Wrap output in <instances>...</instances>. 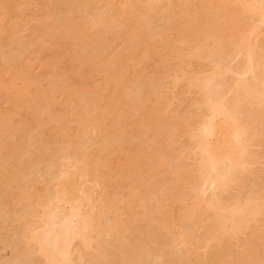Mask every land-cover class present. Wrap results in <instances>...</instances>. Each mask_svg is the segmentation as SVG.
<instances>
[{"label":"rangeland","instance_id":"1","mask_svg":"<svg viewBox=\"0 0 264 264\" xmlns=\"http://www.w3.org/2000/svg\"><path fill=\"white\" fill-rule=\"evenodd\" d=\"M19 1L21 2V4L19 3ZM47 0H0V53L2 54V53H6V56L7 57H4L5 56V54H2V55H4V56H2L1 54H0V63L2 62H4V64L3 65H5V60H3V59H6L7 60V62H8V65H7V62H6V65L5 66H2L3 68H7L8 70L6 71V70H4L1 66H0V74H1V78H4V79H7L8 81L7 82H5L4 80H1V78H0V83H1V85H0V168H1V170H0V173L2 174V175H0V197L1 198H5V195L7 194V193H9V192H4V191H8L9 190V188H10V190H12L11 192H10V194L11 193H14L13 195L11 194V196L10 195H8V198H14V199H11V200H9L8 198H5L6 199V201H7V199H8V201L7 202H9L10 204H7L6 205V203H5V200H3L2 199V201H0V217H2V218H0V224H1V222L3 223V221H6V220H8V221H6V223H8V224H10V225H8L9 227H7V234H8V237H7V240L6 241H4V239H3V241L2 240H0L1 242H0V263L1 264H44V262H45V264H47L48 262L45 260V259H43V258H45V257H43L42 255H39V254H41V252H40V244L38 243V241H36L37 239V237L39 238H42L44 235H46L45 237H46V239H47V241L49 242H47V244L49 245H47L46 244V246H48V247H50V248H48L47 247V249H48V251L50 250V249H52V251L54 250V252H57L59 249L58 248H60L61 246H64V247H66V246H68V248L70 249V250H68V248L66 247V250L69 252V253H67V254H69V256H68V258H69V260H67L68 261V263H67V261L65 262V263H67V264H99L100 263V260H101V264H105L106 263V260H107V263L108 262H110L111 260H110V257H114V258H111L112 259V262H113V259H115L114 260V262H115V264H127V262H129L130 261V259H133V260H131V262L132 261H134V262H132L133 264H136V263H138V264H166V260H167V262L170 260V264L172 263V261H174V262H176L175 264H185V261H187L188 260V258H187V256L185 255L184 256V253H186L187 251H185V250H188L189 248V250L191 251V249L192 250H194V249H197V250H195L194 251V253H198V254H195V257H196V260H194V261H199V264H202L201 262H203V264L206 262L207 263V261H213V259H214V253H217L218 251H221L220 253L221 254H223L224 255V253L226 252L227 253V251H228V253L227 254H229V255H225L224 257H223V259H225V261H230L232 258V261H228L227 263L228 264H230V263H233V264H260L261 262H262V264H264V255H262V253H264V252H260L261 250H260V247L259 248H257L256 247V245L254 244V243H252V242H255V243H257V241H259V240H261V243H259L260 244V246H261V248H263L264 249V232H261V233H259L260 231H261V229L259 230V231H257V228L259 229V228H261L262 226H264L263 224H264V221L262 222V219L264 220V205H261L260 204V201L259 202H257L256 201V199H255V201H254V199L253 200H251V198H249L248 200L250 201V202H253L254 201V204H250V205H248V203H247V199H246V197L248 198L249 196H251V197H258V195L257 196H255V194H261L262 195V192H263V194H264V190H262V189H264L263 187H264V101L263 100H261V99H264L263 97H264V94H262L261 93V91H264V18H263V11H262V9H264L263 8V5H264V0H253L255 3L257 2V4L255 5L254 3H252V4H254L255 6H258L259 8L257 9V11H261L260 12V14L261 15H263L262 17H259L258 15H260L259 13L257 14L256 12H255V14L253 13V11H256V9L255 10H253L252 11V9H251V12L249 11V8H248V6H246L245 7V4H248L249 5V3H245V2H247V1H245L244 3H242V0H237V2H235L236 0H216V2H217V4H220V3H222V6L220 7V8H222V12H220V14H223L224 16H225V14L227 15L229 12L231 13V11L233 12L234 11V9L237 11V14H235L236 16H234V18L233 17H231V15H229V19L231 20V22L233 21V19H238V21L236 22V20H234L237 24H239L240 23V25L241 26H239V27H243V28H238V30H240V31H238V30H236L237 29V24L235 23V22H233V23H235V30H236V32H235V30H230L229 29V26H230V23H228V24H226V26H227V28H225V30H223L224 32H226L227 31V35L229 34V37H228V39L226 38V40L224 41V36L222 35V38H223V40L222 39H220L221 38V34L223 33V31L222 30H220L222 33L221 34H218V36L216 37V38H213L214 36H216L217 34H215V35H213L218 29H217V27L218 26H216L215 24V26L214 27H211L210 26V24L212 23V22H209V21H207V19L208 20H211V16H213L212 15V13H210L209 12V14H211V16L208 14V10H207V12H205V13H207L206 15L205 14H202L203 16L202 17H200V18H202V19H200V22H198V21H196L197 19H199V18H195L196 20H194V18H193V20H190L188 17H189V15H186V12H183L182 14H180L178 11H179V7H180V5L182 4H180V0H173L174 2H172L171 3V5L174 7L175 5H176V3L178 2V4H177V7H176V9H175V7H174V13L176 12V10H178L177 11V13H175V15L177 16V19H179L181 16H182V18H181V27H179V25L177 24L178 22L175 20V22H177V23H175L176 25H177V27H178V29H179V31H177V32H179V37L178 38H176L175 37V34L177 33L173 28L175 27H173V25H175L173 22H171L172 20H173V18L171 17V16H173L171 13H172V7L168 4V7L166 8L165 6H163V4H165V2L167 1V0H160L162 3H159L160 1L159 0H143V1H141L140 2V0H130V7L131 8H129V7H127L128 6V3H127V0L124 2V3H122L123 2V0H98V2H97V0H94V3H93V0H90L89 2H88V0H84L83 1V6H82V3H81V5H80V2H82V0H77V2L79 1V3L77 4L76 3V1L75 2H73L72 4H74V3H76V5H80L81 7L79 8H77V6H75V5H73V6H71V5H68L71 1L69 0V3H68V0H66V2H65V4H64V2H60V1H62V0H57L56 2H55V0H48L49 1V4H47L48 6L50 5V1H51V3H52V1H54V5H53V7H55L56 6V4H58V3H60V5L62 4V5H64V7H63V10H61V8L60 9H58V8H56V11H52L53 9H51V8H53V7H48V8H46V6H45V9L42 7L43 5H46L45 4V2H46ZM65 1V0H64ZM74 1V0H73ZM96 1V2H95ZM101 1H103V2H101ZM112 1V2H111ZM118 1H119V3H118ZM134 1V2H133ZM139 2L140 4H142L143 6H145V7H142V5H141V8H142V10H141V8L138 6V4H136L135 2ZM163 1H164V3H163ZM172 1V0H171ZM193 1L195 2V3H193ZM190 0V1H185V3H187V2H189L190 4H188L189 5V7H188V5H187V8H189V9H192V7L194 8L195 7V5L197 6V4H200V2H201V0H200V2L199 3H197V1H199V0ZM204 2H206L207 1V3H209V1L211 2H215V0H203ZM203 1H202V3L200 4L201 6L202 5H204V3H203ZM218 1H219V3H218ZM241 1V2H240ZM262 1V2H261ZM10 2V3H9ZM25 2V3H24ZM85 2H87V3H85ZM90 2H92V4H90L89 5V3ZM128 2H129V0H128ZM132 2V3H131ZM215 2V3H216ZM223 2H225L226 4H223ZM248 2H249V0H248ZM258 2H259V4H258ZM12 3H13V5H12ZM14 3H18V4H14ZM27 3V4H26ZM48 3V2H47ZM66 3H68V4H66ZM107 3H111V4H109V5H111V6H108V4ZM113 3L115 4V6H113ZM126 3H127V5H126ZM22 4L24 5V4H26V6L24 5L23 7H26V8H23V7H21L22 6ZM41 4V5H40ZM86 4V5H85ZM117 4V5H116ZM134 5V7H135V5H137L136 7H138V9H135L134 10V12H133V10H132V7L133 6H131V5ZM139 4V5H140ZM173 4H175V5H173ZM242 4V5H241ZM10 5V6H9ZM67 7H71V10H73V8H74V10L76 9V12H74V10L73 11H70V9L68 10L67 8H66V6ZM119 5H120V7H119ZM121 5H123V6H121ZM126 6V8L128 9H130V11L133 13H131L130 11H129V9L127 10L126 8V11H129L130 13V15L131 16H129V15H126L127 14V12H126V14H124L125 13V11H123L124 9H122V8H124L125 6ZM160 5H162V8H160L161 6ZM166 5V4H165ZM226 6L227 8H229V12H228V9L226 8V7H224V8H226L227 9V11H226V13L224 12V10H226V9H224L223 10V6ZM259 5H261V6H259ZM52 6V5H51ZM75 6V7H74ZM98 6V7H97ZM113 6V7H112ZM148 6V7H147ZM153 6V7H152ZM160 6V7H159ZM182 6V5H181ZM204 6H206V5H204ZM203 6V7H204ZM216 6H220V5H216ZM251 6V1H250V5H249V7ZM9 7V8H8ZM10 7H11V9H10ZM41 7V8H40ZM59 7V6H58ZM120 8V9H118V8ZM150 7H152V8H154V7H156L155 9L156 10H150L151 8ZM163 7H165L164 9H163ZM234 7H236V8H234ZM245 7V8H244ZM254 7V6H253ZM22 8V9H21ZM140 8V9H139ZM158 8H159V10L160 9H162L163 10V12H165L164 14H163V12L161 13V11L162 10H158ZM207 8H209L208 6H207ZM211 8V7H210ZM209 8V9H210ZM231 8H233L232 10H231ZM246 8H248V10H246ZM255 8V7H254ZM61 10V11H63L64 13L62 14V13H60V14H58L57 16H55L54 14H57V12H58V10ZM66 9H67V11H66ZM114 9H115V11H114ZM146 9V10H145ZM186 9V8H185ZM212 9V8H211ZM211 9H210V11H211ZM44 10V11H43ZM46 10V11H45ZM49 10V11H48ZM119 10V11H118ZM121 10V11H120ZM150 11L149 13L147 12V11ZM169 10V11H168ZM52 11V12H51ZM66 11V12H65ZM69 11L70 12H74V14L72 13V15L71 14H68L69 13ZM122 11H123V13H122ZM151 11H155V13H153V12H151ZM171 11V13H169ZM112 12H115V13H112ZM117 12L119 13V14H117ZM157 12V13H156ZM160 12V13H159ZM246 12V13H245ZM51 13V14H50ZM67 14V17L69 18V20L66 18H63V17H61V15H66ZM108 13V14H107ZM122 13V15L124 16H122V18H120V19H123V20H120L118 17H121L120 16V14ZM148 13V14H147ZM173 13V14H174ZM229 13V14H230ZM76 14V15H75ZM111 14H114V16H115V18L114 17H109V16H113V15H111ZM149 14H150V16H149ZM157 14V15H156ZM180 14V15H179ZM69 15V16H68ZM75 17H74V16ZM107 15V16H106ZM154 16V18H153V16ZM248 15V17L246 18V16ZM260 15V16H261ZM54 16V18H55V20L52 18ZM60 16V17H59ZM103 16V17H102ZM129 16V17H131V19H129V17H128V19L130 20V21H126V19H127V17ZM165 16V17H164ZM166 16H169L168 17V19L169 20H167L166 18ZM180 16V17H179ZM199 16H201V15H199ZM198 16V17H199ZM221 16V15H220ZM249 16L251 17V16H253L252 18H251V20L249 21ZM73 17V18H72ZM105 17L107 18L108 17V19L110 18V20L112 21H114V19L116 20V18L118 19V20H116V21H119L120 23H122V21L125 23L124 25H125V27H124V25H122V24H120V27H119V24H115L113 21V23L110 21V20H107V19H105ZM152 17V18H151ZM174 17V16H173ZM206 19H205V18ZM256 17H257V19H256ZM60 18H62V19H60ZM81 18V19H80ZM100 18V19H99ZM124 18H125V20H124ZM183 18H185V19H183ZM225 18V17H224ZM263 18V19H262ZM65 19V20H64ZM72 19H73V22H75L76 23V25L74 24V23H71L72 22ZM101 19H103V20H101ZM127 19V20H128ZM133 19V20H132ZM139 19V20H138ZM174 19H176V17L174 18ZM189 20L190 22L188 23L187 21L185 22V23H183L185 20ZM245 19H248V21H247V25H246V22L245 21H243V20H245ZM52 20H53V22L54 23H52V24H54L56 27H54L53 25H51V22H52ZM59 20L60 21H64V22H66V21H69V22H67V23H62V22H60L59 23ZM70 20H71V22H70ZM83 20V21H82ZM86 20V21H85ZM97 20H99L98 22L99 23H97ZM135 20V21H134ZM136 20H137V22H136ZM158 20V21H157ZM239 20H240V22H239ZM253 20V21H252ZM51 21V22H50ZM96 21V22H95ZM104 21L107 23V22H109V24H103L104 23ZM141 23H140V22ZM166 21H168V23L169 24H171L172 25V27H168L169 26V24H162V23H167ZM170 21V22H169ZM193 21V22H192ZM201 21H204V23L203 22H201ZM225 21V20H224ZM229 21V20H228ZM227 20H226V23L228 22ZM86 22H87V24H86ZM103 22V23H102ZM130 22H132L131 24H130ZM136 22V23H135ZM191 22L193 23V24H191ZM242 22V23H241ZM57 23V24H56ZM83 23V24H82ZM110 23H112V26L113 27H109V25H111ZM134 23H135V25H134ZM158 23H161L162 24V27H161V25H157ZM186 23H188V24H190V25H193V28L191 27V29H193V31H192V33H194V32H196L195 34H194V36L190 33L191 32V30H189V29H185L186 28V26H189V25H187ZM210 23V24H209ZM244 23V24H243ZM73 24V25H72ZM79 24H81L80 26H78ZM87 26H86V25ZM101 24H103V25H105L106 27L108 26L110 29L108 30L107 28H105L104 26L102 27V26H100ZM113 24H115L116 26H114ZM127 24V25H126ZM151 24V25H150ZM184 24H186V26L184 25ZM257 24V25H256ZM15 25V26H14ZM61 25H62V27H61ZM85 25V26H84ZM89 25V26H88ZM91 25H94V26H91ZM97 25V26H96ZM145 25H147L146 27H145V29H144V26ZM232 25V24H231ZM234 25V24H233ZM59 26V27H58ZM73 26H75L76 27V31H78V32H76L75 31V28L73 27ZM83 28H82V27ZM96 26V27H95ZM135 28H134V27ZM140 26V27H139ZM143 28H142V27ZM167 26V27H166ZM185 26V27H184ZM225 26V27H226ZM258 26V27H257ZM90 27H92V28H90ZM102 27V28H101ZM116 27V28H115ZM129 27V28H128ZM148 27V29H146ZM159 27H161V30H162V33H163V35L165 34L164 33V31L166 32V29L168 30V29H172V30H174L173 32H172V30H171V32L169 33V31H168V34H167V32H166V35H164V37L165 38H167V39H165L163 36V38L162 37H160L161 36V34L162 33H160L159 31ZM163 27L165 28L166 27V29L164 30L163 29ZM67 28V29H66ZM68 28H69V30H68ZM80 28V30H78ZM105 28V30L107 31V33H105L106 31H104L103 29ZM114 28V29H113ZM118 28V29H117ZM128 28V29H127ZM139 28V29H138ZM155 29L156 28V30H158L157 32L155 31V30H153V29ZM158 28V29H157ZM176 28V27H175ZM232 28H234V26H232L231 27V29ZM260 29V30H258V29ZM71 29H73L72 31H71ZM87 29H89L86 33H85V31L87 30ZM93 29V30H92ZM97 29V32L95 31ZM100 29V30H99ZM142 29H143V31H145L146 30V32H143L142 31ZM182 29H184V30H182ZM214 29H215V31H214ZM227 29V30H226ZM253 29H254V31H253ZM84 31V34H82V36H84L85 37V34H87L86 36V39L88 38L89 40L90 39H92L91 40V43H90V45H88L87 43L86 44H82V43H84V41H86L85 39H81V35H79V33L81 34V32L82 31ZM100 32H99V31ZM102 30H103V34H102ZM151 30V31H150ZM152 30H153V32H152ZM185 30H187L186 32L188 33H190V35L191 36H193L191 39H188L187 37L185 38V36L183 37L182 36V34H184V33H186L185 32ZM195 30V31H194ZM211 30H213V31H211ZM92 33H91V32ZM133 33H132V32ZM142 31V32H141ZM182 31H184V33L182 32ZM199 31H200V33L202 32L203 34H204V37H203V35H200V34H198L199 33ZM211 31V32H210ZM232 31H234V33L232 32V34H234V35H232L231 36V32ZM255 31H257V32H255ZM69 32V33H68ZM110 32V33H109ZM136 32V35H133L134 33ZM138 32V33H137ZM139 32H140V34H139ZM149 32V33H148ZM152 32V33H151ZM154 32H156L155 34L157 35H153L154 34ZM198 32V33H197ZM212 32H214L213 34H212ZM219 32V31H218ZM218 32H216V33H218ZM83 33V32H82ZM91 33V34H90ZM95 33H99L98 34V36H96L95 37ZM122 33H124V34H122ZM148 33V34H147ZM158 33H160V35H158ZM207 35H206V34ZM209 33H211V34H209ZM220 33V32H219ZM71 34V35H70ZM93 34H95V35H93ZM102 34V35H101ZM118 34V35H117ZM121 34V35H120ZM141 34H142V36H141ZM148 35V37H147V39H145L146 38V36L145 35ZM149 34H150V36H149ZM170 34H174V35H172V38L171 37H169V35ZM178 34V33H177ZM177 34H176V36H177ZM225 34V33H224ZM79 35V36H78ZM114 35V36H113ZM117 35V36H116ZM124 35H126V36H124ZM138 35H140V36H138ZM151 35H153V37L151 36ZM186 35V34H185ZM189 34H187V36H188ZM199 36V37H197L198 38V40L197 39H194V38H196V36ZM208 35H211V37L210 38H213V40L211 41L210 40V38L208 37ZM227 35L225 36V37H227ZM101 36V37H100ZM104 36V37H103ZM116 36V37H115ZM123 36H124V38H123ZM155 36V37H154ZM168 36V37H167ZM190 36V37H191ZM108 37V38H107ZM115 37V38H114ZM129 37H130V39H129ZM134 37V38H133ZM160 37V38H159ZM181 37H183L182 38V40L184 41L185 39L186 40H190L191 41V46L190 45H188L189 43H188V41H182L181 40ZM218 37H220L219 38V40L217 41V38ZM18 38H20V40L18 39ZM37 39L39 42H37V40H34V39ZM114 38V39H113ZM121 38V39H120ZM125 38H127V39H125ZM133 38V39H132ZM137 38H139V39H137ZM142 38H144L145 39V41H147V40H152L151 42H152V45L153 44H156V43H158V42H160V40H162V42H160L158 45H155V47L157 46V48H162V47H164V45H166L167 46V44H170V45H168L167 47L165 46V49L163 50V48H162V50L161 49H158V50H161V54L160 55H157V56H155V55H153V56H148L149 57V59H148V57H147V55L144 57L145 58V60H143V62L142 63H140L138 66H141V67H139L138 68V71H137V73L138 74H136V76L135 77H132L131 79H126V78H124L122 75H121V73H120V68H118L121 64H122V60H126V59H128V57H129V55H130V53H131V51H132V49H134V48H138V47H140L141 45H139V43H141L142 44V42L144 41ZM171 38V39H170ZM174 38H176V39H178L177 41H178V45H176V42L175 41H173V40H176V39H174ZM205 38V40H202V39H204ZM231 38V39H230ZM24 39H26V41L24 40ZM78 39V40H77ZM79 39H81V40H83V42L82 43H79ZM113 39V40H112ZM116 39V40H115ZM118 39H119V41H118ZM136 39V40H135ZM164 39V40H163ZM169 39H170V41H169ZM179 39L181 40V41H179ZM206 39H208L207 41L209 42V43H207V44H204L205 42H207L206 41ZM245 39V40H244ZM28 40V41H27ZM106 41L107 43L109 42V43H111V45H108L106 42V45H108L107 46V48H105L106 47V45H105V43L103 44V42L104 41ZM122 40V41H121ZM124 40V41H123ZM129 40V41H128ZM131 40H132V42H131ZM143 40V41H142ZM156 40H158V42L156 41ZM167 40V41H166ZM216 40V41H215ZM244 40V41H243ZM112 41H113V43H112ZM119 43H118V42ZM142 41V42H141ZM155 41V42H154ZM165 41V43L163 44V42ZM169 41V43H167ZM174 42V43H172V42ZM249 41V42H248ZM22 42H24L23 44H22ZM37 42V43H36ZM86 42H88V40L86 41ZM95 42V43H94ZM127 42V43H126ZM36 43V44H35ZM93 43V44H92ZM115 43V44H114ZM135 43V44H134ZM186 43H187V45H186ZM253 43V44H252ZM4 44H6V45H4ZM79 44H81V45H79ZM96 44V46L94 47V45ZM103 44V45H102ZM112 44H114V45H112ZM125 44V45H124ZM130 44H132V45H130ZM162 44V45H161ZM172 44H174V45H176L177 47L175 48V46H173V49H172ZM181 44V45H180ZM195 44V45H194ZM207 47V49L205 48V46ZM259 44V45H258ZM3 45V47H1ZM83 45L86 47H83ZM92 45V46H91ZM105 45V46H104ZM151 45V46H152ZM162 46V47H160V46ZM197 45H199L198 46V48H200L201 46H203L202 47V50H200V49H198L199 51L197 52V51H194V50H197ZM210 45V46H209ZM254 45V46H253ZM21 46V47H20ZM25 46V47H24ZM90 46H91V48H90ZM100 46V47H99ZM104 46V47H103ZM110 46H111V48H110ZM130 48H129V47ZM138 46V47H137ZM181 46V47H180ZM76 47V48H75ZM102 47V48H101ZM109 47V48H108ZM116 47H118L119 48V50L116 48ZM169 47H171V51H174V50H176L175 51V56L173 55V58L170 56V57H168L170 54H172V53H170V54H168L169 53V50H168V48ZM24 48V49H23ZM79 48H81V49H79ZM88 48V49H87ZM95 48V49H94ZM98 48H100V49H98ZM107 50L106 52H105V49ZM128 48H129V51H128V53H126L127 51L126 50H128ZM183 48V49H182ZM192 48V49H191ZM210 48V49H209ZM254 48V49H253ZM260 48V49H259ZM22 50V51H20V50ZM77 49L80 51H77ZM87 49V50H86ZM93 49V50H92ZM102 49H103V51H102ZM115 49L117 50V51H115ZM167 49V50H166ZM206 49V50H205ZM259 49V50H258ZM84 50V52H85V54H84V52H82ZM90 50H92L91 51V53L93 54H91V56H89V54H90V52L89 51ZM96 51V52H94L93 53V51ZM121 50V51H120ZM123 50L125 51V52H123ZM179 50V51H178ZM180 50H182V51H180ZM191 50V51H190ZM204 50V51H203ZM254 50V51H253ZM2 51H4V52H2ZM8 53H7V52ZM20 51V52H19ZM103 52V54H102V52ZM163 51V52H162ZM166 51V52H165ZM11 52V53H10ZM15 52H16V54H15ZM37 52V53H36ZM89 52V53H88ZM105 52V53H104ZM119 52V53H118ZM194 52H197L196 54H191V53H194ZM202 52H205V54H203ZM217 52V53H216ZM222 52V53H221ZM252 52V53H251ZM258 54H257V53ZM19 53H20V55H19ZM41 53V54H40ZM45 53V54H44ZM71 53H77V54H79V55H77V54H75V55H73L72 56V54ZM80 53H82L81 55H80ZM179 53V54H178ZM202 53V54H201ZM254 53H256V54H254ZM13 54V55H12ZM26 56H25V55ZM87 54H88V56H87ZM98 54V55H97ZM102 54V55H101ZM127 54V56L126 57H124V55H126ZM148 54V53H147ZM157 54H159V52L157 51ZM181 54V55H180ZM198 54H201V56H203V57H201L200 58V55L198 56V58L196 57ZM253 54V55H252ZM77 55V56H76ZM84 56V60H87L86 62L82 59V57ZM86 55V56H85ZM119 55H121V56H119ZM149 55V54H148ZM181 56V58H179V56ZM184 55V57H182ZM188 55H189V59H186V58H188ZM190 55H192V56H190ZM205 55H206V57H205ZM214 55H216V56H214ZM14 56V57H13ZM73 58H72V57ZM75 56L77 57L76 59H74L75 58ZM119 57V58H116V57ZM178 56V58H176ZM187 56V57H186ZM209 56H210V58H209ZM220 56V57H219ZM255 56V57H254ZM4 57V58H3ZM8 57L10 58V63H9V59H8ZM12 57H13V59H12ZM16 57V58H15ZM52 57V58H51ZM81 59H80V58ZM90 57L92 58L91 60H89V61H91L90 63H88L89 61H88V59H90ZM121 57H123L122 59H121ZM147 57V58H146ZM165 58V60H164V58ZM186 57V58H185ZM220 59H219V58ZM73 59L74 61V63L75 64H73L72 63V65L70 64L71 63V59ZM98 58V59H97ZM113 58H114V60H113ZM116 58V59H115ZM163 58V59H162ZM187 60V62L184 60ZM196 60H195V59ZM203 58H204V62H203ZM205 58H208L207 60L205 59ZM118 59V61H116ZM168 61H167V60ZM171 59V60H170ZM178 59H181V60H183V61H185V62H183V61H181V60H178ZM194 59V60H193ZM216 59V60H215ZM219 59V60H218ZM256 59V60H255ZM121 60V61H120ZM150 60V61H149ZM158 60H159V62H158ZM165 62H164V61ZM170 60V61H169ZM191 62H190V61ZM202 62H201V61ZM215 60V61H214ZM114 61V62H113ZM116 61V62H115ZM120 61V62H119ZM146 61V62H145ZM163 61V63H160V62H162ZM172 61V62H171ZM177 61V62H176ZM195 61V62H194ZM199 62V63H197V62ZM218 61H219V63H218ZM222 61V62H221ZM49 62V63H48ZM119 62V63H118ZM180 62H181V64H180ZM216 62V63H215ZM14 63V65H12ZM31 63V64H30ZM47 63V64H46ZM85 63V64H84ZM121 63V64H120ZM146 63V64H145ZM201 63H203V65L201 64ZM205 63H207V65H205L204 66V64ZM10 64H11V67L12 66H14V67H12V68H10V70H9V66H10ZM98 64V65H97ZM144 64V65H143ZM179 64H180V66H181V69H180V66H179ZM214 64V65H213ZM217 64V65H216ZM220 64V65H219ZM222 64H223V66H222ZM1 65V64H0ZM47 65H49V66H47ZM164 65V66H163ZM191 65V66H190ZM216 65V66H215ZM45 66H47L46 67V69H43ZM144 66V67H143ZM154 66V67H153ZM159 66V67H158ZM163 66V67H162ZM175 66H177V67H175ZM189 66V67H188ZM194 66V67H193ZM198 66H200L201 67V69H200V67H198ZM212 66V67H211ZM213 66H215V69H214V67ZM220 66V68H222V69H218V67ZM92 69H91V68ZM95 67V68H94ZM156 67H157V70H156ZM162 67V68H161ZM196 67V68H195ZM204 67H206V68H204ZM5 68V69H6ZM71 68V69H70ZM159 68V69H158ZM193 68H194V70H193ZM197 68H199V69H197ZM4 71H3V70ZM29 69V70H28ZM91 69V70H90ZM95 69H97V70H95ZM118 69V70H117ZM140 69V70H139ZM144 69H146V70H144ZM162 69V70H161ZM178 69H180V70H178ZM206 71H205V70ZM217 70L216 71V73L213 71V70ZM74 70V71H73ZM116 70V71H115ZM156 70V71H155ZM183 70V71H182ZM26 73H25V72ZM104 71V72H103ZM107 71H110L109 73H107ZM199 71V72H198ZM212 71H213V73H212ZM219 71H220V74L218 75V73H219ZM20 72V73H19ZM69 72V73H68ZM75 72V73H74ZM78 72V73H77ZM103 72V73H102ZM114 74H112V73ZM175 72H176V75H175ZM206 72V73H205ZM208 72V73H207ZM222 72V73H221ZM11 73H14V76H15V73H16V75L17 76H19L20 74V77L21 76H23V75H25V74H27V76H25V77H18V79H16L15 77H17V76H15L13 79H11L12 81L11 82H13V84L16 86V84H20V86H19V84H18V88H20V87H24V85L23 84H21L20 82H21V80H23L24 82H25V80H27V79H31V80H34L33 82H34V84H33V82L30 80V84L32 83L33 85H34V88H32V87H30V85H29V83L28 84H26L25 85V88L27 89L28 88V86H29V88H30V90L31 89H34V90H38L39 88L41 89L42 88V90L44 89V91H42V90H40L41 92L40 93H42L43 92V94H41V95H43L42 97H45V95H44V92L46 93V95L47 94H49L51 91H53V92H51L49 95L52 97V100L50 99H48L47 97V99H45L44 98V100H46V102L49 100L50 101V103H49V101H48V103H46V102H44V100L42 99V97H40L39 96V93H38V91H37V93H35V94H37V96L35 97L34 95V93H33V95L32 96H30L28 93V95H26V93H25V95H24V98H25V96H26V98L24 99V98H21V99H18V98H11V96H13L14 97V95H15V92L14 93H12V92H7L8 91V89H6L7 87H8V82H9V79H10V76L12 75ZM23 73V74H22ZM30 73V74H29ZM19 74V75H18ZM40 74H42V75H40ZM110 74V75H109ZM115 74H117V75H115ZM179 74H180V76H179ZM183 74V75H182ZM197 74H199V76L197 75V79H196V75ZM205 74H206V77H205ZM208 74V75H207ZM215 74H217V75H215ZM6 75V76H5ZM40 75V76H39ZM44 75V76H43ZM81 75V76H80ZM100 75V76H99ZM113 75V77H110V76H112ZM153 75V76H152ZM154 75H155V77H154ZM194 75H195V77H194ZM202 75H203V78H202ZM213 75V76H212ZM32 77V78H29V77ZM152 76V77H151ZM211 76V77H210ZM9 77V78H8ZM11 77H13V76H11ZM54 77V78H53ZM103 77H105V78H107V77H110V78H107L108 80L107 81H105L104 79H103ZM179 77H180V79H179ZM193 78L194 77V79H193V81L195 80V84L194 83H192V81L190 82V78ZM208 77V78H207ZM20 78V79H19ZM122 78V79H121ZM135 80H134V79ZM149 78H152V79H149ZM153 78L155 79V80H157V81H155V80H153ZM174 78H176V80L174 79ZM211 78V79H210ZM213 78V79H212ZM58 79V80H57ZM116 79V80H115ZM180 81V83H179V81ZM190 79V80H189ZM200 79V80H199ZM55 81L54 83H56V81H57V83L56 84H53V82L52 81ZM84 80V81H83ZM109 80H110V82H109ZM126 80L128 81V82H126ZM153 80V81H152ZM177 81V82H172V81ZM181 80H182V82H181ZM202 80V81H201ZM212 80V81H211ZM3 81V82H2ZM17 83H16V82ZM60 81V82H59ZM67 81H68V83H70V84H67ZM116 81V82H115ZM119 81H120V83H119ZM125 81V84L123 83V82ZM130 81V82H129ZM137 81V82H136ZM171 81V82H170ZM204 81H206V82H204ZM4 82L6 83V84H4ZM23 82V83H24ZM26 82H28V81H26ZM82 82V83H81ZM197 82H198V84H197ZM202 82V83H201ZM16 83V84H15ZM52 83V84H51ZM65 83L66 85H69V86H66L65 88L67 89H64V90H62V86H63V84ZM109 83V84H108ZM112 85H111V84ZM167 83V84H166ZM192 83V84H191ZM205 83V84H204ZM209 83V84H208ZM240 83H242V85L240 84ZM9 84H10V82H9ZM51 84V85H50ZM64 84V85H65ZM119 84H122L121 86L119 85ZM123 84H124V86H123ZM175 84V85H174ZM178 84V85H177ZM217 84V85H216ZM7 85V87L5 88V86ZM48 85H50V86H48ZM71 85V86H70ZM104 85V86H103ZM119 85V86H118ZM193 85H195V86H193ZM208 87H207V86ZM135 86H138V88L137 87H135ZM166 86V87H165ZM176 86V87H175ZM206 86V87H205ZM239 86H240V88H242V89H239ZM241 86H244V87H241ZM37 89H36V88ZM64 87V86H63ZM104 87V88H103ZM122 87V88H121ZM126 87V88H129V87H132L133 89V91L131 90L130 91V88L128 89V90H126V88H125V91H124V88ZM147 87L148 88H150V91H149V93L148 92H146V91H148V89H147ZM168 87V88H167ZM205 87V88H204ZM215 87H216V89H215ZM246 87V88H245ZM250 87V89H248ZM4 88H5V90H4ZM28 88V89H29ZM46 88V89H45ZM122 90H121V89ZM4 91H3V90ZM25 89V90H26ZM47 89H48V91H47ZM138 89V90H137ZM144 89V90H143ZM247 89V90H246ZM24 90V89H23ZM46 90V91H45ZM245 90V91H244ZM260 90V91H259ZM12 91H16V90H12ZM32 91V90H31ZM60 91H63L64 93H62V92H60ZM66 91H68V92H70V93H68V92H66ZM88 91V93L89 92H94V93H96V94H89L88 96H87V92ZM105 93H104V92ZM122 91H124V92H126V93H124V94H128V92H129V94H132V95H130L129 97H125L126 95H120V94H122L121 92ZM144 91V92H143ZM207 91V92H206ZM238 91V92H237ZM240 91V92H239ZM251 91H253V92H251ZM258 91H259V93H258ZM35 92V91H34ZM65 92H66V94H65ZM98 92V93H97ZM103 92V93H102ZM132 92V93H131ZM143 92V93H142ZM193 92V93H192ZM217 94H216V93ZM245 92H247V93H245ZM253 93V94H250V93ZM257 92V93H256ZM5 93H9L8 95H9V97L7 96V94H5ZM61 93V94H60ZM101 93V94H100ZM145 93H146V95H145ZM148 93V94H147ZM176 93V94H175ZM212 93V94H211ZM242 93H245V94H242ZM12 94V95H11ZM53 94V95H52ZM67 94H68V98L66 97L67 96ZM98 94V96H96ZM106 94V95H105ZM128 94V95H129ZM143 94V95H142ZM216 94V95H215ZM238 94H240L239 96H240V98H241V94H242V98H244V99H241V100H244V101H242V103L239 101L240 99H239V96L237 97V95ZM263 96H262V95ZM62 95V96H61ZM87 97H86V96ZM95 95V97L94 98H99L98 99V101L96 102L95 101V103H96V105H95V103L93 102L94 100H96V99H93V101H92V103H93V105H91L90 104V101H88L87 99H90L92 96H94ZM102 95V96H101ZM248 95V96H247ZM261 95V96H260ZM22 96H23V94H22ZM116 96V97H115ZM118 96H121L120 97V100L118 99ZM141 96H143V97H145L146 98V101H143L145 98H141ZM207 96H208V99H207ZM221 96V97H220ZM35 97V98H34ZM67 99H66V98ZM113 97H115V98H113ZM132 97H133V99H132ZM214 97H215V99H214ZM257 97H259L258 99H257ZM262 97V98H261ZM9 98V99H8ZM32 98H34V99H36V98H39V100H40V98H41V100H43V102L45 103V104H43V106H42V104H40L39 103V100L37 101V99L36 100H33ZM50 98V97H49ZM78 99V101H77V99ZM84 98H87V99H84ZM114 100L115 99V101H112V99ZM124 98V99H123ZM137 98V99H136ZM140 98L142 99V103H140L141 102V100H140ZM149 99V101H148V99ZM249 98V99H248ZM11 99H12V101H16V103H17V100L19 101L17 104H15V102H12L11 101ZM17 99V100H16ZM22 99H24V100H22ZM63 99V100H62ZM121 99H123V100H121ZM125 99H127V100H131L132 101V103H134V102H138L137 104H135L136 106H138V108L137 107H135V108H132V107H134V104H132L131 103V101L130 102H127V100H125ZM235 99H239L238 101L241 103L240 104V106L238 105L239 104V102H238V106L237 107H235V108H237V116H238V118H237V122L235 121V118H236V114H234L233 115V113H231V112H233L234 111V113L236 112V110L235 109H233L232 110V108H229V106H231V103L234 105L235 103H236V100ZM8 100H10V101H8ZM21 100V101H20ZM65 100H66V102H65ZM84 100L86 101V102H84ZM111 101V103H113L112 105H111V103H110V101ZM136 100V101H135ZM160 100V101H159ZM205 100V101H204ZM224 100V101H223ZM255 100V101H254ZM257 100V101H256ZM260 100V101H259ZM122 102V104H123V108H122V104H121V102ZM157 101H159L158 103H160V104H158L157 103ZM195 101V102H194ZM204 101V102H203ZM207 101V102H206ZM235 101V102H234ZM247 101H249V102H247ZM10 102V103H9ZM21 102H23L22 104H21ZM37 102L39 103L38 104V106H36V108H38L39 107V105H41L40 106V109H41V107L43 108V109H41V110H39L38 109V112H37V110H36V112L38 113V115H35V114H33V113H31L30 111H32L33 109V107L35 106V104H37ZM41 102V101H40ZM88 102H89V104H88ZM120 102V103H119ZM147 104H146V103ZM198 102V103H197ZM203 102V104H201ZM219 102H220V104H219ZM223 102V103H222ZM255 102V103H254ZM258 103V105L261 107V109L263 110H261L259 107H258V105H257V103ZM259 102H261V103H259ZM63 103V104H62ZM87 103V104H86ZM127 103H131V105L130 104H127ZM143 103H145V108L147 107V110H149V108L148 107H150V111H154V112H152V113H154V116H159L157 119H159L160 121H165L164 123L166 124L167 123V129H169V131H166L167 129H165L164 128V123H162V122H160L159 120H158V122H157V120L155 121L154 120V122H157V123H155V125H153L152 124V121L151 120H149V114L151 113V112H149V113H147V111H146V109L143 107V108H141L140 107V104H141V106H143ZM212 103V104H211ZM243 103H245L244 105H242ZM12 104H13V106H14V104L16 105L15 107H13L12 106ZM85 104V105H84ZM158 104V105H157ZM210 104V105H209ZM252 106H251V105ZM253 104H255L254 106H253ZM32 105H34V106H32ZM89 105V107H87ZM92 106V109H94V110H92V109H90L91 108V106ZM95 105V106H94ZM109 105H111L110 106V108H109ZM130 105V106H129ZM148 105V106H147ZM212 105L215 107L216 106V108H214V107H212ZM222 105V106H221ZM229 105V106H228ZM232 105V106H233ZM18 106V108L16 109V107ZM84 106V107H83ZM86 106V107H85ZM120 106V107H119ZM220 106V107H219ZM224 106V107H223ZM251 106V107H250ZM11 107V108H10ZM106 107V108H105ZM125 107V108H124ZM129 107H131V108H129ZM154 107H157V109L156 108H154ZM204 107V108H203ZM217 107H218V109H217ZM223 109H222V108ZM238 107H240L239 109H238ZM244 107H246V108H244ZM249 109H248V108ZM253 107V108H252ZM81 108H82V110H81ZM85 108V109H84ZM95 108H97L96 110H95ZM99 108V109H98ZM116 108V111H118L119 110V112H117V115H116V112H114V109ZM119 108V109H118ZM126 108H129V109H131V110H129L130 111V113L132 114H134V116L136 117V119H137V117H138V122L136 123V122H134L135 121V118H134V121L132 120V119H125V117H127L126 116V112H125V110H127ZM211 108H212V110H219L220 111V109L222 110V111H225V112H228L229 113V111H227L228 109H230V113L229 114H223L222 116L220 115L219 117H220V119L218 118L216 121L218 122V124L220 123V122H223L224 124L228 121L229 122V120H233V122L235 121L236 122V127H235V125H234V123H233V125H231L230 123L232 122V120H231V122H229V124H228V126H229V128L230 127H232V126H234V128H232V130L233 129H235V128H237V126L239 127H241V132L243 131V127H244V131L246 132V134H245V132L243 131V134H241V135H239L240 137L238 138L237 137V139L235 138V139H233V144L234 145H231L232 144V142L230 143V145H228L225 149H230L231 151V153H229V150H226V152L228 151V155L231 157H236V150H238L237 152H238V156L236 157L237 159L239 158V156H241V155H243L244 154V156H241L240 157V159L238 160V162L240 161L241 162V158H242V165H241V170H240V165H237V166H239L238 168H235V167H237V166H234L233 167V164L231 163V160H229L230 159V157L226 154V152L224 151V153H225V155L223 154V153H221V155H223L224 157H221V155H220V157H221V159L218 161V164H215V165H213V167H212V169L214 170H212L211 171V167H210V164H208V162L206 163V162H204V164L203 165H205V167L201 164V163H203V161H209V160H207V158L209 159V157H211V154L213 153V152H211V150L210 151H208L207 149H206V146H204V147H202V142H204L205 140H206V144H207V142L208 141H213V140H215V138H216V135H212V136H210L209 134H210V132L208 131V129L205 127V125H207V124H209V123H214V121H212V119L210 118L211 116H212V114L210 113V110H211ZM214 108V109H213ZM224 108H226V109H224ZM32 109V110H31ZM35 109V108H34ZM107 109V110H106ZM125 109V110H124ZM135 109H137V110H135ZM155 109V110H154ZM255 109V110H254ZM49 110H50V112H49ZM84 110H86L85 112H84ZM105 110V111H104ZM113 110V111H112ZM122 110V111H121ZM127 110V111H128ZM139 110V111H138ZM140 110H142V111H140ZM157 110H158V112H157ZM169 110H170V113H169ZM239 110V111H238ZM243 110V111H242ZM249 110L251 111V113L249 112ZM253 110V111H252ZM15 111V112H14ZM74 111V112H73ZM82 111V112H81ZM93 111L96 113L95 115L94 114H92L93 113ZM111 111V112H110ZM128 111V112H129ZM133 111H135V112H133ZM144 111H146V113L148 114V116L146 115L145 117H148V118H146L145 119V117H144V115H145V113H144ZM160 111V112H159ZM193 111V112H192ZM257 113H256V112ZM259 111V112H258ZM33 112H34V110H33ZM79 114H78V113ZM97 112H99V114H101V116L103 115V116H107L106 117V120H105V117H103L102 116V118H101V116L98 114V116H99V118L101 119H98V116H97ZM103 112V113H102ZM110 112V113H109ZM140 112H141V114H140ZM163 112V113H162ZM168 112V113H167ZM212 112V111H211ZM245 112H247V113H245ZM249 112V113H248ZM253 112H254V114H256V115H254L253 116V118L255 119H252V115L251 114H253ZM260 112H262V113H260ZM35 113V112H34ZM49 115H48V114ZM81 113V114H80ZM85 113H86V115H85ZM125 113V114H124ZM142 113H143V115H142ZM189 113V114H188ZM191 113V114H190ZM206 113V114H205ZM240 113V114H239ZM260 113V114H259ZM105 114V115H104ZM106 114H108V115H106ZM131 114H129L128 113V115H130V117L132 118V117H134L133 115H131ZM162 114V115H161ZM169 114V115H168ZM171 114V115H170ZM182 114V115H181ZM183 114H187V115H183ZM209 114H211V115H209ZM230 114H232V115H230ZM262 114V116H260ZM40 115H42V118H44L43 120H45L46 119V121H44V122H42L43 123V125H42V123H41V125L39 124V126H35V125H37V124H35L34 123V121L35 120H37V118H39V116ZM46 115V116H45ZM83 115H85L84 117H86V118H84L85 119V121H86V123H85V121H84V119L82 118V116ZM92 115V116H91ZM125 115V116H124ZM206 115H208L209 116V118H208V116H206ZM225 115H226V118H224L225 117ZM227 115H230L229 117H227ZM240 115V116H239ZM249 115H250V117H249ZM44 116V117H43ZM47 116H48V118H47ZM74 116V117H73ZM97 117V121H98V123H97V121L96 122H94L95 120V118ZM112 116V117H111ZM142 116V117H141ZM153 116V114H152V120H153V118L154 119H156L155 117ZM161 116L162 117H164V118H162L161 119ZM224 116V117H223ZM233 116L235 117V118H233ZM256 116V117H255ZM258 116V117H257ZM36 117V118H35ZM46 117V118H45ZM49 117H50V119H49ZM51 117L53 118V119H51ZM75 117H77V119L75 118ZM112 118V120H111V118ZM116 117V118H115ZM144 117V118H143ZM170 117V118H169ZM176 117V118H175ZM181 119H180V118ZM185 117V119H183ZM248 117H249V119H248ZM261 117V118H260ZM33 118V119H32ZM41 117L39 118V120L38 121H43V120H40V119H42ZM74 118H75V120L76 121H74ZM88 118V119H87ZM108 118V119H107ZM110 118V119H109ZM115 118V119H114ZM207 118V119H206ZM260 118V119H259ZM32 119V120H31ZM47 119H49V120H51V121H49V120H47ZM82 119H83V121L84 122H82ZM87 119V120H86ZM164 119V120H163ZM183 119V120H182ZM223 119H227V120H225V121H223ZM252 119V120H251ZM79 120V121H78ZM104 120V121H103ZM109 121V123H108V121ZM151 121L150 123L152 124H150L149 123V121ZM166 120H167V122H166ZM171 120V121H170ZM218 120H220V121H218ZM238 120H240V121H238ZM242 120H243V122H242ZM248 120H250L249 121V123L248 124H246L247 122H248ZM253 120H254V122H253ZM32 121H33V123H34V125L32 124ZM38 121H36V122H38ZM89 121H90V123L91 124H93V122H94V124H93V126L91 127V126H89L90 124H89ZM99 121H100V123H99ZM101 121H103V122H101ZM110 121H111V123H110ZM169 121V122H168ZM183 121V122H182ZM215 121V122H216ZM133 122H134V124L136 123V124H138V130L139 131H137L135 128H134V124H133ZM179 122V124L178 125H181V122L182 123H184L183 125H181V126H176V124ZM216 122V123H217ZM241 122V123H240ZM81 123H83L84 124V126L82 125L81 126ZM172 123V124H171ZM237 123H240V124H238L237 125ZM245 123V124H244ZM86 124V125H85ZM88 124V125H87ZM97 124H99L97 127L96 126H94V125H97ZM133 124V125H132ZM135 124V126H137ZM157 124V125H156ZM160 124V125H159ZM161 124H163L162 126H161ZM202 124V125H201ZM205 124V125H204ZM244 124V125H243ZM249 124L251 125L250 126V129L248 128L249 127ZM10 125V126H9ZM57 125H59V126H57ZM173 125V126H172ZM203 125H204V127L206 128L205 130H204V127H203ZM220 125H221V123H220ZM231 125V126H230ZM245 125H247L246 126V130H245ZM30 126V127H29ZM44 128H42V127ZM61 126V127H60ZM66 127V128H64V130H63V128L62 127ZM78 126V127H77ZM81 126V127H80ZM132 126H133V128H134V130L133 129H131L132 128ZM145 126H146V129L149 127V131H150V127H152V128H157V131H158V129H160L159 130V132L160 133H162V131H163V133H165V134H163V138H165V136L168 134V136H172L173 135V133H174V136H172L175 140H173L172 139V137H171V140H170V138H168L167 137V139L165 140V139H163V141H165L166 143L167 142H173V143H171L172 145V149H173V154H171V152H169L168 151V153H170V155H168L166 152H167V149H166V151L164 152V154L166 153L168 156H172L173 158L171 159V157H170V159H169V157H168V159L170 160H168L170 163H172L170 166H169V168H168V164L166 165V163H162L165 159V157L163 158V161L162 162H160V163H158V160H161V159H158V158H160L161 156H166V160H167V155H164V154H161V156L159 157V156H155L156 157V159L157 160H154V161H156V162H154V163H156V164H158V166L157 165H153V164H151V163H153V160H152V162L150 163L151 164V167H154L155 169L154 170H152V171H150V173H147V175L145 176V175H142V177H140L139 175H136L137 176V178L138 177H140V178H138L139 180V182H140V184L141 183H143V184H141L143 187H145L146 188V186H145V184L144 183H147L149 186L150 185H152V184H154L155 183V181H157L155 184H156V190H157V193L159 192L158 190L159 189H161V188H158L159 186H157V183L160 181V183H162V179L163 178H165V177H167V176H169V175H164V173L166 172V171H168L167 172V174L168 173H170L172 170H176V171H173V172H171L172 174H174L175 175V172H177L178 170H179V168H181V171L179 170V172H184L183 170L186 168V169H189L190 168V170H191V166H193L194 165V167H192V169H196L197 167H195V165H199V161H201V163H200V168L198 167V169H196V170H201V169H205V172H203V173H200V171H196V170H194L195 172H198V174L197 173H195L194 171H192L193 173L191 174V176H194V177H191V178H188L187 180H189V184L187 183H185L184 182V184H185V186H186V188H185V186L183 187V189L187 192V194H186V192L184 191V192H182V193H184V195L182 194V193H178V194H180V195H182V197L180 198V199H184L185 201H186V197H187V200L189 201L190 200V198L192 199V197L194 198V195L196 194V195H198V196H196L195 195V198H196V200L198 199L197 197H199V195H200V197H199V200L200 199H202L203 201H201L200 200V202H206L205 200L207 199V200H209V201H207L208 203L209 202H211V199L212 200H215L216 198H217V201H218V199L221 197V198H224V199H220L219 201H218V203H221L222 202V200L224 201H226V203H227V197H229V201L231 200V197L233 198L232 200L234 201V199L235 200H237L236 199V196H234V195H236L234 192L236 191V189H237V197H238V195L239 196H241L242 197V199H241V201H239V205H240V207H239V205L237 206L236 205V203H235V201L233 202V204L235 203V205L237 206V207H235L233 204H232V201L231 202H229L228 201V203H229V205L231 206V209L229 208V206H227V208H224V207H222V206H224L226 203H225V201L224 202H222V204L223 203H225V204H221V205H219L218 203V209H219V207H220V210L218 211V209H216V207L215 206H211V207H208V210H207V212L205 211V209L203 210L204 211V213H205V215H204V213H202L203 211H201V212H199V213H196L195 214V216H191L190 217V219H189V222H188V220L187 219H185V220H187L186 221V223H185V221H180V219H178V218H175L176 220L174 221V228L179 232V230H180V233L182 232L184 235H182V236H180V237H178V239H176V240H178V242L174 239V241L172 240V243L171 242H169V244H166L165 242H164V244H165V246H161L160 244H159V242L158 241H155L154 240V243H155V246H154V244H152V246H153V248H152V246L149 248V249H147L148 248V246H146L145 244V242H142V240L141 239H146V241H147V239H148V237H150L149 238V240L151 239V238H153V236L152 235H150L149 233H152L153 234V232H147L148 231V228L149 227H155V224H156V226H158L159 228L161 227L160 225H158L157 223H156V221H155V219L157 220V218L155 217L156 215L155 214H157L155 211H156V208H155V211H154V215H153V212H149V211H147V210H149L148 208H151V206H152V203H154V202H151V206L149 207V205H150V201H152V200H150L149 202H146V201H148L147 199H145L144 198V195H142L141 196V194L142 193H139L138 191H143V187L142 186H140L139 185V183H138V185L137 186H139L138 188H137V195H135L136 193H134L133 195H132V197L135 195V197L134 198H136V200L135 199H133L134 201H132V202H134L133 204L131 203L130 205L133 207H129L130 205H128V207H126V205H125V208L126 209H123L124 208V206H122L123 205V203H122V201H120V203H122V204H120L119 202V204L117 203V202H114L113 200L114 199H111L113 202H114V204H116V205H114V204H112V202L109 200L110 198H108L106 195H107V193L109 192V191H111V193H109V194H113L112 192H114V193H116L115 195L117 196H119L120 194H121V189H120V191H119V193L117 192L118 190H119V187L120 188H123V187H125L126 188V184H128L129 182H131V183H135V188H136V184H137V181H134V180H129V178L127 179L126 178V175H123V176H125L124 178H126V180H127V182H124L123 180V176H122V182H123V187H121V186H119V185H121V184H119V183H121V179H119V183H117L116 184V181H115V183H113L114 182V180H113V182H112V185H113V187H112V185H111V181L112 180H104V181H106V183L104 184V183H102L103 181H101L99 178H97L96 177V175H95V177L93 176V175H91V176H89L90 174H88V173H92L93 174V170H96V169H92L93 167H95L96 165H94L93 167H91V170L90 171H84L85 173H87V174H84V172H78V168H79V165L80 164H82L83 165V162L81 161V160H83L84 161V159H86V161H84L85 163L88 161L87 159L88 158H84V157H86L85 155L87 154V153H89V151L88 150H90L91 148H92V150H90V152L91 151H96L95 152V154L94 155H97V157L99 158L100 157V154H101V156L102 155H105V153L104 152H107L106 150H103L102 149V147L100 146V150H101V152L103 153H101L100 151H99V147L96 145L97 144V142H99L101 139H102V137H104V135L106 134V135H110V140L111 139H114L115 137H117V139L115 138L114 140H118L119 138H118V134L119 133H124V134H119V135H124L127 139V141H128V139H130L131 141L133 140L132 139V137L134 136V138L135 137H137V136H139L140 138L141 137H144L143 138V140H142V138L140 139V141H138L139 140V138H138V142L139 143H141V144H138L139 146H136V149H137V147L139 148L140 147V145H142V143H143V146H142V148L140 147L139 149H143V148H145V146H146V144L145 143H149V146L153 143L152 141H148V140H146L145 138H148V137H146V135L145 136H143L144 134H145V132H146V134L148 133H150V132H147V130L145 129V132L143 133V131L144 130H142L141 131V129H144L145 128ZM148 126V127H147ZM159 126V127H158ZM175 126L177 127V128H175ZM182 126H184L183 128H182ZM243 126V127H242ZM34 127H36V129L35 130H32V128L34 129ZM55 127H57V130H58V128L60 129V131H61V133H62V135H61V133H60V135H58V136H60L61 137V140H58L57 141V139H53L52 140V142L51 141H49L48 142V138H49V140H50V138H52V137H55V135H57V134H59V131H58V133H57V130H56V134H54V135H52V133H50V132H53L54 133V131H52V130H54V129H56ZM93 127H96V129L97 130H93L92 128ZM100 127V128H99ZM144 127V128H143ZM161 127H163L164 129H162ZM165 127H166V125H165ZM180 127V128H179ZM200 127V128H199ZM239 127V128H240ZM10 129V131H9V129ZM37 128H41V129H43L41 132H44V133H41V134H43V137L41 136V138H43V140H41L40 138H39V136H40V130H39V132L37 131ZM47 130H46V129ZM62 128V129H61ZM91 128V129H90ZM112 128H115L116 129V131H117V133H115V132H113V130H112ZM198 128H199V130H198ZM202 128H203V130H202ZM247 128H248V130H247ZM252 128V129H251ZM69 129V130H68ZM87 129V130H86ZM98 129H100L101 131L99 132V130ZM114 129V130H115ZM154 129V130H155ZM175 129V130H174ZM177 129V130H176ZM255 129H256V131H255ZM26 130H27V133H26ZM51 130V131H50ZM82 130V131H81ZM91 130H93L94 132H91ZM104 131V133H103V131ZM153 130V129H152ZM153 130V131H154ZM200 130H202V131H200ZM231 130V131H232ZM8 131V132H7ZM34 131V132H33ZM38 133H37V132ZM81 131V132H80ZM91 133H90V132ZM96 131V132H95ZM106 131V132H105ZM141 131V132H140ZM207 131V132H206ZM7 132V133H6ZM82 132H84V133H82ZM87 132V135L85 134ZM99 132V133H98ZM112 132H113V134H112ZM168 132H171L170 134L168 133ZM173 132V133H172ZM177 132V133H176ZM202 132H204L205 133V135H204V133L202 134ZM5 133L7 134V135H5ZM35 133V134H34ZM49 133V134H48ZM72 134V135H74L73 136V138H75V137H77V138H75L76 139V141H77V143L78 142H80L81 143V145H79L78 146V144L75 142V139L73 140V138L72 137H70V134ZM95 133V134H94ZM103 133V134H102ZM135 133H140L141 134V136H140V134L139 135H137L136 136V134ZM143 133V134H142ZM152 133V132H151ZM150 133V134H151ZM160 133H158L157 135H159ZM209 133V134H208ZM247 133H248V136H247ZM12 134V135H11ZM27 134V135H26ZM30 134V135H29ZM31 134H32V136H34V137H32L31 136ZM34 134V135H33ZM39 134V135H38ZM69 134V135H68ZM99 134V135H98ZM100 134H102V135H100ZM117 134V135H116ZM126 134H128L129 136L127 137V135ZM149 134V135H150ZM156 134V130L154 131V133H152L151 135L152 136H150V137H152L151 139L152 140H154L153 139V136ZM209 136H208V135ZM5 135V136H4ZM9 135V136H8ZM36 135V136H35ZM45 135V136H44ZM46 135H52V137H48V136H46ZM91 135V136H90ZM112 135H113V137H112ZM157 135H155V136H157ZM243 135H245V137L243 136ZM6 136H7V138H6ZM22 136H24V138L22 137ZM58 136H56V137H58ZM66 136H69L68 138H66ZM86 136V137H85ZM148 136V135H147ZM201 136V137H200ZM247 136V137H246ZM55 137V138H56ZM60 137H59V139H60ZM87 137H89L88 139H86ZM90 137L92 138V140L90 139ZM120 137V136H119ZM149 137V138H150ZM201 139H200V138ZM206 137L207 138H209L208 140L206 139ZM243 137V138H242ZM21 138H23L24 139V141H22L23 139H21ZM31 138V139H30ZM36 138H39L40 140H38V141H41V143H42V146L44 145V143L43 142H46L45 144H46V146L47 147H45V145L42 147L41 146V149L39 150V148H40V146H37L38 144H40L38 141V143H36V142H34V140H36ZM63 138V139H62ZM71 139L72 138V142H71V140H70V142L71 143H69L68 141V139ZM94 138H96V139H94ZM100 138V139H99ZM7 140V141H5V140ZM9 139V140H8ZM21 139V140H20ZM97 139H99L98 141H97ZM108 139V138H107ZM135 139H137V138H135ZM134 139V140H135ZM157 138H155V140H156ZM159 139V140H158ZM158 139L156 140V141H154V143L152 144V147L154 146V144H155V147L157 148V150L159 149L158 147H157V144L159 145V146H162V144H163V146L165 145V143L163 142H161L162 141V139L160 138V136H158ZM160 139H161V141H160ZM203 139H205V140H203ZM232 140L231 138H229L228 137V140ZM54 140H56V141H54ZM80 140V141H79ZM86 140H87V142H86ZM109 140V139H108ZM113 140V141H114ZM142 140V141H141ZM177 140V141H176ZM201 140H203L202 142H200ZM238 140V141H237ZM28 141H30V142H28ZM54 141V142H53ZM59 141H61V143L59 142ZM67 141V142H66ZM90 141V142H89ZM136 141V142H137ZM148 141V142H147ZM157 141H160V143H157L156 144V142ZM176 141V142H175ZM235 141V142H234ZM237 141V142H236ZM27 142V143H26ZM36 143V144H34L35 145V147L34 146H32V143ZM51 142V143H50ZM57 142V143H56ZM59 142V143H58ZM129 142V141H128ZM152 142V143H151ZM176 144H175V143ZM200 142V143H199ZM6 143H7V145H6ZM8 143L10 144V146L8 145ZM18 143V144H17ZM24 143V144H23ZM30 143V144H29ZM53 143V144H52ZM69 143V144H68ZM73 143V144H72ZM79 143V144H80ZM83 143H86V145L88 144L89 145V147H85V146H83L84 144ZM93 144L94 143V145H96L95 147H96V149H95V147H91L90 146V144ZM130 143V142H129ZM131 143H133V142H131ZM129 144V146L131 145L132 146V144ZM135 143V142H134ZM133 143V144H134ZM162 143V144H161ZM205 143V142H204ZM247 143H249V145L247 144ZM14 144V145H13ZM25 145V146H23V145ZM28 144H29V146H28ZM48 144H52V146L50 145V147H53V148H50L49 147V149H47L48 148ZM144 144H145V146H144ZM168 144V143H167ZM200 144V145H199ZM202 144V145H201ZM205 144V145H206ZM235 144L237 145V146H235ZM241 146H240V145ZM17 145V146H16ZM21 147H19V146ZM41 145V144H40ZM77 145V146H76ZM93 145V146H94ZM136 145H137V143H136ZM244 145V146H243ZM12 146H13V148H12ZM23 146V147H22ZM74 146V147H73ZM81 146L84 148V149H82L81 148ZM148 146V148H149V150H151V148L152 147H149ZM162 146V147H163ZM169 146V148H171L170 147V145H167L166 146V148ZM200 146V147H199ZM238 146H240L241 147V149H240V151H239V147ZM15 147H17V148H15ZM38 149H37V148ZM44 147L47 149V153H45V151H42V149L44 150ZM79 147V148H78ZM134 147H135V145H134ZM134 147L132 148V149H134ZM199 147V148H198ZM229 147V148H228ZM231 147H232V149H231ZM233 147H236V149L234 148L233 149ZM247 147V148H246ZM21 149V151H20V149ZM23 148V149H22ZM26 148V149H25ZM77 148V149H76ZM82 150H81V149ZM88 148V149H87ZM93 148H94V150H93ZM147 148V147H146ZM154 148V147H153ZM152 148V149H153ZM161 148V147H160ZM164 148H165V146H164ZM164 148H162V149H164ZM168 148V150H172V149H169ZM16 149H18V151H19V154H20V156H19V154H18V156H16L17 155V150ZM52 149V150H51ZM54 149V150H53ZM72 149H73V151H72ZM98 149V150H97ZM138 149V150H139ZM155 149V148H154ZM175 149V150H174ZM179 149V150H178ZM181 149V150H180ZM37 150H39V152L37 151ZM56 150V151H55ZM76 150V151H75ZM157 150L156 151H152V152H155L156 153V155H160V153H158L157 152ZM203 150H205V151H203ZM232 150H234V151H232ZM6 151H7V153H9V155L6 153ZM11 151H13V152H11ZM15 151V152H14ZM37 151V152H36ZM80 151H81V153H82V155H83V152L84 151H88L85 155H83L81 158H79V157H77L76 155H78L79 156V154H76L75 155V153H80ZM161 151V149H159V152ZM176 152V154L178 155V157H177V155L175 154V152ZM183 151V152H182ZM207 151L208 152H210V156H209V154L207 153ZM203 152V153H202ZM11 153H13V154H11ZM16 153V154H15ZM38 155H37V154ZM44 153V154H43ZM100 153V154H99ZM161 153H163V152H161ZM241 153V154H240ZM255 153V154H254ZM1 154H3V156L1 155ZM5 154H6V156H5ZM52 154V155H51ZM73 156H72V155ZM90 154V153H89ZM98 154H99V156H98ZM182 154H183V156H182ZM250 154V155H249ZM253 154V155H252ZM43 155V156H42ZM46 155V156H45ZM56 155V156H55ZM75 155V156H74ZM202 155H205V156H202ZM235 155V156H234ZM12 156V157H11ZM27 156L30 158V159H28V160H31L32 158L33 159H35V162H31L32 164H30V165H28V166H25L23 169H21L24 165V163L25 162H23V161H25V160H27L26 158H27ZM43 157V158H41L40 159V157ZM44 156L45 157H47V158H44ZM53 156H54V158H53ZM71 156H72V158H71ZM209 156V157H208ZM225 156H227L228 157V159H226L225 158ZM248 156V157H247ZM251 156V157H250ZM5 157H6V159H5ZM9 157V158H8ZM56 157H57V159H56ZM59 157V158H58ZM74 157H76L75 158V160H74ZM154 157V158H155ZM176 157H177V161H176ZM181 157H184V159L183 158H181ZM206 157V158H205ZM71 159V161L72 162H70V164H72V165H74L75 163H77V162H80V164L78 165V168L76 169V165H74V166H72L71 165V167L69 166L68 167V162H67V167L69 168V169H67V167L65 168L64 167V165H65V163H64V165H63V161L65 162V161H67V160H69L70 161V159ZM94 158H96V157H94ZM205 160H204V159ZM224 158V159H223ZM245 158L246 159H250V160H245ZM24 159V160H23ZM47 159V160H46ZM54 159V160H53ZM202 159V160H201ZM223 159V160H222ZM9 160V162L7 163H1V162H3V161H8ZM23 160V161H22ZM41 160V161H40ZM59 160V162H57ZM32 161V160H31ZM34 161V160H33ZM45 161V163H43ZM75 161V162H74ZM167 161V163H169ZM228 161V162H227ZM245 161V162H244ZM39 163V164H37V163ZM43 164H42V163ZM53 162V163H52ZM181 162H183V163H181ZM185 162V163H184ZM219 162H220V164H219ZM240 162H239V164H240ZM10 163H12L11 165H10ZM21 163V164H20ZM56 163V164H55ZM74 163V164H73ZM169 163V164H170ZM187 163V164H186ZM207 165H206V164ZM225 163V164H224ZM244 163V164H243ZM248 163V164H247ZM249 163H250V165H249ZM94 164H96V163H94ZM123 164H124V166H123ZM125 164H128V163H124V162H122L121 163V167L120 168H123V170L124 171H126L127 173H129V172H131V171H127L126 169H125ZM160 164H161V166H160ZM163 164V165H162ZM181 164V165H180ZM228 164H230V166L228 165ZM247 164V165H246ZM253 166H252V165ZM23 165V166H22ZM130 165V164H129ZM180 165V166H179ZM182 165H185V166H187V167H185V166H182ZM189 165H191L190 167H189ZM225 165V166H224ZM243 165H244V167L245 166H247V167H243ZM20 166H21V168H20ZM43 166H44V169H47V172L48 171H50L51 170V172H50V175L52 174V173H54V175H49V173L47 174V176H50L51 177V181H52V178L55 176V175H57L56 174V172L58 173V176H56V177H54V181H53V183L54 184H56L55 182H56V180H58V179H60L61 180V178L63 179V178H65V179H63V180H61V184L59 183V185H63V186H65L66 185V187H64V189L62 190V188H63V186H61V188H60V186L58 185V184H56L55 186L56 187H52V185H53V183L52 182H50L51 184H50V187H48V188H50V190L48 191V190H45V192L44 193H46V198H45V200H47L48 202H46L45 200H43V201H41V202H43V205L41 206V208L38 206H32V203H30L29 202V200H27L26 202H21L22 200V197L19 195V193H17L20 189L18 188V187H20L19 185L20 184H22V183H24V181L25 180H30L31 182L29 183V184H25V185H28L27 187H32L31 185H32V180H38V182H39V179H40V182L42 181V179H43V177H41V175L40 174H43L44 175V173H45V175H46V170H45V172H44V170H43ZM50 167V166H52V168H50V170H48L49 168H46V167ZM167 166V167H166ZM173 166V167H172ZM177 166V167H176ZM179 166V167H178ZM182 166V167H181ZM206 166H209V168L208 169H210V171L208 170L207 171V167ZM215 166V167H214ZM219 166V167H218ZM27 167V168H26ZM28 167H29V169H28ZM41 167V168H40ZM150 167V168H151ZM159 167V168H158ZM175 167H176V169H175ZM184 167V169H182ZM39 168H40V171H42L43 170V172L42 173H40V171H39ZM119 168V169H120ZM127 168V167H126ZM168 168V169H167ZM216 168V169H215ZM220 169V173H219V169ZM223 168H225V170H223ZM227 168V169H226ZM235 168V169H234ZM243 168V169H242ZM42 169V170H41ZM56 169V172L55 171H53V170H55ZM65 169V170H64ZM67 169V170H66ZM118 169V170H119ZM128 169H129V167H128ZM151 169H153V168H151ZM157 169H160L159 171L157 170ZM167 169V170H166ZM247 169V172H245L244 173V170H246ZM16 170H17V172H16ZM27 170V171H26ZM70 170V171H69ZM72 170H74V171H72ZM79 170H80V168H79ZM223 170V171H222ZM232 170L234 171V172H232ZM239 170H240V172H239ZM15 173H17L18 174V181L17 180H15V182H11L10 180L12 179L13 180V178L11 177V174L13 173V172ZM20 171H22L23 172V179H22V175H21V173L22 172H20ZM63 171L66 173H63ZM67 171V172H66ZM69 171V172H68ZM76 171V172H75ZM158 171V172H157ZM203 171V170H202ZM225 171V172H224ZM11 172V173H10ZM75 172V173H74ZM95 172V171H94ZM119 172V171H118ZM117 172V176H119V174L120 173H118ZM120 172L122 173V170L120 169ZM188 172V171H187ZM210 172V173H209ZM222 172V173H221ZM224 172V173H223ZM235 172H236V174H235ZM238 172H239V174H238ZM244 173V176H243V173ZM8 173H9V175H8ZM68 173V174H67ZM71 173V174H70ZM79 175H78V174ZM87 175L88 177L86 178V176H85V178H84V175ZM111 173V172H110ZM113 173H116V171L115 172H112L111 174L113 175ZM125 173V172H124ZM127 173H125V174H127ZM153 173V174H152ZM160 173V174H159ZM191 173V172H190ZM189 173V174H190ZM207 173H209L210 175L212 174V173H215L213 176H215V175H217V176H219V177H221L222 175L221 174H223V177L224 176H226V177H228V176H230V175H232L233 177L235 176V178L234 179H232V176H231V179H232V181H229L228 182V179L230 178H227L226 179V181L225 182H228V183H230L231 184V186H230V184L228 185L229 186V190H228V188L226 189V191H224L225 189L223 188V191H221L222 190V187L220 188V187H218L217 189H214V188H216L215 187V184L213 185V184H209L210 183V180H208V178H211L210 177V175H209V177H208V174ZM228 173V174H230V175H226V174ZM62 174V175H61ZM72 174H73V176L75 175V174H77V176L75 175L74 176V178H72ZM130 174V173H129ZM151 174L152 175H154V177L152 178V176H151ZM178 174V173H177ZM249 174V175H248ZM8 175V177L6 178V176ZM19 175H21V176H19ZM31 175V176H30ZM82 175V176H81ZM134 175V173L132 172V175H129V176H133ZM141 175V174H140ZM148 175H149V178L147 179V177H148ZM174 175H170V177H168V179L167 178H165V180H170V179H172L173 178V180H174ZM195 175H197V176H195ZM200 175V176H199ZM237 175V176H236ZM238 175L240 176V178L241 179H239V177H238ZM242 175V176H241ZM259 175V176H258ZM24 176H25V178H24ZM67 176V177H66ZM79 176V177H78ZM81 176V177H80ZM111 176V175H110ZM110 176H108V177H110ZM115 177L116 178V180H117V178L118 177ZM127 176H128V174H127ZM158 176H160V177H158ZM171 176H173L172 178H171ZM201 177L200 178V180L198 181L197 179H199V177ZM4 178V179H2V178ZM9 177H11L10 178V180H9ZM28 177H33L34 179H32V178H28ZM45 177V176H44ZM59 177V178H58ZM61 177V178H60ZM70 177L72 178V179H70ZM94 177V178H93ZM107 177V178H108ZM144 177V178H143ZM151 177V178H150ZM198 177V178H197ZM207 177V178H206ZM225 177V178H226ZM5 178H6V181H4L5 180ZM28 178V179H27ZM39 178V179H38ZM58 178V179H57ZM67 178V179H66ZM79 178V179H78ZM81 178V179H80ZM105 178V177H104ZM103 178V179H104ZM107 178H105V179H107ZM157 178V179H156ZM197 178V179H196ZM207 180H206V179ZM56 179V180H55ZM68 179H70L69 181H71V182H69L68 181ZM95 179V180H94ZM102 179V180H103ZM133 179V178H132ZM135 179H136V177H135ZM148 180V182H151V180H152V184L151 183H148L147 182V180ZM149 179H151L150 181H149ZM159 179H161V180H159ZM190 179H192V181L190 182ZM195 179V180H194ZM236 179V181H237V183L236 182H234L233 183V180H235ZM238 179V180H237ZM9 182H8V181ZM22 180H24L23 182H22ZM101 181L100 183L102 184V186L104 185L105 187H104V189H109V191H107V190H104V192L106 191V194L103 192V194H105V196H101V193H102V189H103V187H101L102 189H100V185H99V183H96V181ZM128 180H129V182H128ZM173 180H171L170 181V185L172 184L171 182L173 181ZM186 180V181H187ZM63 181H65V182H63ZM75 181H77L76 183H75ZM109 181H110V183H109ZM134 181V182H133ZM163 181H164V179H163ZM197 181H198V183H197ZM206 181V182H205ZM3 182H4V184H3ZM20 182V183H19ZM22 182V183H21ZM29 181H25V183H28ZM35 182V181H34ZM37 182V185H39V183ZM59 181H57V183H58ZM169 181H166L165 182V184L166 183H168ZM193 182L196 184V186L194 185L193 186ZM241 182L243 183V184H241ZM11 183V184H10ZM42 183V182H41ZM44 183V182H43ZM42 183V184H43ZM63 183V184H62ZM108 183V184H107ZM125 183V184H124ZM160 183H158V185L160 184ZM164 183V182H163ZM208 183V184H207ZM7 184H10L9 186L7 185ZM14 185V184H16V185H14V187L13 186H11V185ZM19 184V185H18ZM31 184V185H30ZM41 184V185H42ZM71 184V185H70ZM73 184H75V186H77V190L76 191H74V189L71 191L70 189H71V186H73ZM96 184H98V186L96 185ZM107 184V185H106ZM114 184H116V185H114ZM146 184V185H147ZM165 184H163V187H164V185ZM169 184V183H168ZM167 184V185H168ZM192 185L193 187H194V189L195 190H193L194 191V193H193V191L190 189L189 190V186L188 185ZM207 184V185H206ZM226 184V183H225ZM225 184L223 185V187L225 186ZM18 185V187L16 188V186ZM30 185V186H29ZM49 185V184H48ZM58 185V186H57ZM109 185H111V186H109ZM117 185L119 186V187H117ZM130 185V187H131V184H129ZM161 185V184H160ZM170 185H168L169 187H170ZM237 185V186H236ZM260 185V186H259ZM54 186V185H53ZM96 186V187H95ZM107 186H108V188H107ZM128 186V185H127ZM133 186V185H132ZM154 185H152L151 187H148L147 186V189L146 190H148V188L150 189V188H152ZM168 186H165L166 187V189H165V187L163 188L164 189V191L166 190V192H168L169 194H170V191H168ZM212 188H211V187ZM227 185H226V187H228ZM245 186V187H244ZM259 186V187H258ZM2 187V188H1ZM8 187V188H7ZM52 187V188H51ZM70 187V188H69ZM74 187V186H73ZM95 187V188H94ZM111 187V188H110ZM115 187H117L116 188V192H115ZM129 187V188H130ZM162 187V186H161ZM168 187V188H167ZM191 187V186H190ZM233 187V188H232ZM235 187H237V188H235ZM242 187H243V189L244 190H242ZM13 188H16V189H18L17 191H16V189H14L13 190ZM69 188V189H68ZM80 188V189H79ZM128 188V187H127ZM128 188V189H129ZM8 189V190H7ZM88 189V190H87ZM127 189V190H128ZM130 189H132L133 191H134V189L131 187ZM142 189V190H141ZM153 189V188H152ZM163 189H161L162 190V192H159L158 194H160V195H164V191H163ZM183 189L181 190V191H183ZM204 189H205V191H204ZM239 189L241 190V192L239 191ZM3 190V191H2ZM31 190H32V188H31ZM60 190H62L61 192H60ZM70 191V192H72V194H74L72 197L74 198L75 197V199H73V201L74 202H70L69 200H67L66 198H65V196L67 195V191ZM91 190V191H90ZM92 190H94V191H92ZM100 190H101V192H100ZM123 190V189H122ZM169 190H170V188H169ZM188 190V191H187ZM259 190V191H258ZM14 191V192H13ZM49 192L48 194H47V192ZM59 191V192H58ZM65 191V192H64ZM151 191V190H150ZM154 191V190H153ZM217 191V192H216ZM221 191V192H220ZM56 192H57V194H56ZM76 194H75V193ZM79 192V193H78ZM86 192H87V194L88 195H90V192H91V194L93 195V196H91V197H93L92 199L94 200V202H93V200L91 201L90 200V196H88L87 194H86ZM123 192H124V190H123ZM122 192V193H123ZM136 192V191H135ZM143 192H145V191H143ZM147 192V191H146ZM216 194H215V193ZM226 192V193H225ZM239 192V193H238ZM62 193H65V194H62ZM84 193V194H83ZM118 193V194H117ZM161 193H163V194H161ZM167 193V194H168ZM220 193V194H219ZM244 193V194H243ZM4 194V195H3ZM16 194V195H15ZM52 194L54 195L53 196V198H52ZM72 194H70V195H72ZM79 194V195H78ZM87 196H86V195ZM100 194V195H99ZM166 194V193H165ZM187 196H186V195ZM225 194V195H224ZM227 194L229 195V196H227ZM2 195H3V197H2ZM57 195V196H56ZM63 195H65V196H63ZM78 195V196H77ZM99 195V196H98ZM114 194L112 195V197L113 196H115ZM214 195L215 196H217L216 198L214 197ZM221 195V196H220ZM246 195V196H245ZM253 195V196H252ZM13 196V197H12ZM48 196V197H47ZM50 196V197H49ZM77 196V197H76ZM116 196L115 197H113V198H115V201L117 200L116 199ZM178 196V197H179ZM204 196V197H203ZM223 196H227V197H223ZM231 196V197H230ZM244 196V197H243ZM263 196V195H262ZM262 196H259L258 198L260 199ZM62 197V198H61ZM87 198V199H89V200H87V199H84V198ZM89 197V198H88ZM102 197V198H101ZM103 197H104V199L106 200V198L105 197H107V199L110 201V203L107 201L105 204L103 203V201L105 202V200H102L103 199ZM110 197V196H109ZM166 197H167V195H166ZM219 197V198H218ZM235 197V198H234ZM264 197V196H263ZM263 197H262V199H260V200H264L263 199ZM50 198V199H49ZM60 198H61V200H60ZM63 198H65V200H63ZM83 198V199H82ZM101 198V199H100ZM145 199V201H144V199ZM215 198V199H214ZM82 199V200H81ZM118 199H119V197H118ZM164 199H166L165 198V196H164ZM205 199V200H204ZM239 199V198H238ZM246 199V200H245ZM24 200V199H23ZM75 200H76V202H75ZM83 200H85L84 202H87V204L86 203H84L83 204ZM100 200H102L101 202H100ZM193 200V199H192ZM192 200H190V201H192ZM242 200L245 202L246 201V203H244V202H242ZM62 201V202H61ZM68 201V202H67ZM142 201H143V203H145L144 205L142 204ZM165 201V200H164ZM164 201H162V204L163 205H165L166 203V205L165 206H163V208L164 207H168L169 205H168V202H164ZM194 201V200H193ZM221 201V202H220ZM238 201V200H237ZM248 201V202H249ZM45 202V203H44ZM50 202V203H49ZM55 204H54V203ZM61 202V204H59ZM93 202V203H92ZM197 202H199V201H197ZM243 203V204H240V203ZM22 203H27V204H24L23 205V207H22ZM76 203V205L75 206H73V204H75ZM79 205H78V204ZM108 203L109 204H111V205H108ZM147 203H149V205L147 204ZM256 203H258L259 205L258 206H260L261 205V207H263V208H260L259 210H258V206H257V208H256V210H258V211H261V213L259 212V214H257V212H254V211H256L254 208L256 207ZM14 204V205H13ZM29 204V205H28ZM44 204L46 205L45 207H44ZM57 204V205H56ZM65 204V205H64ZM70 204H72V205H70ZM80 204H83V207L84 206H88L87 208V210L89 211V214H90V218L91 217H93V222H92V218L90 219L89 218V214L87 215L86 213V216L88 217V220H89V222H90V220H91V225L89 224V226H86V227H84L85 225V220L84 219H86L87 220V218H85L86 216L84 215V217H82L81 219H80V217H78V216H75V217H73V218H70L72 221H74V222H72V221H70V219H68V218H66L65 216L63 217V215H69L72 211H74V210H77V211H81L82 210V208L83 207H81L80 206ZM89 204H91V205H89ZM126 204V203H125ZM142 204V205H141ZM262 204H263V202H262ZM3 205V206H2ZM9 205V209L7 210V207H5V206H8ZM26 205H28V207L26 206ZM41 205V204H40ZM56 205V206H55ZM93 205V206H92ZM106 205V206H105ZM148 207H147V206ZM156 204L154 203V206H155ZM214 205V204H213ZM216 205V204H215ZM228 205V204H227ZM244 205V206H243ZM253 205H255V207L253 208L254 209V211L252 210V208H251V206H253ZM52 206H55V207H57V208H55V207H53L51 210H53V211H51L50 210V208L52 207ZM62 206H64V207H62ZM89 206H91L92 207V209L90 208L89 209ZM103 206L105 207L104 209V211L103 212H106V215H110V216H105V214H103V216H105L104 217V219H103V216H101V215H99V214H96V213H101V211L99 210L100 208H103ZM120 206V207H119ZM147 207V210H146V208L145 207ZM17 207V208H16ZM42 207H44V209H46V210H44ZM60 207H62V208H60ZM76 207V208H75ZM78 207V208H77ZM79 207H80V209H79ZM123 207V208H122ZM225 207H226V205H225ZM232 207H234V214H236L237 213V211L239 210L240 211V214H242V213H245V210L246 209H248L249 207L251 208V209H249L248 211L249 212H254V214L252 215V214H250V216H253L252 218L249 216V218H251L252 219V222H251V220H250V222H251V224L249 223V220L247 219V217H246V219L248 220V222L246 223L248 226H249V228H248V226H247V228H241L242 230H240L241 232H239V229H237V230H235L236 232V235H235V233H234V231L231 229L232 227H231V225H230V229H228V227L227 226H229L228 224L226 225V217H227V215H230V214H227L226 215V213L230 210V213L234 216V214H233V210H232ZM243 207V208H242ZM13 208V209H12ZM22 208V209H21ZM35 208V209H34ZM37 208V209H36ZM54 208H55V210H54ZM75 208V209H74ZM120 209V211H119V209ZM175 208V207H174ZM229 208V210L227 211V210H225V209H228ZM240 208V209H239ZM3 209L5 210H7V211H9V213H7L6 211H4L3 212ZM11 209V210H10ZM14 209H16L15 211H14ZM34 209V210H33ZM86 209V208H85ZM85 209H83V211H85V212H87ZM135 211H134V210ZM143 209V211L144 212H147V214H150L151 216H154L155 217V219H153L152 217L151 218H149V215H147L148 217H146V218H148V219H146V221H142V222H140L139 220L141 219V220H145L144 219V214H142L141 212H143V211H141ZM157 209H159V207L157 208ZM177 209V207L175 208V210ZM193 210H194V208H192ZM222 209V210H221ZM224 209V210H223ZM37 210H39V211H37ZM67 210V211H66ZM72 210V211H71ZM93 210L94 212H92L91 213V211ZM99 210V211H98ZM146 210V211H145ZM152 210H153V207H152ZM191 210V209H190ZM242 210H244V212H242L241 213V211ZM252 210V211H251ZM13 211V212H12ZM45 211H46V213H45ZM50 211V212H49ZM150 211H151V209H150ZM188 211V210H187ZM218 211V212H217ZM226 211V212H225ZM248 211H247V213H248ZM48 212H49V217H51V219L52 220H49V219H43V217H45L46 218V216H45V214L47 215L48 214ZM54 212V213H53ZM82 212V211H81ZM116 212H119V213H121L122 215H120L119 213V215H118V218L119 217H123V222L125 221V223H124V225L122 226V230L124 231H122L121 230V233H122V235H121V233H118L117 234V236L116 237H119V239L121 240V242H118V243H120V244H118L117 243V241L118 240H116V241H114V242H112L113 240H112V238L111 237H107V235H109L107 232H106V230L105 231H103V229H104V227L103 226H101L100 224L101 223H103L104 225H105V227L107 228H110V224L112 225L115 221H116ZM149 212V213H148ZM190 212V211H189ZM196 211H194L193 213H189V215H194V213H195ZM218 213V215H220V214H222L223 216L222 217H224V215H226L224 218V220L222 221L221 219L222 218H220V216L219 217H217V216H215V214L216 213ZM220 212V213H219ZM4 213V214H3ZM50 213H52L51 215H50ZM60 213V214H59ZM65 213V214H64ZM88 213V212H87ZM94 213V214H93ZM137 213V214H136ZM139 213H141V214H139ZM202 214V215H199V214ZM229 213V212H228ZM239 213V212H238ZM3 214V215H2ZM8 215V217H7V215ZM62 214V215H61ZM83 214H84V212H83ZM114 214V215H113ZM139 214V215H138ZM5 215V216H4ZM25 215V216H24ZM60 215H61V217H60ZM93 215V216H92ZM95 215V216H94ZM249 215V214H248ZM257 215V216H256ZM260 215V216H259ZM22 216H24V218L25 217H27L26 219H22ZM32 216V217H31ZM59 216V217H58ZM97 216H99V218H97ZM111 216H115V217H111ZM142 216V217H141ZM238 216V215H237ZM236 216V217H237ZM240 216H242V215H240ZM256 216V217H255ZM4 217V218H3ZM5 217H7V218H5ZM36 217V218H35ZM37 217H38V219L40 218V220H37L36 221V219H37ZM102 217V218H101ZM110 217V218H109ZM216 217V218H215ZM235 217V218H236ZM239 217V216H238ZM9 218V219H8ZM30 218V219H29ZM58 218L59 219H61L59 222L60 223H57V220H58ZM63 218H66V219H63ZM79 218V219H78ZM84 218V219H83ZM109 218V219H108ZM217 218H220L219 220H220V222H219V220L217 221ZM4 219V220H3ZM19 219H21L20 221H18ZM32 219H35L34 221H36V222H32ZM54 219H56V221L54 220ZM83 219V220H82ZM150 219V220H149ZM258 221H257V220ZM260 219V220H259ZM3 220V221H2ZM15 220L17 221V222H15ZM50 222H49V221ZM66 220H67V222H66ZM87 220V221H88ZM95 220V221H94ZM109 220V221H108ZM112 220L114 221V222H112ZM119 220V219H118ZM148 220H149V225H148ZM151 220H153L154 222H150ZM191 220V221H190ZM199 220V221H198ZM240 221V219H238L237 218V221ZM241 220H244V218L243 219H241ZM22 221V222H21ZM29 221V222H28ZM40 221V222H39ZM45 221H46V223H47V225L45 226ZM79 221H81L80 223H79ZM122 221V220H121ZM134 221H136L135 222V224H134ZM159 221V220H158ZM211 221V222H210ZM212 221H213V224H214V221H217L218 222V224H220L221 223V221H222V223L221 224H223L224 223V221H225V224H223L225 227H227V228H225V230L226 231H224V230H221L222 232H221V234H220V240H221V238H223L224 240H227L226 241V243L227 244H225V242H224V244H222L223 246H221V245H219V244H221L223 241H221V243H219L218 244V242L217 241H219L218 239H213V237H209V235H208V238H210L209 239V242H208V238H205L207 235H205V233H204V231L206 232V230H208V228L209 227H206V225H209V223H212ZM261 221V222H260ZM49 222V223H48ZM54 222V223H53ZM55 222H56V224H55ZM71 222V223H70ZM108 222V223H107ZM144 222V223H143ZM145 222L147 223V224H145ZM194 222H195V224H194ZM216 222V223H217ZM253 222H254V224H253ZM5 223V222H4ZM36 223V224H35ZM38 223H40V224H38ZM51 223V224H50ZM63 223V224H62ZM139 223V224H138ZM140 223L141 224H144V225H142V226H139L140 225ZM151 223V224H150ZM155 223V224H154ZM199 223V224H198ZM216 223H215V225L214 226H216ZM238 223V222H237ZM239 223H241V221L239 222ZM238 223V224H239ZM242 223H244L243 221H242ZM249 223V224H248ZM260 223V224H259ZM263 223V224H262ZM29 224L30 225H32V226H29ZM41 224H44V225H42V226H40ZM55 226H54V225ZM60 224H61V226H60ZM65 224V225H64ZM72 224V225H71ZM74 224V225H73ZM75 224H76V227H75ZM100 226H99V225ZM138 224V225H137ZM160 224H161V221H160ZM177 224H179V227H177ZM180 224H182L181 226H180ZM185 224H186V226H185ZM220 224V225H221ZM245 224V223H244ZM244 224H243V226H244ZM245 224V225H246ZM253 224V225H252ZM257 224V225H256ZM7 225V224H6ZM34 225V226H33ZM58 225V226H57ZM77 225H81L82 227H84V228H82L81 227V229H80V226H79V229L77 228L78 226ZM84 225V226H83ZM95 225V226H94ZM153 225V226H152ZM188 225V226H187ZM241 225V224H240ZM259 225L261 226V227H259ZM28 226V227H27ZM51 226V227H50ZM93 226V227H92ZM144 226V227H143ZM148 226V227H147ZM182 226H183V228H182ZM190 226H191V228H190ZM211 226H213V225H211ZM218 227H219V225H217ZM233 226V225H232ZM236 223L234 224V229H236ZM252 226V227H251ZM253 226H254V228H253ZM256 226H257V228H256ZM17 229H16V228ZM21 227V228H20ZM31 227H33V228H35V229H31ZM53 227V228H52ZM59 227V228H58ZM69 227V228H68ZM101 228V230H99L100 228ZM145 227H147V228H145ZM153 227V228H154ZM158 227H156V229L158 230ZM240 227V226H239ZM38 228V229H37ZM50 228L52 229L50 232L48 231V229L50 230ZM58 228V229H57ZM66 228V229H65ZM76 228V229H75ZM88 228H90L89 230H88ZM150 228V229H151ZM152 228V229H153ZM190 228V229H189ZM205 228H206V230H205ZM238 228V227H237ZM263 228V227H262ZM15 229H16V231H15ZM19 229H20V231H19ZM30 229V232L28 231ZM60 229H62V231H60ZM69 229H71V230H69ZM87 229V230H86ZM149 229V230H150ZM179 229V230H178ZM186 231H185V230ZM224 229V228H223ZM249 229V230H248ZM254 229V230H253ZM264 229V228H263ZM263 229H262V231H263ZM33 230H35L34 232H32L33 233V235H40V236H32V237H34V239H32V237H30L29 235H31V231H33ZM42 230V231H41ZM65 230V231H64ZM72 230H75V231H72ZM78 230V232H79V234H78V232H76ZM93 230V231H92ZM162 230V229H161ZM161 230L159 229V231H157V233H161ZM163 230H164V228H163ZM184 230V231H183ZM188 230V231H187ZM210 230V229H209ZM208 230V231H209ZM228 230H229V233H228ZM247 230V231H246ZM0 231H1V229H0ZM39 231V232H38ZM41 231V232H40ZM45 231V232H44ZM54 231H57L58 233H60L59 234V236H58V240H57V238H54V240H52L53 239V237H55V232ZM64 231V232H63ZM67 231H69V232H67ZM83 231H84V234L86 235V236H88V239H90V240H88L87 241V238H86V241H85V245L87 244V243H89L88 245H84V242H82L83 241V239H84V234H83ZM102 231V232H101ZM166 231V230H165ZM245 231V232H244ZM250 231V232H249ZM257 231V232H256ZM25 232V235H24V237H22V235H23V233ZM27 232V233H26ZM48 232V233H47ZM52 232V233H51ZM53 232H54V234H53ZM73 232V233H72ZM103 234H105V232L107 233V235H106V237H105V235L103 234H101V233ZM145 232H146V234H145ZM186 232V233H185ZM232 232H233V234H232ZM238 232V233H237ZM253 232V233H252ZM257 233V234H254V233ZM40 233V234H39ZM64 233H65V236H64ZM69 235H68V234ZM75 233V234H74ZM80 233H82V234H80ZM87 233V234H86ZM91 233V234H90ZM124 233V234H123ZM164 233V232H163ZM167 232H165V234H166ZM209 234H210V232H208ZM232 235H231V234ZM248 233V234H247ZM250 233H252L251 234V236H250V238L251 239H248V240H246L247 238V236H249V234ZM19 234H21V235H19ZM67 234V235H66ZM72 234V235H71ZM90 234V235H89ZM130 234V235H129ZM144 235V238H143V235ZM148 234H149V236H148ZM154 234H156V233H154ZM186 234H188V235H186ZM204 234V235H203ZM227 234V235H226ZM229 234H230V236H229ZM246 234H247V236H246ZM0 235H1V233H0ZM52 235H53V237H52ZM60 235H61V237H60ZM119 235H121V236H119ZM130 236L131 238H127L128 236ZM132 235V236H131ZM191 235V236H190ZM205 236V237H203V236ZM262 235V236H261ZM62 236H63V238H62ZM81 236V239L79 238ZM83 236V237H82ZM89 236H91V237H89ZM125 236H127V237H125ZM184 236H189V237H184ZM198 236H200V237H198ZM256 236L258 237V238H256ZM11 237V238H10ZM28 238L27 240L26 239H24V238ZM36 237V238H35ZM64 237H66L65 238V240H64ZM70 237V238H69ZM74 237H76V238H74ZM116 237L114 238V239H116ZM139 237H141V239L139 238ZM169 237V236H168ZM195 238V240H194V238ZM203 237V238H202ZM225 237V238H224ZM263 237V238H262ZM23 238V239H22ZM92 238H93V240H92ZM107 238H108V240L110 239L111 240V242L114 244L115 242V244H114V247L116 246V247H118L119 245H121V243H122V238H123V243H124V245H123V243H122V245L120 246V247H123V249H120V248H117V249H115V248H111V247H113V245L112 246H108V245H110V244H108L107 242H110V241H107ZM125 238H127V239H129L128 241H126L125 240ZM169 238H171V237H169ZM184 238V239H183ZM193 238V239H192ZM200 238H202V239H200ZM227 238V239H226ZM229 238H232L231 240L229 239ZM245 238V239H244ZM257 240H256V239ZM261 238V239H260ZM1 239H2V236H1ZM49 239V240H48ZM62 239V240H61ZM68 239V240H67ZM70 239V240H69ZM182 241H181V240ZM186 239V240H185ZM207 241H206V240ZM253 239V240H252ZM33 240V241H32ZM60 240V241H59ZM74 240V241H73ZM82 240V241H81ZM119 240V241H120ZM131 240V242H132V249L130 250V247H129V245H131V243L129 242ZM189 240V242H187ZM229 240V241H228ZM237 240H238V242H237ZM246 240V241H245ZM255 240V241H254ZM8 241V242H7ZM52 241V242H51ZM69 241V242H68ZM107 241V242H106ZM125 241V242H124ZM143 241H145V240H143ZM171 241V240H170ZM187 243H185V242ZM243 241V242H242ZM247 241H249L248 243H247ZM263 241V242H262ZM3 242V243H2ZM56 242V243H55ZM58 242V243H57ZM60 242H61V244H60ZM65 242H67V243H65ZM81 242H82V244H81ZM92 242V243H91ZM127 242H129V245H128V243ZM176 242H177V244H176ZM191 242V243H190ZM192 242H193V244H192ZM208 242V243H207ZM235 243V245H234V243ZM53 243V244H52ZM62 243H64V244H62ZM68 243H70L69 245H68ZM102 243H103V245H102ZM111 243V244H112ZM143 243V244H142ZM153 243V242H152ZM163 243V242H162ZM190 243V244H189ZM196 243V244H195ZM236 243H237V246H236ZM251 244V246L253 247V246H255L256 248H254L252 251H251V249H250V244ZM54 244H59V245H61V246H59V245H57V246H55ZM158 246H157V245ZM164 244H162V245H164ZM175 244V245H174ZM184 244H186V247H185V245ZM191 244H192V246H191ZM231 244V245H230ZM242 244H244L245 246H243ZM253 244V245H252ZM259 244H257V245H259ZM263 244V245H262ZM85 247H84V246ZM90 245V246H89ZM172 245V246H171ZM188 245V246H187ZM221 246V247H223L222 249L220 248V247H217V246ZM246 245H248V246H246ZM2 246V247H1ZM38 246V247H37ZM59 246V247H58ZM89 246V247H88ZM124 246H126V248H124ZM128 246V247H127ZM142 246V247H141ZM146 246V247H145ZM183 246V247H182ZM190 246V247H189ZM193 246H195L194 248H192ZM226 246V247H225ZM250 246V247H249ZM263 246V247H262ZM85 249H84V248ZM143 247H144V249H143ZM156 248V250H155V248ZM181 247L183 248V250L185 251H182L181 250ZM185 247V248H184ZM189 247V248H188ZM228 247V248H227ZM241 247V248H240ZM243 247H247L248 248V250H250L251 251V253H254L253 251H255V250H257L256 252H255V254L257 255V257L255 256V254H254V256L252 255V257H250L249 258V262H250V259H252L253 257V259H252V261H251V263H249L248 262V259H247V257H249V256H247V255H250L251 256V253L249 252V251H247V253L246 252H244V251H246L247 250V248H246V250H245V248H243ZM251 247V248H252ZM38 248V249H37ZM129 248V249H128ZM152 248V249H151ZM160 248V249H159ZM186 248H188V249H186ZM226 248H227V250H226ZM233 250H232V249ZM235 248V249H234ZM81 249H83V251L81 250ZM112 249V250H111ZM157 249L159 250V252H156L157 251ZM39 250V251H38ZM56 250V251H55ZM97 250H98V252H100V254H95L96 252H97ZM102 251V253H101V251ZM121 250V251H120ZM155 250V251H154ZM161 250V251H160ZM188 250V251H189ZM231 252H230V251ZM239 250V251H238ZM38 251V252H37ZM87 251V252H86ZM109 251V253H107V252ZM190 251L189 252H187L188 254H189V256H191L190 255ZM217 251V252H216ZM72 252V254L70 255V253ZM180 252V253H179ZM182 252H184V253H182ZM193 252V251H192ZM223 252V253H222ZM240 252H242V253H240ZM123 253V254H122ZM230 253H232V254H230ZM239 253L242 255L241 256V258H240V255H239ZM250 253V254H249ZM58 255H59V253H57ZM104 254V255H103ZM113 254V255H112ZM132 254L134 255V256H132ZM181 254H182V256H181ZM187 254V255H188ZM191 254H193V253H191ZM213 254V255H212ZM219 254V253H218ZM234 254V255H233ZM246 254V255H245ZM51 255H52V260L53 259H55V261L56 260H58L59 262H64L66 259H68L67 258V255L65 256V257H60V256H57L56 257V254L55 253H51ZM82 255V256H81ZM94 255V256H93ZM99 255H101V256H99ZM109 256V258L108 257H106V256ZM168 255L170 256L169 258H171V259H169L168 258ZM231 255H233V256H236V257H233V256H231ZM260 255V256H259ZM263 257H262V256ZM41 256V257H40ZM55 256V258H53ZM92 256V257H91ZM95 256L96 257H98V258H95ZM172 256V257H171ZM188 256V257H189ZM208 256L211 258L212 256V258L210 259H207L208 258ZM216 256V255H215ZM3 257V258H2ZM43 257V258H42ZM105 259H104V258ZM132 257V258H131ZM174 257H175V259H174ZM184 257H186L185 258V260H184ZM231 259H230V258ZM239 257V258H238ZM244 257H245V259H247V260H245L244 259ZM263 259H262V258ZM60 258L62 259V260H60ZM72 258V259H71ZM90 258V259H89ZM101 258H103V259H101ZM172 258L174 259V260H172ZM193 258H194V256H193ZM192 257L191 258H189V260H191V259H193ZM203 258V259H202ZM1 259H2V261H1ZM64 259V260H63ZM93 259H95V260H93ZM99 261H98V260ZM108 259H109V261H108ZM169 259V260H168ZM195 259V258H194ZM227 259V260H226ZM97 260V261H96ZM123 260V261H122ZM184 262H183V261ZM202 260V261H201ZM218 260V259H217ZM73 261V262H72ZM102 261H104V262H102ZM197 261V262H198ZM247 261V263H245V262ZM257 263H256V262ZM114 262H113V264H114ZM117 262V263H116ZM131 262L129 263V264H131ZM136 262V263H135ZM163 262H165V263H163ZM187 262H189V264H194L193 263V260L192 261H187ZM186 262V263H187ZM190 262H192V263H190ZM106 263V264H107ZM205 263V264H206ZM225 263V262H224ZM223 263V264H224ZM110 264V263H109ZM174 264V263H173ZM197 264V263H196Z\"/></svg>","mask_w":264,"mask_h":264},{"label":"bare ground","instance_id":"2","mask_svg":"<svg viewBox=\"0 0 264 264\" xmlns=\"http://www.w3.org/2000/svg\"><path fill=\"white\" fill-rule=\"evenodd\" d=\"M56 1H57V0H55V2H56ZM70 1H71V2L69 3V0H68V3H69V4H68V3H66V4L71 5V4H72L73 2H75V1H76L77 4L79 3V1L77 2V0H74V1H73V0H70ZM83 1H84V0H82V2H80V5H81V3H82V6H83ZM89 1H90V0H88V2H89ZM103 1H104V0H103ZM103 1H101V2H103ZM106 1H107V0H106ZM114 1H115V0H114ZM125 1H126V0H123L122 3H124ZM134 1H135V0H134ZM134 1H133V2H134ZM141 1H143V0H140V2H141ZM159 1H160V0H159ZM161 1H162V0H161ZM161 1H160L159 3H162ZM164 1H165V0H164ZM164 1H163V3H164ZM174 1H175V0H174ZM174 1H173V0H172V1H171V0H167V1L165 2L166 5L163 4V6H165V7L167 8V7H168V4H169V5L172 7V8H171V9H172V13H171V11L169 12V13H171V14L174 16V17L171 16V17L173 18V20H172L171 22H173L174 24L178 22L177 24L179 25V27H181L180 24H181V21H182V20H181L182 16H181V17L179 16L180 18L177 19V16H178V15L176 16L175 13H177L178 10H176L175 13H174V11H173V10H174V7H175V6L177 7L178 2L176 3V5L173 4V5H175L174 7L171 5V3L174 2ZM180 1H181L180 4L182 3V4H181L182 6L180 5V7H179V11H178V12H179L180 14H182L183 12H186V15H189L188 18H189L190 20H193V18H194V20H196L195 18H199V19H197L196 21L200 22V19H202V18H200V17L203 16L202 14H205V15H206L207 13H205V12H207V10H208V14H209V12L212 13L213 16H211V14H209V15L211 16V20H208V19H209V18H208L207 21L212 22L211 24L209 23L210 26H211L212 24H213V25L215 24L216 26H218V27H217L218 30H217L216 32H218V31L220 32V33H219V32H218V33H216V32H215V33L212 32V34L214 33L213 35L217 34V35L214 36L213 38H216V37L218 36V34H221L222 32H221L220 30H222V31L225 30V28H227L226 24H228V23H230L229 29H230V30H235V28H236V27H235V23H236V22L238 21V19H239L235 14H237V11H238V10L236 11V10L234 9V11H233V12L231 11V13H230V12H229V11H230L229 8H227V7L224 5V6H223V10L227 8V9H228V12L230 13V14L228 13L227 15L225 14V16H224L223 14H220V12H222V8H220V7L222 6V3L217 4L216 0H215L216 3H215V2H212V1L210 2L209 0H208L209 3H207V1L204 2L203 0H201V2H200V0H199V1L196 0L197 3L200 2V4H201L202 1H203L204 5H206V6H204V5L201 6L200 4H197V6L195 5L194 8L192 7V9L187 8V5L190 4L189 2L185 3V1H190V0H180ZM192 1H193V0H192ZM233 1H234V0H233ZM245 1H247V2H245ZM245 1L242 0V3H244V2H245V3H249V5H250V1H251V6H250V7H249L248 4H245V7L248 6L250 12H251V9H252V11H253V10H255L256 8H257V9L259 8L258 6H255V5L257 4V2L255 3L253 0H249V2H248V0H245ZM256 1H257V0H256ZM258 1H259V0H258ZM47 2H48V3H47ZM60 2H61V3L64 2V4H65L66 0H65V1L62 0V1H60ZM95 2H96V1H95ZM97 2H98V0H97ZM111 2H112V1H111ZM235 2H237V0H236ZM240 2H241V1H240ZM261 2H262V1H261ZM263 2H264V1H263ZM9 3H10V2H9ZM19 3L21 4L20 1H19ZM24 3H25V2H24ZM76 3L72 4L71 6L75 5V6H77V8H78V7L80 8L81 6H80V5H76ZM85 3H87V2H85ZM93 3H94V0H93ZM118 3H119V1H118ZM127 3H128V6H127V7L131 8V7H130V4H129V3H130V0H129V2H128V0H127ZM127 3H126V5H127ZM131 3H132V2H131ZM135 3L138 4V6L141 8V5H142V4H140L138 1L135 2ZM193 3H195V2L193 1ZM218 3H219V1H218ZM252 3H254L255 5L252 4ZM14 4L16 5V4H18V3H14ZM26 4H27V3H26ZM26 4H24V5L26 6ZM45 4H46V5H43V6H42L44 9H45V6H46V8H48V7H53V5H54V1H52V3H51V1H50V5H49V6L47 5V4H49V1H48V0L45 2ZM62 4H63V3H62ZM62 4H61V5H60V3L56 4L55 7L51 8V9H53L52 11H53V12L56 11V8H58V9L61 8V10H63L64 5H62ZM87 4H88V3H87ZM90 4H92V2H90L89 5H90ZM107 4H108V6H111V5H109V4H111V3H107ZM119 4H120V3H119ZM139 4H140V5H139ZM223 4H226V3L223 2ZM258 4H259V2H258ZM12 5H13V3H12ZM24 5L22 4L21 7H23ZM40 5H41V4H40ZM51 5H52V6H51ZM68 5H67V6H68ZM85 5H86V4H85ZM116 5H117V4H116ZM216 5H220V6H216ZM241 5H242V4H241ZM9 6H10V5H9ZM47 6H48V7H47ZM58 6H59V7H58ZM65 6H66V5H65ZM67 6H66V8H67L68 10H69V9H70V11H73V10H74V8H73V10H71V7H70V6L67 7ZM75 6H74V7H75ZM113 6H115L114 3H113ZM113 6H112V7H113ZM121 6H123V5H121ZM124 6H125V5H124ZM131 6H133V7H132L133 12H134L135 9H138V7H136L137 5H135V7H134V5L132 4ZM160 6H161V7H160ZM160 6H159V7L162 8V5H160ZM203 6H204V7H203ZM207 6H208L209 8H210V7L212 8V9L210 8L211 11H210L209 8H207ZM253 6H254L255 8H254ZM259 6H261V5H259ZM26 7H27V6H26ZM26 7H23V8H26ZM97 7H98V6H97ZM119 7H120V5H119ZM142 7H145V6L142 5ZM147 7H148V6H147ZM152 7H153V6H152ZM152 7H150V8H151L150 10H152V9H153V10H156V9H157L156 7H154V8H152ZM165 7H163V9H164ZM176 7H175V9H176ZM188 7H189V5H188ZM224 7H226V8H224ZM245 7H244V8H245ZM261 7H262V6H261ZM8 8H9V7H8ZM40 8H41V7H40ZM117 8H118V7H117ZM125 8H126V6H125L124 8H122V9H124L123 11H125L124 14H126V12H127L126 15L131 16V15L129 14V13L131 12L130 9L128 8L129 11H130V12H129V11H126L127 8H126V9H125ZM134 8H135V9H134ZM140 8H139V9H140ZM155 8H156V9H155ZM185 8H186V9H185ZM234 8H236V7H234ZM248 8H246V10H248ZM263 8H264V5H263ZM10 9H11V7H10ZM21 9H22V8H21ZM58 9H57V10H58ZM67 9H66V11H67ZM118 9H120V8H118ZM128 9H127V10H128ZM227 9L224 10L225 13H226ZM232 9H233V8H231V10H232ZM257 9H256V11H253L254 14H255V12H256L257 14H258V13L260 14L261 11L259 12V11H257ZM61 10H58L57 14H54V15L57 16V15L60 14V13L63 14V13H64V12H63L64 10H63V11H61ZM141 10H142V8H141ZM145 10H146V9H145ZM158 10H159V8H158ZM160 10H162V9H160ZM160 10H159V11H160ZM43 11H44V10H43ZM45 11H46V10H45ZM48 11H49V10H48ZM52 11H51V12H52ZM60 11H61V12H60ZM66 11H65V12H66ZM70 11H69L68 14H71V15H72V13L74 14V12H76V9L74 10V12H70ZM114 11H115V9H114ZM118 11H119V10H118ZM120 11H121V10H120ZM123 11H122V13H123ZM168 11H169V10H168ZM262 11H263V15H264V9H262ZM59 12H60V13H59ZM147 12L149 13L150 11L148 10ZM151 12L155 13V11H151ZM162 12H163V10L161 11V13H162ZM112 13H115V12H112ZM122 13L120 14V16L122 15ZM131 13H132V12H131ZM148 13H147V14H148ZM156 13H157V12H156ZM159 13H160V12H159ZM164 13H165V12H163V14H164ZM173 13H174V14H173ZM222 13H223V12H222ZM245 13H246V12H245ZM261 13H262V12H261ZM50 14H51V13H50ZM65 14H66V13H65ZM107 14H108V13H107ZM117 14H119V13L117 12ZM132 14H133V13H132ZM165 14H166V13H165ZM177 14H178V13H177ZM180 14H179V15H180ZM183 14H184V13H183ZM75 15H76V14H75ZM111 15H113V16H109V17H114V18H115V16H116V15L114 16V14H111ZM156 15H157V14H156ZM199 15H201V16H199ZM220 15H221V16H220ZM229 15H231V17H233V18H234V16H236L238 19H237V18H236V19H233V21L231 22L232 19H231V20L229 19ZM260 15H261V14H260ZM260 15H258V16H259V17H262V16H263V15H261V16H260ZM68 16H69V15H68ZM73 16H74V15H73ZM106 16H107V15H106ZM122 16H123V15H122ZM122 16H121V17H118V18L120 19V18H122ZM129 16H128V17H129ZM149 16H150V14H149ZM152 16H153V15H152ZM198 16H199V17H198ZM59 17H60V16H59ZM61 17L65 18V19L67 18V19L69 20V18L67 17V14L64 15V16L61 15ZM74 17H75V16H74ZM102 17H103V16H102ZM123 17H124V16H123ZM126 17H127V16H126ZM128 17H127V19H128ZM164 17H165V16H164ZM166 17H167V18H166L167 20H169V19L171 18V17H170V18L168 19L169 16H166ZM175 17H176V19H174ZM224 17H225V18H224ZM247 17H248V15L246 16V18H247ZM252 17H253V16H251V17L249 16V18H250L249 21L251 20ZM52 18L55 20L54 16H53ZM72 18H73V17H72ZM151 18H152V17H151ZM153 18H154V16H153ZM204 18H205V17H204ZM253 18H254V17H253ZM263 18H264V16H263ZM263 18H262V19H263ZM60 19H62V18H60ZM65 19H64V20H65ZM80 19H81V18H80ZM99 19H100V18H99ZM105 19L110 20V18L108 19V17H107V18L105 17ZM127 19H126V21H130L129 19H131V17H129L128 20H127ZM183 19H185V18H183ZM205 19H206V18H205ZM254 19H255V18H254ZM256 19H257V17H256ZM62 20H63V19H62ZM101 20H103V19H101ZM116 20H118V19L116 18ZM116 20L114 19V21H113V20H112V21H113L114 23L116 22L115 24L117 25V24H119L120 22H119V21H116ZM120 20H123V19H120ZM124 20H125V18H124ZM132 20H133V19H132ZM138 20H139V19H138ZM175 20H176L177 22H175ZM202 20H203V19H202ZM224 20H225V21H224ZM226 20H227V21L229 20V21L226 23ZM234 20H236V22H235ZM82 21H83V20H82ZM85 21H86V20H85ZM98 21H99V20H97V23H99ZM110 21H111V20H110ZM112 21H111V22H112ZM134 21H135V20H134ZM157 21H158V20H157ZM186 21H187L188 23L190 22V21L187 19V20H185L183 23H185ZM243 21H245V22H246V25H247V21H248V19H245V20H243ZM252 21H253V20H252ZM50 22H51V21H50ZM54 22H55V21H54ZM54 22H53V20H52L51 25H53L54 27H56L54 24H52V23H54ZM60 22H62V21L59 20V23H60ZM67 22H69V21H66V22L63 21L62 23L65 24V23H67ZM70 22H71V20H70ZM95 22H96V21H95ZM113 22H112V23H113ZM136 22H137V20H136ZM136 22H135V23H136ZM139 22H140V21H139ZM166 22H167V23H162V24H163V25H164V24H165V25H166V24H169L168 21H166ZM169 22H170V21H169ZM192 22H193V21H192ZM192 22H191V24H193ZM201 22L204 23V21H201ZM233 22H235V23H233ZM239 22H240V20H239ZM71 23H74V24L76 25V23L73 22V19H72V22H71ZM102 23H103V22H102ZM105 23H106V22L104 21L103 24H105ZM112 23H110L111 25H109V27H113V26H112ZM125 23H126V22H125ZM125 23L122 21V23H120V24L124 25ZM131 23H132V22H130V24H131ZM135 23H134V25H135ZM140 23H141V22H140ZM179 23H180V24H179ZM188 23H186V24L189 25V26H186V24H184V25L186 26L185 29H189V28H190V29H189V30H191L190 33L194 36V34H195L196 32L192 33L193 29H191V27L193 28V25H190V24H188ZM241 23H242V22H241ZM56 24H57V23H56ZM82 24H83V23H82ZM86 24H87V22H86ZM86 24H85V25H86ZM103 24H101L100 26H102V27L104 26L105 28L108 27V26L106 27V26L103 25ZM106 24H109V22H107ZM115 24H113V25L116 26ZM120 24H119V27H120ZM162 24H161V23H158L157 25H161V27H162ZM231 24H232V25H231ZM233 24H234V25H233ZM236 24H237V23H236ZM243 24H244V23H243ZM72 25H73V24H72ZM77 25H78V24H77ZM80 25H81V24H79L78 26H80ZM85 25H84V26H85ZM126 25H127V24H126ZM150 25H151V24H150ZM213 25H212L211 27H214V26H215V25H214V26H213ZM256 25H257V24H256ZM14 26H15V25H14ZM84 26H83V27H84ZM86 26H87V25H86ZM88 26H89V25H88ZM91 26H94V25H91ZM96 26H97V25H96ZM96 26H95V27H96ZM117 26H118V25H117ZM135 26H136V25H135ZM146 26H147V25L144 26V29H145ZM174 26H175L176 28H175ZM185 26H184V27H185ZM225 26H226V27H225ZM232 26H234V28L231 29ZM239 26H241L240 23L237 24V29H236V30H238V28H243V27H239ZM247 26H248V25H247ZM58 27H59V26H58ZM61 27H62V25H61ZM73 27L75 28V31H76V27H75V26H73ZM81 27H82V26H81ZM83 27H82V28H83ZM102 27H101V28H102ZM109 27L107 28L108 30L110 29ZM124 27H125V25H124ZM133 27H134V26H133ZM139 27H140V26H139ZM141 27H142V26H141ZM161 27H159V30H160L159 32H160V33H162ZM166 27H167V26H166ZM166 27H165V28L163 27V29L165 30ZM168 27H172V25L169 24ZM173 27H174L173 29H174L176 32L179 31V29H178V27H177L176 24L173 25ZM257 27H258V26H257ZM90 28H92V27H90ZM105 28L103 29L104 31H106ZM115 28H116V27H115ZM128 28H129V27H128ZM128 28H127V29H128ZM134 28H135V27H134ZM142 28H143V27H142ZM66 29H67V28H66ZM113 29H114V28H113ZM117 29H118V28H117ZM138 29H139V28H138ZM146 29H148V27H147ZM152 29H153V28H152ZM157 29H158V28H157ZM170 29H171V28H170ZM170 29H168V30L166 29L167 34H168V31H169V33L171 32L172 29H171V30H170ZM257 29H258V28H257ZM68 30H69V28H68ZM72 30H73V29H71V31H72ZM78 30H80V28H79ZM88 30H89V29H87V30L85 31V33H86ZM92 30H93V29H92ZM99 30H100V29H99ZM99 30H98V31H99ZM103 30H102V34H103ZM153 30H155L156 32L158 31V30H156V28L153 29ZM153 30H152V32H153ZM174 30H172V32H173ZM182 30H184V29H182ZM226 30H227V29H226ZM236 30H235V32H236ZM258 30H260V29H258ZM81 31H82V30H81ZM95 31L97 32V29H96ZM142 31H143V29H142ZM142 31H141V32H142ZM150 31H151V30H150ZM186 31H187V30H185V32H186ZM194 31H195V30H194ZM211 31H213V30H211ZM211 31H210V32H211ZM214 31H215V29H214ZM238 31H240V30H238ZM253 31H254V29H253ZM76 32H78V31H76ZM82 32H83V33H82ZM82 32H81V34L79 33V35H81V39L83 38V39H85L86 41L88 40V42L84 41V43H82L83 40L79 39V43H82V44H86V43L88 44L89 42L91 43V40H92L93 38L90 39V40H89L88 38L86 39V37H87L88 35L85 34V37H84V36H82V34H84V31H82ZM90 32H91V31H90ZM99 32H100V31H99ZM131 32H132V31H131ZM143 32H146V30L143 31ZM152 32H151V33H152ZM156 32H154L153 35H156V34H157ZM166 32L164 31V33H165L164 35H166ZM182 32L184 33V31H182ZM230 32H231V31H230ZM232 32L234 33V31H232ZM232 32H231V36L234 35V34H232ZM255 32H257V31H255ZM68 33H69V32H68ZM91 33H92V32H91ZM91 33H90V34H91ZM105 33H107V31H106ZM109 33H110V32H109ZM132 33H133V32H132ZM137 33H138V32H137ZM148 33H149V32H148ZM148 33H147V34H148ZM155 33H156V34H155ZM160 33H158V35H160ZM177 33H178V34H177ZM177 33H176L177 36H176V34H175V37H176V38H178V37L180 36V35H179V32H177ZM190 33H189V32H188V33L186 32V33L182 34V36H183V37L185 36V38H186V37H187V38L189 37L188 39H191L193 36H191ZM197 33H198V32H197ZM224 33H225V34H224ZM226 33H227V31H226V32L223 31V33L220 35L221 38L218 37V38H217V41L219 40V38L223 40L222 35H223L224 38H225L224 41L226 40V38L228 39L229 34L227 35ZM95 34H96V35H95ZM95 34H93V35H95V37H96V36H98L99 33H98V34L95 33ZM102 34H101V35H102ZM122 34H124V33H122ZM139 34H140V32H139ZM147 34L145 35V36H146L145 39H147V37H148ZM185 34H186V35H185ZM187 34H189V35L187 36ZM198 34L203 35V37H204V34H203L202 32L200 33V31H199ZM205 34H206V33H205ZM207 34H208V33H207ZM207 34H206V35H207ZM209 34H211V33H209ZM212 34H211V35H212ZM70 35H71V34H70ZM79 35H78V36H79ZM86 35H87V36H86ZM117 35H118V34H117ZM117 35H116V36H117ZM120 35H121V34H120ZM133 35H136V32H135ZM153 35H151V36L153 37ZM164 35H163V33H162L160 37H162V36L164 37ZM172 35H174V34H170L169 37L172 38ZM178 35H179V36H178ZM200 35H199V36H200ZM211 35H208V37H209V36L211 37ZM226 35H227V37H225ZM113 36H114V35H113ZM116 36H115V37H116ZM124 36H126V35H124ZM124 36H123V38H124ZM138 36H140V35H138ZM141 36H142V34H141ZM149 36H150V34H149ZM156 36H157V35H156ZM190 36H191V37H190ZM199 36L197 35L196 38H194V39H197V40H198L197 37H199ZM100 37H101V36H100ZM103 37H104V36H103ZM115 37H114V38H115ZM154 37H155V36H154ZM160 37H159V38H160ZM163 37H162V38H163ZM165 37H166V36H165ZM165 37H164V38H165ZM167 37H168V36H167ZM183 37H181V40H182ZM210 37H209V38H210ZM232 37H233V36H232ZM107 38H108V37H107ZM114 38H113V39H114ZM133 38H134V37H133ZM133 38H132V39H133ZM171 38H170V39H171ZM176 38H174V39H176ZM199 38H200V37H199ZM213 38H210V40L212 41ZM18 39L20 40V38H18ZM113 39H112V40H113ZM120 39H121V38H120ZM125 39H127V38H125ZM129 39H130V37H129ZM137 39H139V38H137ZM142 39L144 40V41L142 40L143 42L141 41L142 44L139 43V45H141V46H140V47L137 46L138 48H134V49H132V51H131V53H130L128 59H126V60H122V64L120 63L121 65L118 67V68H120V73H121V75H122L124 78L128 79V80L131 79L132 77H135L136 74H138V73H137L138 68L141 67V66H138V65H139L140 63H142L143 60H145L144 57H145L146 55H147V57H148V56H153V55H155V56L160 55V54H161L160 52H161L162 48H163V50H164V49H165V46H166V45H164V47H162V46L159 45V46L162 47V48H157V46L155 47V45H158L160 42H162V40H160V42H158V40H156L158 43L152 45V42H151L152 40H147V41H145L144 38H142ZM165 39H167V38H165ZM170 39H169V41H170ZM230 39H231V38H230ZM24 40L26 41V39H24ZM34 40H37V39L35 38ZM77 40H78V39H77ZM115 40H116V39H115ZM135 40H136V39H135ZM163 40H164V39H163ZM177 40H178V39L173 40V41L176 42ZM181 40L179 39V41H181ZM202 40H205V38L202 39ZM207 40H208V39H206V41H207ZM244 40H245V39H244ZM244 40H243V41H244ZM27 41H28V40H27ZM103 41H104V40H103ZM118 41H119V39H118ZM118 41H117V42H118ZM121 41H122V40H121ZM123 41H124V40H123ZM128 41H129V40H128ZM166 41H167V40H166ZM169 41H168L167 43H169ZM182 41H183V40H182ZM184 41H185V42L188 41V43H189L188 45L191 44V41H190V40H186V39H185ZM184 41H183V42H184ZM215 41H216V40H215ZM37 42H39V41L37 40ZM37 42H36V43H37ZM105 42H106V41H104L103 44H104ZM109 42H110V41H109ZM109 42H108V43H109ZM131 42H132V40H131ZM154 42H155V41H154ZM171 42H172V41H171ZM185 42H184V43H185ZM248 42H249V41H248ZM23 43H24V42H22V44H23ZM36 43H35V44H36ZM90 43H89L88 45H90ZM94 43H95V42H94ZM106 43H107V42H106ZM106 43H105V45H106ZM108 43H107V44H108ZM112 43H113V41H112ZM118 43H119V42H118ZM126 43H127V42H126ZM164 43H165V41L163 42V44H164ZM172 43H174V42H172ZM207 43H209V42L207 41V42H205L204 44H207ZM92 44H93V43H92ZM103 44H102V45H103ZM114 44H115V43H114ZM114 44H112V45H114ZM134 44H135V43H134ZM204 44H203V45H204ZM252 44H253V43H252ZM4 45H6V44H4ZM79 45H81V44H79ZM105 45H104V46H105ZM108 45H111V43H109ZM108 45H106L105 48H107ZM124 45H125V44H124ZM130 45H132V44H130ZM151 45H152V46H151ZM161 45H162V44H161ZM168 45H170V44H167V46H168ZM176 45H178V41L176 42ZM176 45L172 44V46H171L172 49H173V46H175V48H176V47H177ZM180 45H181V44H180ZM186 45H187V43H186ZM188 45H187V46H188ZM194 45H195V44H194ZM258 45H259V44H258ZM91 46H92V45H91ZM91 46H90V48H91ZM95 46H96V44L94 45V47H95ZM104 46H103V47H104ZM132 46H133V45H132ZM167 46H166V47H167ZM190 46H191V45H190ZM198 46H199V45H197V47H196L197 50H194V51H197V52H198V51H199L198 49L202 50V47H203V46H201L200 48H198ZM204 46H205V45H204ZM209 46H210V45H209ZM253 46H254V45H253ZM1 47H3V45H2ZM20 47H21V46H20ZM24 47H25V46H24ZM83 47H85V46L83 45ZM99 47H100V46H99ZM128 47H129V46H128ZM171 47L168 48V50L170 49L168 54H170V53H172V54H170L168 57L171 56V57L173 58V55L175 56L174 53H175L176 50L171 51ZM180 47H181V46H180ZM191 47H192V46H191ZM75 48H76V47H75ZM85 48H86V47H85ZM101 48H102V47H101ZM105 48H104V49H105ZM108 48H109V47H108ZM110 48H111V46H110ZM116 48L119 50L118 47H116ZM129 48H130V47H129ZM129 48H128V50H126V51H127L126 53H128ZM205 48L207 49L206 46H205ZM23 49H24V48H23ZM79 49H81V48H79ZM87 49H88V48H87ZM87 49H86V50H87ZM94 49H95V48H94ZM98 49H100V48H98ZM158 49H161V50H158ZM182 49H183V48H182ZM191 49H192V48H191ZM206 49H205V50H206ZM209 49H210V48H209ZM253 49H254V48H253ZM259 49H260V48H259ZM259 49H258V50H259ZM19 50H20V49H19ZM92 50H93V49H92ZM92 50H90V51L88 50V51L90 52L89 56H91V54H92L91 51H92ZM107 50H108V49H107ZM107 50L105 49V52H106ZM166 50H167V49H166ZM20 51H22V50H20ZM20 51H19V52H20ZM77 51H79V50L77 49ZM102 51H103V49H102ZM102 51H101V52H102ZM115 51H117V50L115 49ZM120 51H121V50H120ZM157 51L159 52V54H157ZM178 51H179V50H178ZM180 51H182V50H180ZM190 51H191V50H190ZM203 51H204V50H203ZM253 51H254V50H253ZM2 52H4V51H2ZM6 52H7V51H6ZM79 52H80V51H79ZM82 52H84V50H83ZM89 52H88V53H89ZM94 52H96V51L94 50L93 53H94ZM105 52H104V53H105ZM123 52H125V51L123 50ZM162 52H163V51H162ZM165 52H166V51H165ZM173 52H174V53H173ZM197 52H194V53H191V54H196ZM7 53H8V52H7ZM10 53H11V52H10ZM36 53H37V52H36ZM118 53H119V52H118ZM147 53H148L149 55H148ZM202 53L205 54V52H202ZM202 53H201V54H202ZM216 53H217V52H216ZM221 53H222V52H221ZM251 53H252V52H251ZM256 53H257V52H256ZM256 53H254V54H256ZM0 54H1V53H0ZM2 54H5V56L2 55ZM2 54H1L2 56L7 57L5 52L2 53ZM15 54H16V52H15ZM40 54H41V53H40ZM44 54H45V53H44ZM71 54H72V56H73V55H75V54H77V53H75V54H74V53H71ZM81 54H82V53H80V55H81ZM84 54H85V52H84ZM102 54H103V52H102ZM102 54H101V55H102ZM178 54H179V53H178ZM201 54H198L196 57L198 58L199 55H200V58L203 57L204 55L201 56ZM257 54H258V53H257ZM257 54H256V55H257ZM12 55H13V54H12ZM19 55H20V53H19ZM24 55H25V54H24ZM77 55H79V54H77ZM77 55H76V56H77ZM92 55H93V54H92ZM97 55H98V54H97ZM180 55H181V54H180ZM252 55H253V54H252ZM25 56H26V55H25ZM72 56H71V57H72ZM76 56H75L74 59L77 58ZM82 56H83V55H82ZM85 56H86V55H85ZM87 56H88V54H87ZM87 56H86V57H87ZM89 56H88V57H89ZM119 56H121V55H119ZM126 56H127V54L124 55V57H126ZM178 56H179V55H178ZM178 56H177L176 58H178ZM190 56H192V55H190ZM214 56H216V55H214ZM4 57H3V58H4ZM13 57H14V56H13ZM13 57H12V59H13ZM73 57H74V56H73ZM73 57H72V58H73ZM86 57H85V58H86ZM91 57H92V56H91ZM91 57H90V59H88V61L92 59ZM115 57H116V56H115ZM147 57H146V58H147ZM182 57H184V55H183ZM186 57H187V56H186ZM186 57H185V58H186ZM205 57H206V55H205ZM219 57H220V56H219ZM219 57H218V58H219ZM254 57H255V56H254ZM15 58H16V57H15ZM51 58H52V57H51ZM79 58H80V57H79ZM85 58H84V56L82 57L83 60H84ZM116 58H119V57H116ZM116 58H115V59H116ZM122 58H123V57H121V59H122ZM163 58H164V57H163ZM163 58H162V59H163ZM179 58H181V56H179ZM209 58H210V56H209ZM1 59H2V58H1ZM1 59H0V60H1ZM8 59H9L8 61H9V63H10L11 60H10L9 57H8ZM70 59H71V58H70ZM80 59H81V58H80ZM86 59H87V58H86ZM97 59H98V58H97ZM119 59H120V58H119ZM123 59H124V58H123ZM148 59H149V57H148ZM183 59H184V58H183ZM186 59H189V55H188V58H186ZM194 59H195V58H194ZM194 59H193V60H194ZM205 59L207 60L208 58H205ZM219 59H220V58H219ZM219 59H218V60H219ZM3 60H5V61L7 62L6 59H3ZM113 60H114V58H113ZM164 60H165V58H164ZM164 60H163V61H164ZM166 60H167V59H166ZM170 60H171V59H170ZM170 60H169V61H170ZM178 60H181V59H178ZM184 60H185V59H184ZM195 60H196V59H195ZM215 60H216V59H215ZM215 60H214V61H215ZM255 60H256V59H255ZM263 60H264V59H263ZM73 61H74V60L71 59V63H70L71 65H72V63L75 64ZM84 61L86 62L87 60H84ZM116 61H118V59H117ZM116 61H115V62H116ZM120 61H121V60H120ZM120 61H119V62H120ZM149 61H150V60H149ZM163 61L160 62V63H163ZM167 61H168V60H167ZM181 61H183V60H181ZM185 61L187 62V60H185ZM185 61H183V62H185ZM189 61H190V60H189ZM200 61H201V60H200ZM204 61H205V60H204V58H203V62H204ZM6 62H5V65H6ZM90 62H91V61H89L88 63H90ZM113 62H114V61H113ZM119 62H118V63H119ZM145 62H146V61H145ZM158 62H159V60H158ZM164 62H165V61H164ZM171 62H172V61H171ZM176 62H177V61H176ZM190 62H191V61H190ZM194 62H195V61H194ZM196 62H197V61H196ZM201 62H202V61H201ZM221 62H222V61H221ZM48 63H49V62H48ZM143 63H144V62H143ZM197 63H199V62H197ZM215 63H216V62H215ZM218 63H219V61H218ZM0 64H1V65H0L1 67H2V66H5V65H3L4 62H3V63L1 62ZM30 64H31V63H30ZM46 64H47V63H46ZM84 64H85V63H84ZM145 64H146V63H145ZM180 64H181V62H180ZM180 64H179V66H180ZM201 64L203 65V63H201ZM7 65H8V62H7ZM12 65H14V63H13ZM97 65H98V64H97ZM143 65H144V64H143ZM205 65H207V63H205L204 66H205ZM213 65H214V64H213ZM216 65H217V64H216ZM216 65H215V66H216ZM219 65H220V64H219ZM47 66H49V65H47ZM47 66H45L43 69H46ZM163 66H164V65H163ZM163 66H162V67H163ZM181 66H182V65H181ZM181 66H180V69H181ZM190 66H191V65H190ZM215 66H213L214 69H215ZM222 66H223V64H222ZM12 67H14V66H12ZM12 67H11V64H10V66L8 67L9 70H10V68H12ZM143 67H144V66H143ZM153 67H154V66H153ZM158 67H159V66H158ZM162 67H161V68H162ZM175 67H177V66H175ZM188 67H189V66H188ZM193 67H194V66H193ZM198 67H200V66H198ZM211 67H212V66H211ZM2 68H3V67H2ZM5 68H6V67H5ZM5 68H3V69L7 71L8 69H7V68L5 69ZM90 68H91V67H90ZM94 68H95V67H94ZM195 68H196V67H195ZM204 68H206V67H204ZM222 68H223V67H222ZM222 68H220V66L218 67L219 70L222 69ZM0 69H1V68H0ZM3 69H2V70H3ZM70 69H71V68H70ZM91 69H92V68H91ZM91 69H90V70H91ZM158 69H159V68H158ZM180 69H178V70H180ZM197 69H199V68H197ZM200 69H201V67H200ZM4 70H3V71H4ZM28 70H29V69H28ZM95 70H97V69H95ZM117 70H118V69H117ZM139 70H140V69H139ZM144 70H146V69H144ZM156 70H157V67H156ZM156 70H155V71H156ZM161 70H162V69H161ZM193 70H194V68H193ZM204 70H205V69H204ZM212 70H213V69H212ZM73 71H74V70H73ZM115 71H116V70H115ZM182 71H183V70H182ZM205 71H206V70H205ZM213 71L216 73L217 70H213ZM213 71H212V73H213ZM24 72H25V71H24ZM103 72H104V71H103ZM103 72H102V73H103ZM109 72H110V71H107V73H109ZM138 72H139V71H138ZM198 72H199V71H198ZM19 73H20V72H19ZM25 73H26V72H25ZM68 73H69V72H68ZM74 73H75V72H74ZM77 73H78V72H77ZM111 73H112V72H111ZM113 73H114V72H113ZM113 73H112V74H113ZM205 73H206V72H205ZM207 73H208V72H207ZM221 73H222V72H221ZM11 74H12L11 76H13V77L10 76V79H9L10 84H9V82H8V87H7V85H6L5 88L7 87V88H6V89H8L7 92H12V93L15 92L14 97L11 96L12 99L15 98L16 96H17L16 98H18V99L24 98L25 93H26V95L29 94L30 96H32L33 93H34V94L37 93L38 90H39V91H38L39 96H40L41 94H43V92L40 93V92H41L40 90H42V88H41V89L39 88L38 90L31 89L32 91L30 90L29 86H28L29 89H28V88H27V89L25 88V85L28 84V83L30 82L31 79H30V80L27 79V80H25V82H24L23 80H21L20 83L23 84V85L25 84V85H24V87H20V88H18V84H19V83L16 84L17 82L15 81V82H16V83H15L16 86H15V85L13 84L14 81L11 82V81H12L11 79H13V78H14L15 76H17V75H16V73H15V76H14V73H11ZM22 74H23V73H22ZM27 74H28V73H27ZM27 74H25V75H23V76H21V77H25V76H27ZM29 74H30V73H29ZM219 74H220V71H219L218 75H219ZM18 75H19V74H18ZM20 75H21V74H20ZM20 75L17 76V77H15V78L18 79V77H20ZM40 75H42V74H40ZM40 75H39V76H40ZM109 75H110V74H109ZM113 75H114V74H113ZM113 75L110 76V77H113ZM115 75H117V74H115ZM175 75H176V72H175ZM182 75H183V74H182ZM195 75H196V74H195ZM195 75H194V77H195ZM197 75L199 76V74H197ZM197 75H196V79H197ZM207 75H208V74H207ZM215 75H217V74H215ZM5 76H6V75H5ZM43 76H44V75H43ZM80 76H81V75H80ZM99 76H100V75H99ZM152 76H153V75H152ZM152 76H151V77H152ZM179 76H180V74H179ZM212 76H213V75H212ZM21 77H20V78H21ZM28 77H29V76H28ZM110 77H107V78H110ZM154 77H155V75H154ZM180 77H181V76H180ZM180 77H179V79H180ZM194 77H193V78L191 77V78H190L191 80H190V79H189V80H190V82L192 81V83L195 84V80L193 81ZM205 77H206V74H205ZM210 77H211V76H210ZM0 78H1V74H0ZM8 78H9V77H8ZM20 78H19V79H20ZM25 78H26V77H25ZM29 78H32V77H29ZM53 78H54V77H53ZM104 78H105V77H103V79H104ZM107 78H105L106 80H105V79H104V80L107 81V80H108ZM155 78H156V77H155ZM202 78H203V75H202ZM207 78H208V77H207ZM121 79H122V78H121ZM133 79H134V78H133ZM135 79H136V78H135ZM135 79H134V80H135ZM149 79H152V78H149ZM174 79L176 80V78H174ZM210 79H211V78H210ZM212 79H213V78H212ZM1 80H4V81L6 80L5 82L8 81L7 79H4V78H1ZM1 80H0V81H1ZM57 80H58V79H57ZM115 80H116V79H115ZM153 80H155V79L153 78ZM153 80H152V81H153ZM175 80L172 81V82H177V81H175ZM177 80H178V79H177ZM199 80H200V79H199ZM26 81H28V82H26ZM31 81L33 82L34 80H31ZM83 81H84V80H83ZM155 81H157V80H155ZM178 81H179V80H178ZM201 81H202V80H201ZM211 81H212V80H211ZM2 82H3V81H2ZM5 82H4V84H6ZM23 82H24V83H23ZM52 82H53V84H56V83H57V81H56V83H54V82H55L54 80H53ZM59 82H60V81H59ZM109 82H110V80H109ZM115 82H116V81H115ZM122 82H123V81H122ZM126 82H128V81L126 80ZM129 82H130V81H129ZM136 82H137V81H136ZM170 82H171V81H170ZM181 82H182V80H181ZM204 82H206V81H204ZM81 83H82V82H81ZM119 83H120V81H119ZM123 83L125 84V81H124ZM179 83H180V81H179ZM192 83H191V84H192ZM201 83H202V82H201ZM33 84H34V82H33ZM33 84H32V83H31V84L29 83L30 87L34 88V85H33ZM51 84H52V83H51ZM51 84H50V85H51ZM62 84H63V83H62ZM64 84H65V83H64ZM64 84H63L64 87L62 86V90L66 89V88H65L66 86H69V85H66V84L64 85ZM67 84H70V83H68V81H67ZM108 84H109V83H108ZM110 84H111V83H110ZM124 84H123V86H124ZM166 84H167V83H166ZM197 84H198V82H197ZM204 84H205V83H204ZM208 84H209V83H208ZM240 84L242 85V83H240ZM0 85H1V83H0ZM50 85H48V86H50ZM111 85H112V84H111ZM119 85L121 86L122 84H119ZM119 85H118V86H119ZM174 85H175V84H174ZM177 85H178V84H177ZM216 85H217V84H216ZM19 86H20V84H19ZM26 86H27V85H26ZM70 86H71V85H70ZM103 86H104V85H103ZM193 86H195V85H193ZM206 86H207V85H206ZM206 86H205V87H206ZM135 87L138 88V86H135ZM165 87H166V86H165ZM175 87H176V86H175ZM205 87H204V88H205ZM207 87H208V86H207ZM241 87H244V86H241ZM5 88H4V90H5ZM35 88H36V87H35ZM103 88H104V87H103ZM121 88H122V87H121ZM121 88H120V89H121ZM123 88H124V87H123ZM125 88H126V87H125ZM125 88H124V91H125ZM129 88H130V91L133 89L132 87H129ZM129 88H126V90H128ZM167 88H168V87H167ZM245 88H246V87H245ZM23 89H24V90H23ZM25 89H26V90H25ZM36 89H37V88H36ZM45 89H46V88H45ZM147 89H148V91H146V92L149 93L150 88L147 87ZM215 89H216V87H215ZM239 89H242V88H240V86H239ZM248 89H250V87H249ZM2 90H3V89H2ZM4 90H3V91H4ZM12 90H16V91H12ZM66 90H67V89H66ZM121 90H122V89H121ZM137 90H138V89H137ZM143 90H144V89H143ZM242 90H243V89H242ZM246 90H247V89H246ZM34 91H35V92H34ZM42 91H44V89H43ZM45 91H46V90H45ZM47 91H48V89H47ZM124 91H122V92H121L122 94H120V95H126V94H124V93H126V92H124ZM132 91H133V90H132ZM244 91H245V90H244ZM259 91H260V90H259ZM259 91H258V93H259ZM51 92H53V91H51ZM51 92H50V93H51ZM60 92L64 93L63 91H60ZM66 92H68V91H66ZM66 92H65V94H66ZM103 92H104V91H103ZM103 92H102V93H103ZM123 92H124V93H123ZM143 92H144V91H143ZM143 92H142V93H143ZM206 92H207V91H206ZM237 92H238V91H237ZM239 92H240V91H239ZM251 92H253V91H251ZM27 93H28V94H27ZM38 93H37V94H38ZM50 93H49V94H50ZM68 93H70V92H68ZM86 93H87V96H88L90 93L93 94L94 92H93V93H92V92H89V93H88V91H87ZM97 93H98V92H97ZM104 93H105V92H104ZM131 93H132V92H131ZM148 93H147V94H148ZM192 93H193V92H192ZM215 93H216V92H215ZM245 93H247V92H245ZM245 93H242V94H245ZM249 93H250V92H249ZM256 93H257V92H256ZM261 93L264 94V91H261ZM5 94H7V96L9 97V95H8L9 93H5ZM22 94H23V96H22ZM37 94H35L34 96L36 97ZM49 94L46 95V93L44 92L45 97H42L43 95H41L40 97H42L43 100H44V98H45V99L48 98L49 100H50V99L52 100V97H51ZM60 94H61V93H60ZM94 94H96V93H94ZM100 94H101V93H100ZM128 94H129V92H128ZM128 94H127L125 97H129L130 95H132V94H129V95H128ZM175 94H176V93H175ZM211 94H212V93H211ZM216 94H217V93H216ZM216 94H215V95H216ZM242 94H241V98H240V96H239L240 94L237 95V97L239 96V99H240V100H239V99H235V100H236V103H235L234 105L232 104L233 102L231 103V106L228 105L229 108H232V110H233V109L236 110L235 113H234V111L231 112L230 109L227 110V111H229V113H230V112L233 113V115L236 114V115H235L236 118L233 116V118H235V121H236L237 118H238V116H237V108H235V107H237L238 105L240 106V104L242 103V101H244V100H241V99H244V98H245V97L242 98ZM247 94H248V93H247ZM250 94H253V93H250ZM262 94H261V95H262ZM11 95H12V94H11ZM52 95H53V94H52ZM105 95H106V94H105ZM142 95H143V94H142ZM145 95H146V93H145ZM248 95H249V94H248ZM248 95H247V96H248ZM261 95H260V96H261ZM61 96H62V95H61ZM85 96H86V95H85ZM87 96H86V97H87ZM89 96H90V95H89ZM96 96H98V94H97ZM101 96H102V95H101ZM262 96H263V95H262ZM35 97H34V98H35ZM46 97H47V98H46ZM49 97H50V98H49ZM66 97L68 98V94H67ZM66 97H65V98H66ZM94 97H95V95L92 96L90 99H87V98H84V99H87L88 101H90V104L93 105V103H92L93 99H96V100L93 101L94 103H95V101L97 102L98 99H99V98L97 99V98H94ZM98 97H99V96H98ZM115 97H116V96H115ZM115 97H113V98H115ZM120 97H121V96H118V99H119V100H120ZM142 97H143V96H141V98H142ZM220 97H221V96H220ZM25 98H26V96H25ZM25 98H24V99H25ZM34 98H32V99H33V100H36V99H37V101L39 100V98H36V99H34ZM67 98H66V99H67ZM92 98H93V99H92ZM141 98H140V100H141L140 103H142L143 101H146V98H145V97H143V98H145L143 101H142ZM258 98H259V97H257V99H258ZM261 98H262V97H261ZM263 98H264V97H263ZM8 99H9V98H8ZM12 99H11V101H12ZM24 99H22V100H24ZM76 99H77V98H76ZM111 99H112V98H111ZM123 99H124V98H123ZM123 99H121V100H123ZM132 99H133V97H132ZM132 99H131V100H132ZM136 99H137V98H136ZM147 99H148V98H147ZM207 99H208V96H207ZM214 99H215V97H214ZM248 99H249V98H248ZM16 100H17V99H16ZM43 100H41V98H40V100H39V103L42 104V106H43V104H45L44 102H46V100H44V102H43ZM49 100H48V101H49ZM62 100H63V99H62ZM87 100H86V101H87ZM125 100H127V99H125ZM131 100H130V101H131ZM238 100H239L241 103H240ZM261 100L264 101V99H261ZM8 101H10V100H8ZM20 101H21V100H20ZM40 101H41V102H40ZM48 101H47L46 103H48ZM77 101H78V99H77ZM86 101L84 100V102H86ZM109 101H110V100H109ZM112 101H115V99H114V100L112 99ZM123 101H124V100H123ZM130 101L127 100V102H130ZM135 101H136V100H135ZM148 101H149V99H148ZM159 101H160V100H159ZM159 101H157V103H158ZM204 101H205V100H204ZM204 101H203V102H204ZM223 101H224V100H223ZM254 101H255V100H254ZM256 101H257V100H256ZM259 101H260V100H259ZM12 102H15V104H17L19 101L17 100V103H16V101H12ZM65 102H66V100H65ZM120 102H121V101H120ZM120 102H119V103H120ZM138 102H139V101H138ZM138 102H134V103H132V101H131V103L134 104V107H132V108H135V107L138 108V106L135 105V104H137ZM146 102H147V101H146ZM146 102H145V103H146ZM149 102H150V101H149ZM194 102H195V101H194ZM203 102H202L201 104H203ZM206 102H207V101H206ZM234 102H235V101H234ZM238 102H239V104H238ZM247 102H249V101H247ZM9 103H10V102H9ZM22 103H23V102H21V104H22ZM39 103L37 102V104H35V106L32 105V106H34L32 109L34 110L35 113L33 112L32 109H31L32 111H30L31 113H33V114H35V115H38V113H37V112H38V109H39V110L43 109L42 107H41V109H40V106H41V105H39V107L36 108V106H38ZM49 103H50V101H49ZM110 103H111V101H110ZM131 103H127V104H130V105H131ZM145 103H143V106H141V104H140V107H141V108H143V107L145 108V106H146ZM197 103H198V102H197ZM222 103H223V102H222ZM249 103H250V102H249ZM254 103H255V102H254ZM256 103H257V102H256ZM259 103H261V102H259ZM15 104H14V106H13V104H12V106L15 107V106H16ZM62 104H63V103H62ZM86 104H87V103H86ZM88 104H89V102H88ZM112 104H113V103H111V105H112ZM121 104H122V102H121ZM138 104H139V103H138ZM146 104H147V103H146ZM158 104H160V103H158ZM158 104H157V105H158ZM211 104H212V103H211ZM219 104H220V102H219ZM237 104H238V105H237ZM244 104H245V103H243L242 105H244ZM261 104H262V103H261ZM263 104H264V103H263ZM17 105H18V104H17ZM84 105H85V104H84ZM91 105H90V106H91ZM95 105H96V103H95ZM95 105H94V106H95ZM111 105H109V108H110ZM130 105H129V106H130ZM144 105H145V106H144ZM209 105H210V104H209ZM232 105H233V106H232ZM236 105H237V106H236ZM250 105H251V104H250ZM254 105H255V104H253V106H254ZM257 105H258V103H257ZM147 106H148V105H147ZM221 106H222V105H221ZM251 106H252V105H251ZM251 106H250V107H251ZM260 106H261V105H260ZM260 106L258 105V107L261 109L262 106H261V107H260ZM83 107H84V106H83ZM85 107H86V106H85ZM87 107H89V105H88ZM119 107H120V106H119ZM212 107H214V106L212 105ZM219 107H220V106H219ZM223 107H224V106H223ZM254 107H255V106H254ZM10 108H11V107H10ZM17 108H18V106L16 107V109H17ZM34 108H35V109H34ZM105 108H106V107H105ZM122 108H123V104H122ZM124 108H125V107H124ZM129 108H131V107H129ZM129 108H126V109L128 110ZM132 108H131V109H132ZM148 108H149V110H147V107H146L145 109H146L147 113L151 112V113L149 114V116H150V117H149V120H151V121H152V124L155 125V123L158 122L159 119H157V118H158L160 115H159L158 117H157V116H154V113H152V112H154V111H150L152 108H151V109H150V107H148ZM154 108L157 109V107H154ZM203 108H204V107H203ZM214 108H216V106H215ZM214 108H213V109H214ZM221 108H222V107H221ZM239 108H240V107H238V109H239ZM244 108H246V107H244ZM247 108H248V107H247ZM252 108H253V107H252ZM84 109H85V108H84ZM90 109H92V106H91ZM96 109H97V108H95V110H96ZM98 109H99V108H98ZM118 109H119V108H118ZM131 109H129V110H131ZM217 109H218V107H217ZM222 109H223V108H222ZM224 109H226V108H224ZM248 109H249V108H248ZM36 110H37V112H36ZM81 110H82V108H81ZM92 110H94V109H92ZM106 110H107V109H106ZM124 110H125V109H124ZM127 110H125V112H126V116H127V117H125V119H126V118H127V119H132V120L134 121V118H135V121H134V122L137 123V122H138V120H137L138 117H137V119H136V117L134 116L135 113H134V114H133V113L131 114L130 111L128 110V111H129V112H128ZM135 110H137V109H135ZM154 110H155V109H154ZM254 110H255V109H254ZM261 110H262V109H261ZM85 111H86V110H84V112H85ZM104 111H105V110H104ZM112 111H113V110H112ZM121 111H122V110H121ZM138 111H139V110H138ZM140 111H142V110H140ZM146 111H144V113H145L144 117H145L146 115L148 116V114L146 113ZM148 111H149V112H148ZM211 111H212V112H211ZM225 111H226V110H225ZM225 111H222L221 109H220V111H219V110H212V108H211L210 113L212 114V116H211L210 118L212 119V121H214V123L211 122V123H209V124H207V125H205V124H204V125H205V127L208 129V131L210 132V134H209V133H208V134H209L210 136H212V135H216V138H215V140H213V141H212V140H211V141H208L207 144H206V140H205V139H203V140H205V141H204L205 143L202 142L203 140H201L200 142H202V144H203V145L201 144L202 147L206 146V149H207L208 151L211 150V152H213V153L211 154V157H209V156H210V152L207 151V153L209 154V156H208L209 159L207 158V160H209V161H203V163H201V161H199V165H195V167H197V166L199 167V166H200V163L203 165L204 162H206V163L208 162V164H210V167H211L210 169H211V171H212V170H213V169H212L213 165L218 164V161L221 159V157H224L223 155H221V153H223V154L225 155L224 151L226 152V150H229V153H231V152H230V151H231L230 149H225V148H226L228 145H230L231 142H232L231 145H234V144H233V139H235V138L237 139V137H238V138L240 137L239 135L243 134V131H244V127H243V126H242V127H243V131H242V132H241V130H240V129H241L240 126H239L240 128L237 126V128H235V129H233V130H232V128H234V126H232V127L229 128L228 124H229V122H231L232 119L229 120V122L227 121L225 124H224L223 122H220L221 125H220V123L218 124V122H217L216 120H217L218 118L220 119V117H219L220 115L222 116L223 114H229L228 112H225ZM238 111H239V110H238ZM242 111H243V110H242ZM252 111H253V110H252ZM262 111H263V110H262ZM14 112H15V111H14ZM49 112H50V110H49ZM73 112H74V111H73ZM81 112H82V111H81ZM110 112H111V111H110ZM110 112H109V113H110ZM114 112H116V115H117V112H119V110L116 111V108H115V109H114ZM133 112H135V111H133ZM157 112H158V110H157ZM159 112H160V111H159ZM192 112H193V111H192ZM249 112L251 113L250 110H249ZM249 112H248V113H249ZM255 112H256V111H255ZM258 112H259V111H258ZM77 113H78V112H77ZM102 113H103V112H102ZM128 113L131 114V115H133L134 117L131 118L130 115H128ZM162 113H163V112H162ZM167 113H168V112H167ZM169 113H170V110H169ZM245 113H247V112H245ZM256 113H257V112H256ZM260 113H262V112H260ZM260 113H259V114H260ZM47 114H48V113H47ZM78 114H79V113H78ZM80 114H81V113H80ZM92 114L95 115L96 113L93 111ZM98 114H99V112H97V116H98ZM124 114H125V113H124ZM140 114H141V112H140ZM152 114H153V116H154L156 119L153 118V120H152ZM188 114H189V113H188ZM190 114H191V113H190ZM205 114H206V113H205ZM211 114H209V115H211ZM239 114H240V113H239ZM48 115H49V114H48ZM85 115H86V113H85ZM85 115L82 116L83 119L86 118V117H84ZM99 115L101 116V114H99ZM104 115H105V114H104ZM106 115H108V114H106ZM142 115H143V113H142ZM161 115H162V114H161ZM168 115H169V114H168ZM170 115H171V114H170ZM181 115H182V114H181ZM183 115H187V114H183ZM230 115H232V114H230ZM230 115H227V117H229ZM251 115H252V119H254L253 116L256 115V114H254V112H253V114H251ZM45 116H46V115H45ZM86 116H87V115H86ZM91 116H92V115H91ZM102 116H103V115H102ZM102 116H101V118H102ZM124 116H125V115H124ZM206 116H208V115H206ZM239 116H240V115H239ZM260 116H262V114H261ZM40 117L42 118V115H40L39 118H40ZM43 117H44V116H43ZM73 117H74V116H73ZM95 117H96V116H95ZM103 117H105V116H103ZM106 117H107V116H106ZM106 117H105V120H106ZM111 117H112V116H111ZM111 117H110V118H111ZM141 117H142V116H141ZM144 117H143V118H144ZM223 117H224V116H223ZM230 117H231V116H230ZM249 117H250V115H249ZM249 117H248V119H249ZM255 117H256V116H255ZM257 117H258V116H257ZM35 118H36V117H35ZM39 118H37V120L34 121L35 124L38 123V124L35 125V126H39V124L41 125L42 122L46 121V119L43 120L44 118H42V119H40V120H43V121L40 122V121H38ZM45 118H46V117H45ZM47 118H48V116H47ZM75 118L77 119V117H75ZM75 118H74V121H76ZM110 118H109V119H110ZM115 118H116V117H115ZM115 118H114V119H115ZM146 118H148V117H145V119H146ZM162 118H164V117L161 116V119H162ZM169 118H170V117H169ZM175 118H176V117H175ZM179 118H180V117H179ZM208 118H209V116H208ZM224 118H226V115H225ZM260 118H261V117H260ZM260 118H259V119H260ZM32 119H33V118H32ZM32 119H31V120H32ZM49 119H50V117H49ZM49 119H47V120H49ZM51 119H53V118L51 117ZM83 119H82V122L85 121V119H84V121H83ZM87 119H88V118H87ZM87 119H86V120H87ZM96 119H97V117L94 119V120H95L94 122L97 121ZM98 119H100L99 116H98ZM102 119H103V118H102ZM107 119H108V118H107ZM180 119H181V118H180ZM183 119H185V117H184ZM183 119H182V120H183ZM206 119H207V118H206ZM252 119H251V120H252ZM100 120H101V119H100ZM111 120H112V118H111ZM146 120H147V119H146ZM149 120H148V121H149ZM154 120H155V121L157 120V122H154ZM163 120H164V119H163ZM185 120H186V119H185ZM220 120H221V119H220ZM220 120H218V121H220ZM225 120H227V119H223V121H225ZM254 120H255V119H254ZM254 120H253V122H254ZM36 121H38V122H36ZM49 121H51V120H49ZM78 121H79V120H78ZM103 121H104V120H103ZM103 121H101V122H103ZM107 121H108V120H107ZM151 121H149V123H150ZM159 121H160V120H159ZM170 121H171V120H170ZM215 121H216L217 123H216ZM235 121H234V122H235ZM238 121H240V120H238ZM249 121H250V120H248V122H247L246 124H248ZM94 122H93V124H94ZM134 122H133V124H134ZM160 122L164 123L165 121H164V122H163V121H160ZM166 122H167V120H166ZM168 122H169V121H168ZM182 122H183V121H182ZM182 122H181V125L184 124V123H182ZM234 122H233V120H232V122H231L230 124L233 125ZM236 122H237V121H236ZM236 122L234 123V125L236 124ZM242 122H243V120H242ZM34 123H33V121H32V124H33V125H34ZM85 123H86V121H85ZM91 123H92V122H91ZM91 123H90V121H89V124H90L89 126L92 127L93 124H91ZM97 123H98V121H97ZM99 123H100V121H99ZM108 123H109V121H108ZM110 123H111V121H110ZM136 123H135V124H136ZM227 123H228V124H227ZM240 123H241V122H240ZM240 123H237V125L240 124ZM111 124H112V123H111ZM133 124H132V125H133ZM135 124H134V128H135L137 131H139L140 129L138 130V128H139L140 126L138 127V124H136L137 126H135ZM150 124H151V123H150ZM152 124H151V125H152ZM171 124H172V123H171ZM178 124H179V122L176 124V126H177ZM244 124H245V123H244ZM244 124H243V125H244ZM42 125H43V123H42ZM82 125L84 126L83 123H81V126H82ZM85 125H86V124H85ZM87 125H88V124H87ZM98 125H99V124L94 125V126L97 127ZM156 125H157V124H156ZM159 125H160V124H159ZM162 125H163V124H161V126H162ZM165 125H166V127H165ZM181 125H178V126H181ZM201 125H202V124H201ZM204 125H203V127H204ZM231 125H230V126H231ZM240 125H241V124H240ZM9 126H10V125H9ZM57 126H59V125H57ZM81 126H80V127H81ZM172 126H173V125H172ZM176 126H175V128L178 127V126H177V127H176ZM246 126H247V125H245V130H246ZM250 126H251V125L249 124V127H248L249 129H250ZM29 127H30V126H29ZM39 127H40V126H39ZM41 127H42V126H41ZM60 127H61V126H60ZM60 127H59V128H60ZM77 127H78V126H77ZM96 127H93L92 129H93V130H94V129L97 130ZM137 127H138V128H137ZM147 127H148V126H147ZM158 127H159V126H158ZM183 127H184V126H182V128H183ZM205 127H204V130L206 129ZM235 127H236V125H235ZM42 128H43V127H42ZM55 128H56V129L52 130V131H54V133H53V132H50V133H52V135L56 134L57 127H55ZM59 128H58V130H57V133H58V131H59V134L55 135V137L58 136V135H60V133H61V131H60ZM62 128H63V130H64V128H66V127L63 126ZM62 128H61V129H62ZM99 128H100V127H99ZM134 128H133V126H132L131 129L134 130ZM143 128H144V127H143ZM150 128H151V129H150V131H149V127L146 129V126H145V128H144V129H141V131L144 130V131H143V133H144V132H145V129H146L147 132H150V133L152 132V133H154V131L156 130V134H155V135H157L158 133H160V132H159L160 129H158V131H157V128H156V129H155V128H152V127H150ZM161 128H162V129H164V128L167 129V128H168V127H167V123H166V124L164 123V128H163V127H161ZM179 128H180V127H179ZM199 128H200V127H199ZM199 128H198V130H199ZM248 128H247V130H248ZM8 129H9V128H8ZM35 129H36V127H34V129L32 128V130H35ZM38 129H39V128H37V131H38V132H39V130H40V136H39V138H40L41 140H43V138H41V136L43 137V134H41V133H44V132H41V131H42L44 128H43V129L40 128L39 130H38ZM45 129H46V128H45ZM90 129H91V128H90ZM114 129H115V128H112L113 132L116 131V129H115V130H114ZM152 129H153V130L155 129V130L153 131ZM165 129H164V130H165ZM251 129H252V128H251ZM46 130H47V129H46ZM68 130H69V129H68ZM86 130H87V129H86ZM93 130H91V132H94ZM98 130H99V132L101 131L100 129H98ZM174 130H175V129H174ZM176 130H177V129H176ZM202 130H203V128H202ZM202 130H200V131H202ZM204 130H203V131H204ZM231 130H232V131H231ZM9 131H10V129H9ZM37 131H36V132H37ZM43 131H44V130H43ZM50 131H51V130H50ZM81 131H82V130H81ZM81 131H80V132H81ZM102 131H103V130H102ZM141 131H140V132H141ZM160 131H161V130H160ZM166 131H169V129H167ZM255 131H256V129H255ZM7 132H8V131H7ZM7 132H6V133H7ZM33 132H34V131H33ZM38 132H37V133H38ZM89 132H90V131H89ZM91 132H90V133H91ZM95 132H96V131H95ZM99 132H98V133H99ZM105 132H106V131H105ZM113 132H112V134H113ZM206 132H207V131H206ZM244 132H245V131H244ZM6 133H5V135H7ZM26 133H27V130H26ZM82 133H84V132H82ZM103 133H104V131H103ZM103 133H102V134H103ZM115 133H117V131H116ZM143 133H142V134H143ZM150 133H149V134H150ZM152 133H151V134H152ZM162 133H163V131H162ZM162 133H160V134L157 135V136H155V135L153 134V135H154V136H153V139H154V140L151 139V138H152V137H150V136H152L151 134L149 135L148 133L146 134V132H145V134L143 135V136L146 135V137H148V138H145L146 140H148L149 142L152 141L153 143H154V141H156V140L158 139V136H160V138L162 139V141H161V139H160V141H161L162 143H163V142L165 143V145H164L165 148H164V146H163L162 143H161V144H162L163 147H162V146H159V145L157 144V143H160V141H157V142H156L157 147H158L159 149H161L160 152H159V149L157 150V148L155 147V144H154V146H153L155 149L152 147V144H153L152 142H151L152 144H151L150 146H149V143H145V144H146V146H145V144H144L145 148H143V149H139L140 147L142 148V146H143V143H142V145H140V147H139V148L137 147V149H136V146H139L138 144H141V143H139L138 141H140L141 138H142V140H143V138H144V137H141V138H140L139 136H137V135H139L140 133H138V134L135 133L136 136H137V137H135V138H137V139H135L134 136L132 137V139H133L132 141L130 140L131 138L128 139V141H129L130 143H131V142H133V143L135 142L134 144L131 143L132 146H131V145L129 146L130 143L126 140L127 138L124 136V135H125L124 133H119V134H124V135H119V134L117 135V134H116V135L118 136V138H119L117 141L114 140L115 138L117 139V137L114 138L113 135H112V137H113L114 139H111V140H110V138H109L110 135H109V134H108V135L105 134L104 137H102V139H101L99 142H97V144H96V145L99 147L98 149H99L100 152H101V150H100V149H101L100 146L102 147L103 150H106V151H107V152H104L105 155H102V156H101V154L99 153V154H100V157L98 158L97 155H94L96 151H95V152H94V151H91V152H90V150H92V148H91L90 150H88L90 154L87 153L88 151H87V152H86V151L83 152V155H85V154L87 153V154L85 155L86 157H84V158H88V159H87L88 161H87L86 163L84 162V161H86V159H84V161L81 160V161L83 162V165L80 164V162H77V163H75V164L73 163L74 165H76V169L78 168V165L80 164V165H79L80 170H79V168H78V172H80L81 170H82L81 172H84V171H90V170H91V167H93L94 165H96L95 167L92 168V169H96V170H93V174H92V173H88V174H90L89 176L93 175L94 177H95V175H96V177L99 178L101 181H103L102 183H104V184L106 183V181H104V180H107V181H108V180H112V181H111V185H112V182H113V180L115 179L113 183H115V181H116V184H117V183H119V182L121 181V183H119V184H121V185H119V186L123 187V182H122V176H123V175H126V178H127V179L130 177V178H129L130 181H131V180L137 181L136 188H135V183H136V182H135V183H131V182H129V180H128L129 183L126 184V188H125V187L120 188V187L117 185V187H119V190H118L117 192L119 193L120 189H121L122 192H123V190H124V192H123V193L121 192V194H120L119 196H118V195L116 196V195H115L116 193L112 192V193L116 196V199H117L116 201H115V198H113V197H115V196L112 197L113 194H109V193H111V191H109V189H108V190H107V189H104L105 186H104V185L102 186V184L100 183V182H101L100 180H99V181H96V183H99V185L101 184V185H100V189H102L101 187H103V189H102V193H101V196H105L106 191L104 192V190L109 191V192L107 193L106 196H107L108 198H110L109 200L112 202V204H114V202H117V203L119 202V203H120V201H122V203L124 202L123 205H122V206H124V208L122 207L123 209H126V208H125V205H126V207H128V205H130L131 203H132V204L134 203V202H132V201H134L133 199L136 200V198H134V197H135V195H137L138 192H139V193H142L141 196L144 195V198L148 200V201H146V202H149L150 200H152V201L149 202L150 205H149V203H147V204L149 205V207L151 206V202H154V203L156 204V205L154 206V203H152L151 208H148L149 210H147V207H148L147 205H146L147 207H145V206H144V207L146 208L147 211H149V212H153V215H154V211H155V208H156V211H155V212H156L157 214H155L156 216H155V215H154V216L157 218V220L155 219L154 216H151L150 214H147V212H144L143 209L141 210V211H143V212H141L142 214L145 213L144 216H143L145 220H141V219H140V220H139L140 222H142V221H146V219H148V218H146V217H148L147 215H149V218L152 217L153 219H155L156 223H157L158 225L161 226V227L159 228V227L156 226V224L154 223V224H155V227L152 225V226L154 227V228L152 227L153 229H152L151 227L148 228V231H147V232H153V234H152V233H149L150 235L153 236V238H151L150 240H149L150 237H148V239H147V241H146V239L144 238V235H143V234H142V235H143V238H144V239H141V237H139V238L142 240V242H145V243H146L145 245L148 246L147 249H149V248L152 246V244H154V246H155V243H156V242L154 243V240H155V241H158L159 244L161 243V244H160L161 246H165V244H164L165 241H166V242H165L166 244H169V242L172 243V240L174 241V239L176 240V239H178V237L184 235L182 232L180 233V230H179V229H178V230H179V232H178V231L174 228V227H175V226H174V221L176 220L175 218L180 219V221H181V220H182V221H185V223H186L187 220H188V222H189L190 217H191V216H195L196 213H199V212L203 211L204 209H205V211L207 212L208 207H211V206H212V207L215 206L216 209H218V206L221 205L222 202L225 201V200H224V201L222 200V202L220 201L221 203H218V201H219L220 199H224V198H221V197L219 198V197H218L219 199H218V201H217V198H216L217 196L214 195V197L216 198V199L214 198L215 200H212V199H211V202L208 203L207 201H209V200H207V199L205 200V199H204L206 202H200V200L203 201V200H202L203 198L199 200V197H200V195H199V197H197L198 199L196 200V198H195V195H196V194L194 195V198L192 197V199H193L194 201H193L191 198H190V200H192V201H190V200L188 201V200H187V197L185 198L186 201H185L183 198L180 199V198L182 197V195H180V194H178V193H182V192H184V191L186 190V189H185V190L183 189V187L185 186L184 182L187 184V183L189 182V180H187V179H188V178H191V177H194V176H191V174L193 173L192 171L198 169V167H197L196 169H192V167H194V165H193V166L189 165V167L191 166V170H192V171L190 170V168H189V169H186V168L184 169V167H183L182 169H184V170H183L184 172H179V170L181 171V168H179V170H178L177 172H175V175L172 174L171 172L176 171V170H172V171H171L170 173H168V174H167L168 171H166V172L164 173V175H165V174H166V175H169V176L165 177V178H167V179H168V177H170V175H174V176H175V177H174V180H173V178H172L173 176H171L172 179H170V180H165V178H163L164 181H163V179H162V183H160V181H159L158 183H160L161 185H160V184L158 185V183H157V186H159L158 188L163 189L165 186L170 185V181L173 180V181L171 182L172 184L170 185V187L168 186V187L170 188V190H169V188L167 187V188H168V191H170V194H169L168 192H166V190H167L166 187H165V189H166L165 191H164V189H163V191H164V192H163L164 195H160V194H158L159 192H162V190L159 189V190H158L159 192L157 193V190H156V188H155V187H156V184H155V183H156L157 181H155V183L152 184V183H153L152 180L149 179V181L151 180V182H148L147 179L149 178V175H148V177H147L146 180H147L148 183H151L152 185H154V186L152 187L153 189H152V188H150V189L148 188V190H146V189H147V186H148V187H151L152 185L149 186L147 183H144L145 186H146V188H145V187H143L144 185H143V186L141 185V184H143V183L140 184V182L138 181V180H139L138 178L142 177V175H145V176H146L147 173H150V171H152V170L155 169L154 167H151V164H153V165L155 164V165L158 166V164H156L157 162L154 161V160H157V159H156L157 156L160 157L161 154H164V152L166 151V149H167V152H166V153H167L168 155H170V153H168V151L171 152V154H173V149H172V146H171V145H172L171 143H173V142H167V143H168V144H167L165 141H163V139L166 140L167 137H168V138H170V140H171V137L174 136V133L172 132V133H173L172 136H168V134H167V135L165 136V138H163V134H165V133H163V134H162ZM168 133L170 134L171 132H168ZM176 133H177V132H176ZM203 133H204V132H202V134H203ZM34 134H35V133H34ZM34 134H33V135H34ZM48 134H49V133H48ZM69 134H70V133H69ZM69 134H68V135H69ZM85 134L87 135V132H86ZM94 134H95V133H94ZM102 134H100V135H102ZM208 134H207V135H208ZM211 134H212V135H211ZM245 134H246V132H245ZM5 135H4V136H5ZM11 135H12V134H11ZM26 135H27V134H26ZM29 135H30V134H29ZM38 135H39V134H38ZM52 135H51V136H50V135H46V136H48V137H52ZM61 135H62V133H61ZM98 135H99V134H98ZM126 135H127V137L129 136L128 134H126ZM147 135H148V136H147ZM170 135H171V134H170ZM204 135H205V133H204ZM209 135H208V136H209ZM8 136H9V135H8ZM31 136H32V134H31ZM35 136H36V135H35ZM44 136H45V135H44ZM73 136H74V135L70 134V137L73 138ZM87 136H88V135H87ZM90 136H91V135H90ZM108 136H109V137H108ZM119 136H120V137H119ZM140 136H141V134H140ZM243 136L245 137V135H243ZM247 136H248V133H247ZM247 136H246V137H247ZM22 137L24 138V136H22ZM32 137H34V136H32ZM55 137L50 138V140H49V138H48V139H47L48 142H49V141L52 142L53 139H57V138H58L57 141H58V140H61V137H60V136H58V137H56V138H55ZM59 137H60V139H59ZM68 137H69V136H66V138H68ZM85 137H86V136H85ZM149 137H150V138H149ZM174 137H175V136H174ZM200 137H201V136H200ZM200 137H199V138H200ZM228 137L231 138L232 140H230V139L228 140ZM6 138H7V136H6ZM23 138H21V139H23ZM39 138H36V140H34V142H36V143L39 142V143L41 144V145H40V144L37 145V146H40V148L38 147L39 150H40V149H41V146H42V143H41V141H38V140H40ZM72 138H71V139H70V138L68 139V140H69V141H68L69 143H71V142H72L75 138H77V137L73 138V140H72ZM88 138H89V137H87L86 139H88ZM107 138H108L109 140H108ZM138 138H139V140H138ZM155 138H157V139L155 140ZM242 138H243V137H242ZM21 139H20V140H21ZM30 139H31V138H30ZM62 139H63V138H62ZM90 139L92 140L91 137H90ZM94 139H96V138H94ZM99 139H100V138H99ZM99 139H97V141H98ZM134 139H135V140H134ZM172 139L175 140L173 137H172ZM200 139H201V138H200ZM206 139L208 140L209 138L206 137ZM4 140H5V139H4ZM8 140H9V139H8ZM70 140H71V142H70ZM113 140H114V141H113ZM137 140H138V141H137ZM142 140H141V141H142ZM158 140H159V139H158ZM167 140H168V139H167ZM5 141H7V140H5ZM22 141H24V139H23ZM37 141H38V142H37ZM43 141H44V140H43ZM54 141H56V140H54ZM54 141H53V142H54ZM61 141H62V140H61ZM61 141H59V142L61 143ZM79 141H80V140H79ZM136 141H137V142H136ZM148 141H147V142H148ZM176 141H177V140H176ZM176 141H175V142H176ZM237 141H238V140H237ZM237 141H236V142H237ZM28 142H30V141H28ZM46 142H47V141H46ZM46 142H43L44 145H45V147H47L46 144H45ZM51 142H50V143H51ZM59 142H58V143H59ZM66 142H67V141H66ZM75 142L77 143L76 139H75ZM80 142H81V141H80ZM80 142L77 143L78 146L81 145L82 142H81V143H80ZM86 142H87V140H86ZM89 142H90V141H89ZM175 142H174V143H175ZM200 142H199V143H200ZM234 142H235V141H234ZM26 143H27V142H26ZM31 143H32V142H31ZM36 143H32V146L35 147L34 144H36ZM56 143H57V142H56ZM69 143H68V144H69ZM79 143H80V144H79ZM136 143H137V145H136ZM17 144H18V143H17ZM23 144H24V143H23ZM23 144H22V145H23ZM29 144H30V143H29ZM29 144H28V146H29ZM52 144H53V143H52ZM52 144H48V148H47V149H49L50 145L52 146ZM72 144H73V143H72ZM83 144H84L83 146H85V147H89V145H88L89 143H88L87 145H86V143H83ZM175 144H176V143H175ZM205 144H206V145H205ZM247 144L249 145V143H247ZM6 145H7V143H6ZM8 145L10 146L9 143H8ZM13 145H14V144H13ZM44 145H43V146H44ZM93 145H94V143H93V144H92V143L90 144L91 147H95V146H96V145H94V146H93ZM134 145H135V147H134ZM167 145H170L171 148H169V146L166 148ZM199 145H200V144H199ZM231 145H230V146H231ZM239 145H240V144H239ZM16 146H17V145H16ZM18 146H19V145H18ZM20 146H21V145H20ZM20 146H19V147H20ZM23 146H25V145H23ZM23 146H22V147H23ZM43 146H42V147H43ZM76 146H77V145H76ZM148 146L153 148V149L151 148L152 151H156V150H157V152L160 153V155H156L155 152H152L151 150H149ZM235 146H237V145L235 144ZM240 146H241V145H240ZM240 146H238V147H239V148H238L239 151H240V149H241ZM243 146H244V145H243ZM45 147H44V150L42 149V151H45V153H47V149H46ZM73 147H74V146H73ZM85 147H84V148H85ZM133 147H134V149H132ZM146 147H147V148H146ZM160 147H161V148H160ZM199 147H200V146H199ZM199 147H198V148H199ZM12 148H13V146H12ZM15 148H17V147H15ZM20 148H21V147H20ZM20 148H19V149H20ZM36 148H37V147H36ZM38 148H37V149H38ZM50 148H53V147H50ZM78 148H79V147H78ZM81 148L84 149L82 146H81ZM81 148H80V149H81ZM162 148H164V149H162ZM168 148H169V149H172V150H168ZM228 148H229V147H228ZM234 148L236 149V147H233V149H234ZM246 148H247V147H246ZM22 149H23V148H22ZM25 149H26V148H25ZM76 149H77V148H76ZM82 149H81V150H82ZM85 149H86V148H85ZM87 149H88V148H87ZM95 149H96V147H95ZM98 149H97V150H98ZM138 149H139V150H138ZM231 149H232V147H231ZM16 150L18 151V149H16ZM39 150H37V151L39 152ZM51 150H52V149H51ZM53 150H54V149H53ZM93 150H94V148H93ZM174 150H175V149H174ZM178 150H179V149H178ZM180 150H181V149H180ZM20 151H21V149H20ZM37 151H36V152H37ZM55 151H56V150H55ZM72 151H73V149H72ZM75 151H76V150H75ZM203 151H205V150H203ZM232 151H234V150H232ZM237 151H238V150H236V153H235V154H236V157L239 155ZM11 152H13V151H11ZM14 152H15V151H14ZM40 152H41V151H40ZM40 152H39V153H40ZM161 152H163V153H161ZM174 152H175V151H174ZM182 152H183V151H182ZM234 152H235V151H234ZM6 153H7V151H6ZM101 153H102V152H101ZM166 153H165L164 155H167ZM202 153H203V152H202ZM229 153H228V151L226 152L227 155H228ZM7 154L9 155V153H7ZM11 154H13V153H11ZM15 154H16V153H15ZM18 154H19V151L17 152V155H16V156H18ZM36 154H37V153H36ZM43 154H44V153H43ZM76 154H79V156L76 155ZM99 154H98V156H99ZM102 154H103V153H102ZM175 154H176V152H175ZM240 154H241V153H240ZM254 154H255V153H254ZM1 155L3 156V154H1ZM37 155H38V154H37ZM51 155H52V154H51ZM71 155H72V154H71ZM75 155H76L77 157H79V158H81V157L83 156L82 153H81V151H80V153H75ZM75 155H74V156H75ZM168 155H167V160H166V156H161L160 158H158V159H161V160H158V163L162 162V161H163V158L165 157V158H164L165 160H164L162 163H163V164L166 163V165L168 164V168H169V166L172 164V163L169 162V161H170L169 159H170V157H171V159H172L173 157H172V156H168ZM176 155H177V154H176ZM220 155H221V157H220ZM249 155H250V154H249ZM252 155H253V154H252ZM5 156H6V154H5ZM19 156H20V154H19ZM42 156H43V155H42ZM42 156L40 157V159L43 158ZM45 156H46V155H45ZM45 156H44V158H47V157H45ZM55 156H56V155H55ZM72 156H73V155H72ZM72 156H71V158H72ZM155 156H156V157H155ZM182 156H183V154H182ZM202 156H205V155H202ZM228 156H229V155H228ZM234 156H235V155H234ZM241 156H244V154L241 155ZM241 156H239L238 159H237L236 157H232V156L230 157V156H229V157H230L229 160H231V163L233 164V167H234V166H237V165H240V167H239V166L235 167V168H238V167H239L240 170H241V165H242V162H243V161H242V158H241V162L239 161V162H240V164H239L238 160L240 159ZM11 157H12V156H11ZM94 157H96V158H94ZM154 157H155V158H154ZM168 157H169V159H168ZM177 157H178V155H177ZM177 157H176V161L178 160ZM247 157H248V156H247ZM250 157H251V156H250ZM8 158H9V157H8ZM53 158H54V156H53ZM58 158H59V157H58ZM75 158H76V157H74V160H75ZM181 158L184 159V157H181ZM205 158H206V157H205ZM225 158L228 159L227 156H225ZM5 159H6V157H5ZM26 159H27V160H25V161H23L24 159L22 160V161L25 162V163L23 164L24 166L22 165V166H23L22 168H21V166H20L21 169H23L25 166H28V165L32 164L31 162H35V159H33V158L31 159L32 161H31V160H28V159H30L28 156H27ZM56 159H57V157H56ZM69 159H70V158H69ZM72 159H73V158H72ZM153 159H154V160H153ZM203 159H204V158H203ZM223 159H224V158H223ZM223 159H222V160H223ZM33 160H34V161H33ZM46 160H47V159H46ZM53 160H54V159H53ZM152 160H153V163H151ZM168 160H169V161H168ZM201 160H202V159H201ZM204 160H205V159H204ZM245 160H250V159H246V158H245ZM40 161H41V160H40ZM72 161H73V160H72ZM72 161H71V159H70V161H69V160H67V161H65V162L63 161L62 163H63V165H64V163H65L64 167H65V166L67 167L66 164H67V162H68V164H69L68 167H69V166L71 167L72 164H70V162H72ZM159 161H160V162H159ZM167 161H168L170 164L167 163ZM6 162L8 163L9 160H8V161H3V162H1V163H6ZM57 162H59V160H58ZM74 162H75V161H74ZM122 162H124V163H125V162L128 163V164H125V166L127 167V168L125 167V169H126L128 172L131 171V172H129L130 174L127 173L126 171H124L123 168H120ZM154 162H156V163H154ZM227 162H228V161H227ZM244 162H245V161H244ZM36 163H37V162H36ZM41 163H42V162H41ZM43 163H45V161H44ZM43 163H42V164H43ZM52 163H53V162H52ZM78 163H79V164H78ZM94 163H96V164H94ZM150 163H151V164H150ZM181 163H183V162H181ZM184 163H185V162H184ZM206 163H205V164H206ZM11 164H12V163H10V165H11ZM20 164H21V163H20ZM37 164H39V163H37ZM55 164H56V163H55ZM77 164H78V165H77ZM129 164H130V165H129ZM163 164H162V165H163ZM186 164H187V163H186ZM219 164H220V162H219ZM224 164H225V163H224ZM243 164H244V163H243ZM247 164H248V163H247ZM247 164H246V165H247ZM74 165H72V166H74ZM172 165H173V164H172ZM180 165H181V164H180ZM180 165H179V166H180ZM206 165H207V164H206ZM228 165L230 166V164H228ZM249 165H250V163H249ZM251 165H252V164H251ZM30 166H31V165H30ZM123 166H124V164H123ZM160 166H161V164H160ZM179 166H178V167H179ZM182 166H185V165H182ZM182 166H181V167H182ZM187 166H188V165H187ZM187 166H185V167H187ZM203 166L205 167V165H203ZM224 166H225V165H224ZM252 166H253V165H252ZM66 167H65V168H66ZM68 167H67V169H69ZM128 167H129V169H128ZM150 167L153 168V169H151ZM166 167H167V166H166ZM172 167H173V166H172ZM176 167H177V166H176ZM176 167H175V169H176ZM206 167H207V171H208V170L210 171V169H208L209 166H206ZM214 167H215V166H214ZM218 167H219V166H218ZM243 167H244V165H243ZM245 167H247V166H245ZM245 167H244V168H245ZM26 168H27V167H26ZM40 168H41V167H40ZM40 168H39V171H40ZM46 168H49L48 170H50V168H52V166H50V167L48 166V167H46ZM119 168L122 170V173L120 172V169H119ZM158 168H159V167H158ZM168 168H167V169H168ZM199 168H200V167H199ZM235 168H234V169H235ZM247 168H248V167H247ZM28 169H29V167H28ZM67 169H66V170H67ZM118 169H119V170H118ZM167 169H166V170H167ZM205 169H206V168H205ZM205 169H201V170L199 169V170H196V171H200V173H203V172H205ZM215 169H216V168H215ZM218 169H219V168H218ZM226 169H227V168H226ZM242 169H243V168H242ZM0 170H1V168H0ZM41 170H42V169H41ZM43 170H44V172H45V170H46V175H45V173L43 172ZM43 170L40 171V173H42V172L44 173V175H43V174H40L41 177H43V179H42V181H41L42 183L44 182L43 184L40 182V179H39V178H38V179H39V182H38V180H35L33 177H28L29 179H30V178L34 179V180H32V185L30 184L32 187L29 188V187H27L28 185H25V184H29V183L31 182L30 180H25V181H29L28 183H25V181L22 180V182L24 181V183L21 182L22 184H20V185L18 184L20 187H18V185L16 186V188L18 187V188L20 189L17 193H19V195L21 194V195H20V196L22 197V199H21L22 201H21V202H26L27 200H29V202L32 203V206H33V205H34V206L36 205L37 207L39 206V207L41 208V206L43 205V202H41V201L45 200V198H46V193H44L45 190H48V189L50 190V188H48V187H50V184H51L50 182L53 183V181H54V177L58 176V173L56 172V169L53 170V171L56 172L57 175H55V176L52 178V181H51V180H50L51 177H52L51 175H54V173H52V174L50 175L51 170L47 172V169H44V166H43ZM64 170H65V169H64ZM157 170L159 171L160 169H157ZM202 170H203V171H202ZM223 170H225V168H223ZM223 170H222V171H223ZM240 170H239V172H240ZM26 171H27V170H26ZM69 171H70V170H69ZM69 171H68V172H69ZM72 171H74V170H72ZM94 171H95V172H94ZM115 171H116V173H113V175H112L111 173H112V172H115ZM118 171H119V172H118ZM158 171H157V172H158ZM187 171H188V172H187ZM213 171H214V170H213ZM12 172H13V171H12ZM16 172H17V170H16ZM16 172H15V173L13 172V173L11 174V177L13 178V180H12V179L10 180L11 177H9V180H10L11 182H15V180L18 181V178H19V177H18V174H17L18 172H17V173H16ZM20 172H22V171H20ZM66 172H67V171H66ZM75 172H76V171H75ZM75 172H74V173H75ZM110 172H111V173H110ZM117 172L120 173L119 176H117V175H118ZM124 172L127 173L128 176H127V174H125ZM132 172L134 173V175H133V176H129V175H132ZM152 172H153V171H152ZM190 172H191V173H190ZM194 172H195V171H194ZM224 172H225V171H224ZM224 172H223V173H224ZM232 172H234V171L232 170ZM239 172H238V174H239ZM245 172H247V169L244 170V173H245ZM10 173H11V172H10ZM48 173H49V175H50L51 177H50V176H47ZM63 173H65V172L63 171ZM173 173H174V172H173ZM177 173H178V174H177ZM189 173H190V174H189ZM195 173L198 174V172H195ZM209 173H210V172H209ZM209 173H207V174H208V177H209V175H210ZM219 173H220V169H219ZM221 173H222V172H221ZM240 173H241V172H240ZM242 173H243V172H242ZM244 173H243V176H244ZM65 174H66V173H65ZM67 174H68V173H67ZM70 174H71V173H70ZM77 174H78V173H77ZM77 174H75V175L77 176ZM79 174H80V173H79ZM79 174H78V175H79ZM82 174H83V173H82ZM84 174H87V173L84 172ZM84 174H83V175H84ZM94 174H95V175H94ZM116 174H117V175H116ZM122 174H123V175H122ZM140 174H141V175H140ZM152 174H153V173H152ZM152 174H151V176H152V178H153L155 174H154V175H152ZM159 174H160V173H159ZM212 174L214 175L215 173H212ZM212 174L210 175L211 178H208V180H210V183H209V184H213V185L215 184V187L217 186V187L214 188V189H217L218 187H220V188L222 187V190H221V191H223V188L225 189L224 191H226L227 188H228V190H229V186H228V185H229L230 183H228V182H229V181H232V179H234L235 176L233 177L232 175H230V174H228V173H227V174L230 175V176H228V177H226V176L223 177V174H221V175H222L221 177H219V176H217V175L213 176ZM225 174H226V173H225ZM227 174H226V175H227ZM235 174H236V172H235ZM0 175H2V174L0 173ZM8 175H9V173H8ZM8 175L6 176V178L8 177ZM21 175H22V176H21ZM21 175H19V176H21L22 179H23V172L21 173ZM61 175H62V174H61ZM75 175H74V176H75ZM110 175H111V176H110ZM136 175H139L140 177L137 178ZM239 175H240V174H239ZM239 175H238V177H239V179H241ZM248 175H249V174H248ZM30 176H31V175H30ZM44 176H45V177H44ZM74 176H73V174H72V178H74ZM81 176H82V175H81ZM81 176H80V177H81ZM85 176H86V178L88 177L87 175H84V178H85ZM108 176H110V177H108ZM116 176L118 177L117 180H116V178H115ZM195 176H197V175H195ZM199 176H200V175H199ZM199 176H198V177H199ZM231 176H232V179H231ZM236 176H237V175H236ZM241 176H242V175H241ZM258 176H259V175H258ZM48 177H49L50 179H49ZM66 177H67V176H66ZM78 177H79V176H78ZM94 177H93V178H94ZM104 177H105V178L108 177V178L105 179ZM124 177H125V176H123V179H124L123 181H124V182H127L126 178H124ZM135 177H136V179H135ZM158 177H160V176H158ZM198 177H197V178H198ZM225 177H226V178H225ZM229 177H230V178H229ZM1 178H2V177H1ZM6 178H5L4 181H6ZM24 178H25V176H24ZM28 178H27V179H28ZM58 178H59V177H58ZM58 178H57V179H58ZM60 178H61V177H60ZM72 178L70 177V179H72ZM88 178H89V177H88ZM103 178H104V179H103ZM132 178H133V179H132ZM143 178H144V177H143ZM150 178H151V177H150ZM197 178H196V179H197ZM200 178H201V177H199V179H197V180L199 181ZM206 178H207V177H206ZM206 178H205V179H206ZM227 178H229V179H228V182H225ZM2 179H4V178H2ZM63 179H65V178H63ZM63 179L61 178V180H63ZM66 179H67V178H66ZM70 179H68V181H69ZM74 179H75V178H74ZM78 179H79V178H78ZM80 179H81V178H80ZM102 179H103V180H102ZM119 179H121V180L119 181ZM156 179H157V178H156ZM55 180H56V179H55ZM61 180L58 179V180H56L55 183L59 185V183L61 182ZM94 180H95V179H94ZM159 180H161V179H159ZM186 180H187V181H186ZM194 180H195V179H194ZM206 180H207V179H206ZM237 180H238V179H237ZM7 181H8V180H7ZM34 181H35V182H34ZM57 181H59V182L57 183ZM134 181H133V182H134ZM166 181H169V182H168L169 184H168V183L165 184ZM191 181H192V179H190V182H191ZM198 181H197V183H198ZM8 182H9V181H8ZM37 182L39 183V185H37ZM63 182H65V181H63ZM69 182H71V181H69ZM76 182H77V181H75V183H76ZM163 182H164V183H163ZM205 182H206V181H205ZM234 182L237 183L236 179L233 180V183H234ZM19 183H20V182H19ZM109 183H110V181H109ZM138 183H139L140 186H142V187L144 188L143 191H145V192H143V191H141V192L138 191V192H137V188L139 187V186H137ZM195 183H196V182H195ZM195 183L193 182V186H194V185L196 186L197 183H196V184H195ZM225 183H226V184H225ZM3 184H4V182H3ZM10 184H11V183H10ZM10 184H7V185L9 186ZM41 184H42V185H41ZM48 184H49V185H48ZM56 184L53 183L54 186L52 185V187H56V186H55ZM60 184H61V183H60ZM62 184H63V183H62ZM107 184H108V183H107ZM107 184H106V185H107ZM116 184H114V185H116ZM124 184H125V183H124ZM129 184H131V187L134 189V191H133L132 189H130L131 187H130ZM146 184H147V185H146ZM163 184H165L164 187H163ZM167 184H168V185H167ZM188 184H189V183H188ZM207 184H208V183H207ZM207 184H206V185H207ZM224 184H225V186L223 187ZM241 184H243V183L241 182ZM14 185H16V184H14ZM14 185L12 184L11 186L14 187ZM30 185H29V186H30ZM58 185H57V186H58ZM70 185H71V184H70ZM96 185L98 186V184H96ZM111 185H109V186H111ZM127 185H128V186H127ZM132 185H133V186H132ZM183 185H184V186H183ZM197 185H198V184H197ZM226 185H227L228 187H226ZM47 186H48V187H47ZM59 186H60V188H61V186H63V185H59ZM73 186H74V187H73ZM73 186H71V189H70V190L72 191V190L74 189V191H76V190H77V189H76L77 186H75V184H73ZM161 186H162V187H161ZM188 186H189V190H190V189H191V190H192V189L195 190L194 187H193L191 184L188 185ZM190 186H191V187H190ZM230 186H231V184H230ZM236 186H237V185H236ZM259 186H260V185H259ZM259 186H258V187H259ZM9 187H10V186H9ZM52 187H51V188H52ZM64 187H66V185L63 186L62 190L64 189ZM95 187H96V186H95ZM95 187H94V188H95ZM112 187H113V185H112ZM117 187H115V189H114L115 192H116V188H117ZM127 187H128V188L130 187V188L128 189ZM210 187H211V186H210ZM244 187H245V186H244ZM1 188H2V187H1ZM7 188H8V187H7ZM10 188H11V187H10ZM10 188H9V190L7 189L8 191H4V192H6V193L9 192V193H7V194L5 195V198H8V195L11 196V194L13 195V194L15 193V192L13 191L14 193H11V194H10V192L12 191V190H10ZM16 188H13V190L16 189ZM31 188H32V190H31ZM69 188H70V187H69ZM69 188H68V189H69ZM105 188H106V187H105ZM107 188H108V186H107ZM110 188H111V187H110ZM185 188H186V186H185ZM211 188H212V187H211ZM232 188H233V187H232ZM235 188H237V187H235ZM263 188H264V187H263ZM75 189H76V190H75ZM79 189H80V188H79ZM122 189H123V190H122ZM127 189H128V190H127ZM182 189H183V191H181ZM17 190H18V189H16V191H17ZM49 190H48V191H49ZM62 190H60V192H61ZM87 190H88V189H87ZM141 190H142V189H141ZM150 190H151V191H150ZM153 190H154V191H153ZM193 190H192V191H193ZM242 190H244L243 187H242ZM262 190H264V189H262ZM2 191H3V190H2ZM90 191H91V190H90ZM92 191H94V190H92ZM135 191H136V192H135ZM146 191H147V192H146ZM187 191H188V190H187ZM204 191H205V189H204ZM221 191H220V192H221ZM239 191L241 192L240 189H239ZM258 191H259V190H258ZM46 192H47V191H46ZM58 192H59V191H58ZM64 192H65V191H64ZM94 192H95V191H94ZM100 192H101V190H100ZM103 192H104L105 194H103ZM133 192L136 193V194L132 197V195L134 194ZM185 192H186V191H185ZM216 192H217V191H216ZM226 192H227V191H226ZM226 192H225V193H226ZM236 192H237V189H236V191L234 192V193L236 194V195H234V196H236V199H237L238 201L235 200V199H234V201H235L236 205L238 206V205H239L238 203H239V201H241L242 197L239 196L240 194H239L238 197H237V193H236ZM48 193H49V192H47V194H48ZM74 193H75V192H74ZM78 193H79V192H78ZM95 193H96V192H95ZM118 193H117V194H118ZM163 193H161V194H163ZM165 193H166V194H165ZM167 193H168V194H167ZM193 193H194V191H193ZM214 193H215V192H214ZM238 193H239V192H238ZM0 194H1V193H0ZM56 194H57V192H56ZM62 194H65V193H62ZM70 194H72V192H70V191L68 190V191H67V195H66V196L63 195V196H65V198H66L67 200H69L70 202H74L73 199H75V197H74V198L72 197L74 194H72V195H70ZM75 194H76V193H75ZM83 194H84V193H83ZM86 194H87V192H86ZM86 194H85V195H86ZM182 194L184 195V193H182ZM186 194H187V192H186ZM186 194H185V195H186ZM215 194H216V193H215ZM219 194H220V193H219ZM243 194H244V193H243ZM3 195H4V194H3ZM3 195H2V197H3ZM15 195H16V194H15ZM48 195H49V194H48ZM78 195H79V194H78ZM78 195H77V196H78ZM87 195H88V194H87ZM87 195H86V196H87ZM90 195L93 196V195L91 194V192H90ZM90 195H88V196H90ZM99 195H100V194H99ZM99 195H98V196H99ZM166 195H167V197H166ZM179 195H180L181 197H180ZM224 195H225V194H224ZM257 195H258V197H259V196H262V195L264 196L263 192H262V195H261V194H260V195H259V194H255V196H257ZM53 196H54V195L52 194V198H53ZM56 196H57V195H56ZM77 196H76V197H77ZM91 196H90V197H91ZM109 196H110V197H109ZM164 196H165L166 199H164ZM178 196H179V197H178ZM186 196H187V195H186ZM196 196H198V195H196ZM220 196H221V195H220ZM227 196H229V195L227 194ZM227 196H223V197H227ZM245 196H246V195H245ZM252 196H253V195H252ZM263 196H262V197H263ZM12 197H13V196H12ZM47 197H48V196H47ZM49 197H50V196H49ZM107 197H105V198H106V200L110 203V201L107 199ZM118 197H119V199H118ZM142 197H143V196H142ZM203 197H204V196H203ZM230 197H231V196H230ZM232 197H233V196H232ZM232 197H231V200H230V201L228 200L229 197H227V198H226V199H227V203H226V201H225L226 204L223 203V204L226 205V207H225V205L222 206V207L227 208V206H229V208L231 209V206H232V205L230 206L229 203H228V201H229V202L232 201V204H233L234 201L232 200V199H233ZM243 197H244V196H243ZM258 197H257V198H256V197L254 198V197L249 196L248 198L246 197L247 200H246V199H245V200L247 201L248 205H250V204H251V205L254 204L255 199H256L257 202L260 201V204H261V205H264V200H263V201L260 200V199H262V197H261L260 199H259ZM5 198H4V197H3V198L0 197V201H2V199L5 200L6 205H7V204H10L9 202H7L8 199H9V200L14 199V198H11V197H10V198H8L7 201H6ZM61 198H62V197H61ZM61 198H60V200H61ZM65 198H63V200H65ZM83 198H84V197H83ZM83 198H82V199H83ZM88 198H89V197H88ZM92 198H93V197L90 198L91 201L93 200ZM101 198H102V197H101ZM101 198H100V199H101ZM144 198H143V199H144ZM200 198H201V197H200ZM234 198H235V197H234ZM238 198H239V199H238ZM249 198H251V200L254 199V201H253V202H250L251 200L249 201V200H248ZM252 198H253V199H252ZM23 199H24V200H23ZM49 199H50V198H49ZM82 199H81V200H82ZM84 199H87V198H84ZM111 199H114V200H113L114 202H113ZM145 199H144V201H145ZM263 199H264V197H263ZM47 200H48V199H47ZM47 200H45V201L48 202ZM87 200H89V199H87ZM102 200H105L104 197H103ZM102 200H100V202H101ZM106 200H105V202L103 201L104 204L107 202ZM164 200H165V201H164ZM258 200H259V201H258ZM84 201H85V200H83V204H84V203L87 204V202H84ZM162 201H164L165 203L168 202V205H169V206L163 208V206H165L167 203H166L165 205H163V204H162ZM197 201H199V202H197ZM246 201L244 202V201L242 200V202H244V203H246ZM248 201H249V202H248ZM61 202H62V201H61ZM61 202H60L59 204H61ZM67 202H68V201H67ZM75 202H76V200H75ZM93 202H94V200H93ZM93 202H92V203H93ZM146 202H145V203H146ZM242 202H241L240 204H243ZM262 202H263V204H262ZM44 203H45V202H44ZM49 203H50V202H49ZM53 203H54V202H53ZM101 203H102V202H101ZM109 203H108V205H111V204H109ZM117 203H116V204H117ZM119 203H118V204H119ZM122 203H120V204H122ZM125 203H126V204H125ZM145 203H143V201H142V204H143V205H144ZM217 203H218L219 205H218ZM235 203H234L233 205H234L235 207H237V206L235 205ZM247 203H246V204H247ZM24 204H27V203H22V207H23ZM40 204H41V205H40ZM54 204H55V203H54ZM77 204H78V203H77ZM83 204H80V206L83 207ZM116 204H114V205H116ZM118 204H117V205H118ZM127 204H128V205H127ZM142 204H141V205H142ZM213 204H214V205H213ZM215 204H216V205H215ZM223 204H222V205H223ZM227 204H228V205H227ZM0 205H1V204H0ZM13 205H14V204H13ZM28 205H29V204H28ZM28 205H26V206L28 207ZM56 205H57V204H56ZM56 205H55V206H56ZM64 205H65V204H64ZM70 205H72V204H70ZM75 205H76V203L73 204V206H75ZM78 205H79V204H78ZM84 205H85V204H84ZM89 205H91V204H89ZM133 205H134V204H133ZM133 205H132V206H133ZM162 205H163V206H162ZM210 205H211V206H210ZM258 205H259V204L256 203V207H255V205H253V206H251V208H252V207H253V208L255 207L254 209L256 210V208H257ZM261 205L258 206V210H259L260 208H263V207H261ZM2 206H3V205H2ZM34 206H33V207H34ZM45 206H46V205L44 204V207H45ZM55 206H52V207L50 208V210H51L53 207H55ZM76 206H77V205H76ZM92 206H93V205H92ZM105 206H106V205H105ZM132 206L130 205L129 207H132ZM166 206H167V205H166ZM243 206H244V205H243ZM5 207H7V210L9 209V208H8L9 205H8V206H5ZM44 207H42V208L44 209ZM62 207H64V206H62ZM62 207H60V208H62ZM87 207H88V206H87ZM87 207L84 206V207L82 208V210H81L82 212H81L80 210L77 211L78 209H77V210H74V211L71 210L72 212H71L69 215H66V214L64 213L65 215H63V217L65 216L66 218L70 219V218H73V217H75V216H78V217H80V219H81L82 217H84V215L86 216V214H87V215L89 214V211L87 210V209H88ZM119 207H120V206H119ZM152 207H153V210H152ZM158 207H159V209H157ZM174 207H175V208L177 207V209L175 210ZM220 207H221V206H220ZM220 207H219L218 211L220 210ZM222 207H221V208H222ZM239 207H240V205H239ZM16 208H17V207H16ZM45 208H46V207H45ZM55 208H57V207H55ZM55 208H54V210H55ZM64 208H65V207H64ZM75 208H76V207H75ZM75 208H74V209H75ZM77 208H78V207H77ZM85 208H86V209H85ZM90 208L92 209L91 206H89V209H90ZM104 208H105L104 206H103V208H100L99 210H100V211L102 210L101 213L99 212V213H96V214H99V215L102 214L101 216H103V214H105V216H110L109 214L106 215V212H103V211L105 210ZM132 208H133V207H132ZM192 208H194V210H193ZM229 208H228V209H225V210L228 211ZM242 208H243V207H242ZM251 208L249 207L248 209H246V210H245V213H242V212H244V210H242V211H241L242 214H240V211L238 210L237 213L234 214V210H233L234 207H232V210H233V214H234V216L230 213V210L228 211L229 213H228V212L226 213V215H227V214H230V215H227V217H226V218H227V219H226V220H227V221H226V222H227L226 225H227V224L229 225V226H227L228 229H230V228L232 227L231 229H232V230L234 231V233H235V232H236L235 230H237V229H239V232H241L240 230H242L243 228H247L248 225H247L246 223L248 222V220H249V223H250V224H251V222H252V219H251V218H252L253 216H250V214L253 215L254 212H257V214H259V212L261 213V211H258V210L254 211L253 208H252V210H253L254 212H253V213H252V212H249L248 210L251 209ZM12 209H13V208H12ZM21 209H22V208H21ZM34 209H35V208H34ZM34 209H33V210H34ZM36 209H37V208H36ZM79 209H80V207H79ZM83 209H85L88 213L85 212V211H83ZM118 209H119V208H118ZM150 209H151V211H150ZM190 209H191V210H190ZM239 209H240V208H239ZM7 210H6V209H5V210L3 209V212L6 211L7 213H9V211H7ZM10 210H11V209H10ZM15 210H16V209H14V211H15ZM44 210H46V209H44ZM99 210H98V211H99ZM133 210H134V209H133ZM146 210H145V211H146ZM187 210H188V211H187ZM209 210H210V209H209ZM209 210H208V211H209ZM221 210H222V209H221ZM223 210H224V209H223ZM252 210H251V211H252ZM37 211H39V210H37ZM51 211H53V210H51ZM66 211H67V210H66ZM90 211H91V210H90ZM119 211H120V209H119ZM134 211H135V210H134ZM189 211H190V212H189ZM194 211H196V212L194 213V215H193V214H192V215H189V213H193ZM218 211H217V212H218ZM247 211H248V213H247ZM12 212H13V211H12ZM49 212H50V211H49ZM49 212H48L47 215L45 214L46 218L43 217V219H49V218H50L49 220H52V219H53V218L51 219L52 216H51V217L48 216V215H49ZM83 212H84V214H83ZM92 212H94V211L92 210L91 213H92ZM149 212H148V213H149ZM225 212H226V211H225ZM238 212H239V213H238ZM45 213H46V211H45ZM53 213H54V212H53ZM85 213H86V214H85ZM118 213H119V212H116V215H117ZM141 213H139V214H141ZM202 213H204V211H203ZM215 213H216V212H215ZM219 213H220V212H219ZM3 214H4V213H3ZM3 214H2V215H3ZM51 214H52V213H50V215H51ZM59 214H60V213H59ZM93 214H94V213H93ZM119 214L122 215L121 213H119ZM119 214H118V215H119ZM136 214H137V213H136ZM139 214H138V215H139ZM142 214H141V215H142ZM248 214H249V215H248ZM6 215H7V214H6ZM52 215H53V214H52ZM61 215H62V214H61ZM61 215H60V217H61ZM113 215H114V214H113ZM118 215L116 216L117 218H116L115 216H111L112 218L115 217V218H116V221L114 222V221L112 220V222H114V223H113L112 225L110 224V228H108V227L106 228L105 225H104L103 223L100 224L101 226L104 227L103 231L106 230V232L109 234V235H107L106 232H105V234L103 233V234L105 235V237H106V235H107V237H111V238L113 237V238H112V240H113L112 242L118 240L117 243H118V242H121V240L119 239V237H116V236H117L118 233H121L122 226H123L124 223H125V221L123 222V220H124L123 217H122V218H121V217L118 218ZM199 215H202V214L200 213ZM204 215H205V213H204ZM226 215H224V217H225ZM237 215H238L239 217H238ZM240 215H242V216H240ZM263 215H264V214H263ZM4 216H5V215H4ZM24 216H25V215H24ZM24 216H22V219H23V220L27 218V217L24 218ZM47 216H48L49 218H48ZM53 216H54V215H53ZM92 216H93V215H92ZM94 216H95V215H94ZM105 216H103V219H104ZM215 216H217V217L220 216V218H222V219H221L222 221L225 219L224 217H222V216H223L222 214L218 215V213H216ZM236 216H237V217H236ZM249 216H250L251 218H249ZM256 216H257V215H256ZM256 216H255V217H256ZM259 216H260V215H259ZM7 217H8V215H7ZM7 217H5V218H7ZM31 217H32V216H31ZM54 217H55V216H54ZM58 217H59V216H58ZM141 217H142V216H141ZM235 217H236V218H235ZM246 217H247L248 220L246 219ZM0 218H2V217H0ZM3 218H4V217H3ZM35 218H36V217H35ZM66 218H63V219H66ZM85 218H87V220H88V217H87V216H86ZM89 218H90V214H89ZM91 218H92V222H93V217H91ZM91 218H90V219H91ZM97 218H99V216H97ZM101 218H102V217H101ZM109 218H110V217H109ZM109 218H108V219H109ZM215 218H216V217H215ZM220 218H217V221H218ZM237 218L240 219L241 223H239V222H240L239 220L237 221ZM243 218H244V220H241V219H243ZM8 219H9V218H8ZM29 219H30V218H29ZM78 219H79V218H78ZM83 219H84V218H83ZM83 219H82V220H83ZM113 219H114V218H113ZM118 219H119V220H118ZM185 219H187V220H185ZM3 220H4V219H3ZM3 220H2V221H3ZM20 220H21V219H19L18 221H20ZM34 220H35V219H32V222H33ZM37 220H40V218L38 219V217H37L36 221H37ZM49 220H48V221H49ZM54 220L56 221V219H54ZM60 220H61V219L58 218L57 223H60V222H59ZM72 220H73V219H72ZM72 220L70 219V221H72ZM84 220H85V222H84V223H85V224H84L85 226L83 225L84 227L89 226V224L91 225V223H92L91 220H90V222H89V220H88V221H87L86 219H84ZM121 220H122V221H121ZM149 220H150V219H149ZM149 220H148V225H149ZM158 220H159V221H158ZM250 220H251V222H250ZM256 220H257V219H256ZM259 220H260V219H259ZM6 221H8V220H6ZM6 221H3V223L1 222V224H0V229H1V231H0V233H1V235H0V240H2V241H3V239H4V241H6V240H7V237H8V234H7V233H8V232H7V227H9L8 225H10V224L6 223ZM36 221H34V222H36ZM94 221H95V220H94ZM108 221H109V220H108ZM160 221H161V224H160ZM190 221H191V220H190ZM198 221H199V220H198ZM217 221H214V224H213V221H212V223H209V225H206V227H209L208 230H209V229H210V230L208 231V230H206V228H205L206 232L204 231V233H205V235H207V236H206V237L203 236L204 234H203L202 236L205 237V238H208V235H209V237L211 236V237H213V239H218V240H219V241H217L218 244L221 243V241H223L221 244H219V245L223 246L222 244H224V242H225V244H227V243H226L227 240H224L223 238H221V240H220L219 238L221 237V236H220V234H221V232H222L221 230L226 231L227 229L225 230V228H227V227H225L226 225H225V226L223 225V224H225V221H224L223 224H221V223H222V221H221V223H220L221 225L218 224ZM242 221H243L246 225H245L244 223H242ZM257 221H258V220H257ZM263 221H264V220L262 219V222H263ZM4 222H5V223H4ZM15 222H17V221L15 220ZM21 222H22V221H21ZM28 222H29V221H28ZM37 222H38V221H37ZM37 222H36V223H37ZM39 222H40V221H39ZM49 222H50V221H49ZM49 222H48V223H49ZM66 222H67V220H66ZM72 222H74V221H72ZM80 222H81V221H79V223H80ZM135 222H136V221H134V224H135ZM150 222H154V221L151 220ZM210 222H211V221H210ZM216 222H217V223H216ZM219 222H220V220H219ZM237 222H238L239 224H238ZM260 222H261V221H260ZM36 223H35V224H36ZM45 223H46V221H45ZM53 223H54V222H53ZM70 223H71V222H70ZM107 223H108V222H107ZM136 223H137V222H136ZM143 223H144V222H143ZM215 223H216V226H214ZM235 223H236V225H237V226H236V229H234V228H235V227H234V224H235ZM249 223H248V224H249ZM6 224H7V225H6ZM38 224H40V223H38ZM50 224H51V223H50ZM55 224H56V222H55ZM62 224H63V223H62ZM80 224H81V223H80ZM138 224H139V223H138ZM138 224H137V225H138ZM145 224H147V223L145 222ZM150 224H151V223H150ZM194 224H195V222H194ZM198 224H199V223H198ZM240 224H241V225H240ZM243 224H244V226H243ZM253 224H254V222H253ZM253 224H252V225H253ZM259 224H260V223H259ZM262 224H263V223H262ZM42 225H44V224H41L40 226H42ZM46 225H47V223L45 224V226H46ZM53 225H54V224H53ZM64 225H65V224H64ZM71 225H72V224H71ZM73 225H74V224H73ZM98 225H99V224H98ZM100 225H99V226H100ZM142 225H144V224H141V223H140L139 226H142ZM181 225H182V224H180V226H181ZM211 225H213V226H211ZM217 225H219V227H218ZM230 225H231V227H230ZM232 225H233V226H232ZM256 225H257V224H256ZM263 225H264V224H263ZM10 226H11V225H10ZM29 226H32V225L29 224ZM33 226H34V225H33ZM54 226H55V225H54ZM57 226H58V225H57ZM60 226H61V224H60ZM77 226H78V227H77L78 229H79V226H80V229H81V227H82L81 225H77ZM94 226H95V225H94ZM185 226H186V224H185ZM187 226H188V225H187ZM223 226H224V227H223ZM239 226H240V227H239ZM261 226H262V225H261ZM261 226L259 225V227H261ZM11 227H12V226H11ZM27 227H28V226H27ZM50 227H51V226H50ZM75 227H76V224H75ZM84 227H82V228H84ZM92 227H93V226H92ZM143 227H144V226H143ZM147 227H148V226H147ZM147 227H145V228H147ZM156 227H158V230L156 229ZM177 227H179V224H177ZM222 227H223L224 229H223ZM229 227H230V228H229ZM237 227H238V228H237ZM251 227H252V226H251ZM262 227L264 228V226H262ZM262 227L258 229L257 226H256L257 231H259V230L261 229V231H260L259 233L264 232V229H263ZM15 228H16V227H15ZM20 228H21V227H20ZM32 228H33V227H31V229H32ZM52 228H53V227H52ZM58 228H59V227H58ZM58 228H57V229H58ZM68 228H69V227H68ZM99 228H100V227H99ZM150 228H151V229H150ZM163 228H164V230H163ZM182 228H183V226H182ZM190 228H191V226H190ZM190 228H189V229H190ZM221 228H222V229H221ZM241 228H242V229H241ZM248 228H249V226H248ZM253 228H254V226H253ZM16 229H17V228H16ZM16 229H15V231H16ZM33 229H35V228H33ZM37 229H38V228H37ZM65 229H66V228H65ZM75 229H76V228H75ZM89 229H90V228H88V230H89ZM149 229H150V230H149ZM159 229H160V230L162 229V230H161V233H157V231H159ZM220 229H221V230H220ZM231 229H230V230H231ZM249 229H250V228H249ZM249 229H248V230H249ZM262 229H263V231H262ZM51 230H52L51 228H50V230L48 229L49 232H50ZM69 230H71V229H69ZM86 230H87V229H86ZM99 230H101V228H100ZM165 230H166V231H165ZM184 230H185V229H184ZM184 230H183V231H184ZM253 230H254V229H253ZM19 231H20V229H19ZM28 231L30 232V229H29ZM34 231H35V230L31 231V235H29L30 237H32V236H36V237H37V236H40V235H38V234H37V235H36V234L33 235L32 232H34ZM41 231H42V230H41ZM41 231H40V232H41ZM60 231H62V229H60ZM64 231H65V230H64ZM64 231H63V232H64ZM72 231H75V230H72ZM92 231H93V230H92ZM122 231H123V230H122ZM185 231H186V230H185ZM187 231H188V230H187ZM242 231H243V230H242ZM246 231H247V230H246ZM257 231H256V232H257ZM6 232H7V233H6ZM38 232H39V231H38ZM44 232H45V231H44ZM54 232H55V234H54ZM54 232H53V234L55 235V237H53V235H52V237H53L52 240H54V238H57V240H58V236H59L60 233H58L57 231H54ZM67 232H69V231H67ZM76 232H78V230H77ZM101 232H102V231H101ZM101 232H100V233H101ZM123 232H124V231H123ZM159 232H160V231H159ZM163 232H164V233H163ZM165 232H167V233L165 234ZM208 232H210V234H209ZM244 232H245V231H244ZM249 232H250V231H249ZM256 232H255L254 234H257ZM26 233H27V232H26ZM34 233H35V232H34ZM47 233H48V232H47ZM51 233H52V232H51ZM72 233H73V232H72ZM154 233H156V234H154ZM185 233H186V232H185ZM228 233H229V230H228ZM237 233H238V232H237ZM252 233H253V232H252ZM252 233H250L249 236H247L248 233L246 234V236H247V237H246V238H247L246 240L252 238V237L250 238V236H251ZM39 234H40V233H39ZM67 234H68V233H67ZM67 234H66V235H67ZM69 234H70V233H69ZM69 234H68V235H69ZM74 234H75V233H74ZM78 234H79V232H78ZM80 234H82V233H80ZM83 234H84V231H83ZM86 234H87V233H86ZM90 234H91V233H90ZM90 234H89V235H90ZM101 234H102V233H101ZM103 234H102V235H103ZM123 234H124V233H123ZM145 234H146V232H145ZM149 234H148V236H149ZM230 234H231V233H230ZM230 234H229V236H230ZM232 234H233V232H232ZM232 234H231V235H232ZM261 234H262V233H261ZM19 235H21V234H19ZM24 235H25V232L23 233L22 237H24ZM71 235H72V234H71ZM121 235H122V233H121ZM121 235H119V236H121ZM129 235H130V234H129ZM146 235H147V234H146ZM186 235H188V234H186ZM226 235H227V234H226ZM235 235H236V233H235ZM262 235H263V234H262ZM262 235H261V236H262ZM1 236H2V239H1ZM25 236H26V235H25ZM45 236H46V235H44L42 238H40V237H39V238H38V237L36 238V237H35V238L37 239L36 241H38V243L40 244V247H39V248H40V252H41V254H39V255H42V254H43L42 256L45 257V258H43V257H42V258L45 259V260L48 262L47 264H67V263H68L67 260H69V258H68L69 254H67V253L70 252V251L68 252V251L66 250V247L68 248V246L64 247V246H61V245H59V244H54L55 246H57V245L61 246L60 248H58L59 250H58L57 252H54V250L52 251V249H53V248H52V249H50V250L48 251L47 247H48L49 245L47 244L48 241H47V239H46ZM64 236H65V233H64ZM83 236H84V239H83V241H82V240H81V241L84 242V245H85L86 238H87V241L90 240V239H88V236H86L85 234H84ZM83 236H82V237H83ZM122 236H123V235H122ZM122 236H121V237H122ZM127 236H128V235H127ZM127 236H125V237H127ZM131 236H132V235H131ZM168 236L171 237V238H169ZM190 236H191V235H190ZM219 236H220V237H219ZM60 237H61V235H60ZM85 237H86V238H85ZM89 237H91V236H89ZM115 237H116V239H114ZM184 237L187 238V237H189V236H184ZM198 237H200V236H198ZM203 237H202V238H203ZM211 237H210V238H211ZM263 237H264V236H263ZM263 237H262V238H263ZM10 238H11V237H10ZM62 238H63V236H62ZM65 238H66V237H64V240H65ZM69 238H70V237H69ZM74 238H76V237H74ZM79 238L81 239V236H80ZM111 238H110V239H111ZM127 238H131V237L128 236ZM127 238H125L126 241L129 240V239H127ZM189 238H190V237H189ZM193 238H194V237H193ZM193 238H192V239H193ZM202 238H200V239H202ZM210 238L207 239L208 242H209V239H210ZM224 238H225V237H224ZM256 238H258V237L256 236ZM256 238H255V239H256ZM5 239H6V240H5ZM22 239H23V238H22ZM24 239L27 240L28 238L25 237ZM32 239H34V237H32ZM110 239L108 240V238H107V241H110V242H107V241H106L108 244H110V245H108V246H112V245H113V247H111V248H115V247L117 246V245H116V246L114 247V244H115L116 242L113 244V243L111 242ZM183 239H184V238H183ZM183 239H182V240H183ZM226 239H227V238H226ZM229 239L231 240L232 238H229ZM244 239H245V238H244ZM260 239H261V238H260ZM48 240H49V239H48ZM61 240H62V239H61ZM67 240H68V239H67ZM69 240H70V239H69ZM92 240H93V238H92ZM119 240H120V241H119ZM143 240H145V241H143ZM170 240H171V241H170ZM180 240H181V239H180ZM182 240H181V241H182ZM185 240H186V239H185ZM194 240H195V238H194ZM205 240H206V239H205ZM207 240H206V241H207ZM246 240H245V241H246ZM252 240H253V239H252ZM256 240H257V239H256ZM261 240H262V239H261ZM261 240L257 241V243H255V242H252V243H254V244L256 245L257 248L260 247V250H261L260 252L262 253V252H264V249L261 248V246H260V244H259V243H261ZM263 240H264V239H263ZM32 241H33V240H32ZM59 241H60V240H59ZM73 241H74V240H73ZM176 241L178 242V240H176ZM228 241H229V240H228ZM254 241H255V240H254ZM0 242H1V241H0ZM7 242H8V241H7ZM51 242H52V241H51ZM68 242H69V241H68ZM82 242H81V244H82ZM88 242H89V241H88ZM124 242H125V241H124ZM129 242L131 243V245H129ZM129 242H127V243H128V245H129V247H130V250H131V249H132L131 247H132L133 244H132L131 240H130ZM152 242H153V243H152ZM162 242H163V243H162ZM177 242H176V244H177ZM184 242H185V241H184ZM187 242H189V240H188ZM208 242H207V243H208ZM237 242H238V240H237ZM242 242H243V241H242ZM248 242H249V241H247V243H248ZM258 242H259V243H258ZM262 242H263V241H262ZM2 243H3V242H2ZM48 243H49V242H48ZM55 243H56V242H55ZM57 243H58V242H57ZM65 243H67V242H65ZM91 243H92V242H91ZM111 243H112V244H111ZM122 243H123V238H122ZM122 243H121V245H122ZM171 243H170V244H171ZM185 243H186V242H185ZM190 243H191V242H190ZM190 243H189V244H190ZM233 243H234V242H233ZM46 244H47L48 246H46ZM52 244H53V243H52ZM60 244H61V242H60ZM62 244H64V243H62ZM69 244H70V243H68V245H69ZM88 244H89V243H87L86 245H88ZM118 244H120V243H118ZM142 244H143V243H142ZM159 244H158V245H159ZM162 244H164V245H162ZM170 244H169V245H170ZM186 244H187V243H186ZM186 244H184L185 247H186ZM192 244H193V242H192ZM192 244H191V246H192ZM195 244H196V243H195ZM225 244H224V245H225ZM249 244H250V243H249ZM257 244H259V245H257ZM84 245H83V246H84ZM86 245H85V246H86ZM102 245H103V243H102ZM121 245H119V246L116 247L115 249H117V248L123 249V247H120ZM123 245H124V243H123ZM123 245H122V246H123ZM150 245H151V246H150ZM156 245H157V244H156ZM158 245H157V246H158ZM160 245H159V246H160ZM174 245H175V244H174ZM177 245H178V244H177ZM219 245H218L217 247H220L221 249L224 247V246L221 247V246H219ZM230 245H231V244H230ZM234 245H235V243H234ZM242 245L245 246L244 244H242ZM252 245H253V244H252ZM262 245H263V244H262ZM59 246H58V247H59ZM85 246H84V247H85ZM89 246H90V245H89ZM89 246H88V247H89ZM146 246H145V247H146ZM149 246H150V247H149ZM171 246H172V245H171ZM187 246H188V245H187ZM236 246H237V243H236ZM246 246H248V245H246ZM250 246H251V244H250ZM250 246H249V247H250ZM258 246H259V247H258ZM263 246H264V245H263ZM263 246H262V247H263ZM1 247H2V246H1ZM37 247H38V246H37ZM70 247H71V246H70ZM70 247H69V248H70ZM84 247H83V248H84ZM127 247H128V246H127ZM141 247H142V246H141ZM182 247H183V246H182ZM182 247H181V250L184 251ZM185 247H184V248H185ZM189 247H190V246H189ZM189 247H188V248H189ZM194 247H195V246H193L192 248H194ZM225 247H226V246H225ZM251 247H252V246H251ZM251 247H250L251 251H252L254 248H256L255 246H253L254 248H253V247L251 248ZM48 248H50V247H48ZM69 248H68V250H70ZM124 248H126V246H124ZM152 248H153V246H152ZM152 248H151V249H152ZM154 248H155V247H154ZM188 248H186V249H188ZM227 248H228V247H227ZM227 248H226V250H227ZM240 248H241V247H240ZM243 248H245V250H246L247 247H243ZM257 248H256V249H257ZM37 249H38V248H37ZM84 249H85V248H84ZM126 249H127V248H126ZM128 249H129V248H128ZM143 249H144V247H143ZM159 249H160V248H159ZM189 249H190V248H189ZM189 249H188V250H189ZM223 249H224V248H223ZM231 249H232V248H231ZM234 249H235V248H234ZM81 250L83 251V249H81ZM111 250H112V249H111ZM155 250H156V248H155ZM155 250H154V251H155ZM188 250H185V251L189 252L190 250H189V251H188ZM195 250H197V249H194V250L191 249V251H190V255H191V256H189V254H188L187 252L184 253L185 251L182 252V253H184V256H185V255L187 256V258H188L187 261H192V260H193V263L195 262L194 264H196V263L199 264V261H198V260H197L198 262H197V261H194V260H196L195 254H198L197 252L194 253ZM232 250H233V249H232ZM38 251H39V250H38ZM38 251H37V252H38ZM55 251H56V250H55ZM100 251H101V250H100ZM120 251H121V250H120ZM160 251H161V250H160ZM192 251H193V252H192ZM221 251H222V250H221ZM221 251H218V252L216 251L217 253H214V259H213V261H210V262L207 261V263H206V262H205V263H206V264H223V263L225 262L224 264H228L230 261H232L233 258L231 259L230 257H229V258H230L231 260H230V261L228 260L229 262H228V261H225V259H223V257L228 253V251H227V253L225 252L224 255L220 253ZM229 251H230V250H229ZM238 251H239V250H238ZM247 251H249V252L251 253V251L248 250V248H247V250L244 251V252L247 253ZM256 251H257V250L253 251L254 253H251V256H250V255H247V256H249V257H247L248 262H249V258L252 257V255L254 256V254H255ZM52 252L56 254V257H57V256H60V255H61L60 257H62V256L65 257V256L67 255V258H68V259H66L64 262H59L58 260L55 261V259L52 260V255H51ZM83 252H84V251H83ZM86 252H87V251H86ZM106 252H107V251H106ZM156 252H159V250L157 249ZM230 252H231V251H230ZM57 253H59V255H58ZM101 253H102V251H101ZM107 253H109V251H108ZM179 253H180V252H179ZM191 253H193V254H191ZM218 253H219V254H218ZM222 253H223V252H222ZM240 253H242V252H240ZM240 253H239V255H240V258H241L242 255H241ZM250 253H249V254H250ZM71 254H72V252L70 253V255H71ZM95 254H100V252H98V250H97V252H96ZM122 254H123V253H122ZM187 254H188V255H187ZM230 254H232V253H230ZM256 254H257V253H256ZM256 254H255V256L257 257ZM103 255H104V254H103ZM112 255H113V254H112ZM212 255H213V254H212ZM215 255H216V256H215ZM227 255H229V254H227ZM233 255H234V254H233ZM233 255H231V256H233ZM245 255H246V254H245ZM262 255H264V253H262ZM262 255H261V256H262ZM81 256H82V255H81ZM93 256H94V255H93ZM99 256H101V255H99ZM105 256H106V255H105ZM109 256H110V255H109ZM109 256H106V257L109 258ZM132 256H134V255L132 254ZM181 256H182V254H181ZM188 256H189V257H188ZM193 256H194L195 259L193 258ZM236 256H237V255H236ZM236 256H233V257H236ZM255 256H254V257H255ZM259 256H260V255H259ZM40 257H41V256H40ZM69 257H70V256H69ZM91 257H92V256H91ZM106 257H105V258H106ZM169 257H170V256L168 255V258H169ZM171 257H172V256H171ZM191 257H192L193 259L189 260V258H191ZM212 257H213V256H212ZM212 257H211V258H212ZM254 257H253V258H254ZM262 257H263V256H262ZM262 257H261V258H262ZM2 258H3V257H2ZM53 258H55V256H54ZM57 258H58V257H57ZM95 258H98V257L95 256ZM103 258H104V257H103ZM103 258H101V259H103ZM105 258H104V259H105ZM111 258H114V257H110V260H111V261L108 262V263H107V260H106V263H107V264H109V263H110V264H113V262H114L115 259H113V262H112V259H111ZM131 258H132V257H131ZM185 258H186V257H184V260H185ZM209 258H210V257L208 256L207 259H209ZM211 258H210V259H211ZM224 258H225V257H224ZM238 258H239V257H238ZM253 258H252V259H253ZM257 258H258V257H257ZM58 259H59V258H58ZM71 259H72V258H71ZM89 259H90V258H89ZM106 259H107V258H106ZM133 259H134V258H133ZM133 259H130V261L127 262V264H129V263L131 262V260H133ZM169 259H171V258H169ZM169 259H168V260H169ZM174 259H175V257H174ZM174 259L172 258V260H174ZM202 259H203V258H202ZM217 259H218V260H217ZM244 259H245V257H244ZM247 259H245V260H247ZM252 259H250V262H249V263H251ZM262 259H263V258H262ZM60 260H62V259L60 258ZM63 260H64V259H63ZM93 260H95V259H93ZM97 260H98V259H97ZM97 260H96V261H97ZM226 260H227V259H226ZM1 261H2V259H1ZM66 261H67V263H65ZM69 261H70V260H69ZM98 261H99V260H98ZM108 261H109V259H108ZM122 261H123V260H122ZM182 261H183V260H182ZM187 261H185V264H189V262H187ZM201 261H202V260H201ZM263 261H264V260H263ZM72 262H73V261H72ZM102 262H104V261H102ZM132 262H134V261H132ZM132 262H131V264H133ZM169 262H170V260H169L168 262H167V260H166V264H170ZM183 262H184V261H183ZM186 262H187V263H186ZM227 262H228V263H227ZM244 262H245V261H244ZM252 262H253V261H252ZM255 262H256V261H255ZM106 263H105V264H106ZM116 263H117V262H116ZM135 263H136V262H135ZM163 263H165V262H163ZM173 263L175 264L176 262L172 261L171 264H173ZM190 263H192V262H190ZM201 263L203 264V262H201ZM205 263H204V264H205ZM245 263H247V261H246ZM256 263H257V262H256ZM0 264H1V263H0ZM44 264H45V262H44ZM72 264H73V263H72ZM97 264H98V263H97ZM99 264H101V260H100V263H99ZM103 264H104V263H103ZM114 264H115V262H114ZM136 264H138V263H136ZM160 264H161V263H160ZM230 264H233V263H230ZM251 264H252V263H251ZM257 264H258V263H257ZM260 264H262V262H261Z\"/></svg>","mask_w":264,"mask_h":264}]
</instances>
